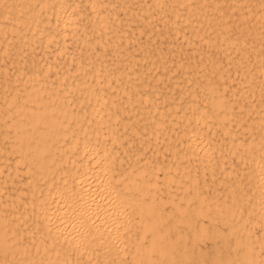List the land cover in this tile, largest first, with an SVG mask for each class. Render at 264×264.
<instances>
[{
  "label": "rangeland",
  "instance_id": "rangeland-1",
  "mask_svg": "<svg viewBox=\"0 0 264 264\" xmlns=\"http://www.w3.org/2000/svg\"><path fill=\"white\" fill-rule=\"evenodd\" d=\"M67 2H70L71 0H66ZM78 1H80V2H78ZM84 1L86 2V3H84ZM88 1V2H87ZM83 0V1H81V0H74V2L76 3V6L78 7L77 9L78 10H80V11H78V10H76V8H75V11L78 13V12H81L82 11V14L84 13V15H82V14H80V13H78L77 14V16H75V21L78 23V25H79V28H78V26H76V28L77 29H79V30H77L76 28V32L75 31H73L74 32V35H72L73 34V32L72 33H69L68 35H65V37H64V39H65V41H64V43H63V49L61 48L60 50L61 51H58V52H53L52 50L54 49V46L56 45V46H58V42H55V44H54V41H51L50 43L48 42L47 43V45H45V46H47V47H49V48H46L44 45H38L37 43H32V44H30L29 46H31V47H29L28 45H22L21 44V47L19 48V44H20V42L19 41H17L16 39H14V38H12V39H10L7 43H5L4 45H6V50L4 49V50H2V52H1V54H0V56H1V60H0V123H2L3 122V120L6 118V108H7V110H9L8 108L9 107H11V105H10V103H7V99H8V95L10 94V92H12V91H15V87H16V89L17 88H19L20 86H21V83L23 82V80H24V78L26 77V76H28L29 74H32L33 72L35 73L36 72V74H38L39 76L40 75H42L43 77H46L45 79H46V81L47 82H49V80H50V82H52V83H54L56 80H57V78L56 77H54L56 74H60L62 71H63V73H66V74H64V75H67V76H65L64 77V79L65 80H73V79H75V78H77V76L78 75H80V76H83L84 78H85V76H86V81L89 79V82H90V87L91 88H93L94 89V96L93 97H88V98H86V97H84V98H82V100H83V102L81 103V101H80V103H78V101L81 99V97H78L77 96V93H76V91L75 92H73L74 90H72V89H70V90H72V91H70L69 90V92H68V89L66 90L67 92H68V94L69 95H67L66 93L67 92H65V94H66V96H65V99L67 98V97H69V98H71V99H69V98H67V100L68 101H70V102H68L67 104H69L70 103V105H67V107L68 108H71V112L74 114V115H76V116H78V119H80L79 121H81V125H80V127L82 128V129H85V130H81V128H78L77 130H81L80 131V133H79V131H77V133H76V131L72 134V139H73V141L75 142V144L78 146L79 144H81L82 142L84 143V141L85 140H87V141H90V142H94L95 141V143H96V145H97V147L99 146V148H102V146L105 148V150H106V153L108 154V156H109V158H110V155L112 156V158H110V159H112L111 160V162L109 161V164L111 165H109V169H110V174H111V176H113V177H115L114 179H113V181H114V183H116V184H120L121 183V181H120V179H122V181H123V176H126L127 174H132L133 173V175L135 174V173H137V172H135V171H137L138 169H139V171H138V173L140 174H138V175H136L135 177V180H136V182H138L139 180H140V177H143V179H146V178H152L153 180H154V178H155V180L157 181V183H155V185L156 184H158V185H154V187H151V188H149V194L147 193V194H145L144 195V198H145V200H147V201H149L150 199L149 198H152V197H154L153 199H151V203H152V206H153V208H154V210H158L159 209V207H160V210H158L159 211V213H160V219H159V222H158V224H157V229L158 230H160L162 233H164L163 234V236H164V238H168L171 242H172V244H171V250H170V257L172 258V263L173 264H203V262H204V264H227V262H230V263H232V264H237L238 262V264H240L242 261L240 260V258H239V254H240V251L242 250V245L241 244H239V243H237V238H247V243L248 244H251V248H252V253L254 254V251H256L255 253L257 254V255H259L258 257H259V259H258V262H260V263H263L264 264V223H262L261 221H260V218L257 216H254V214H256L257 215V212H256V210H258L257 208H255L254 206H252L251 207V200H253V192H256L255 190H254V187H253V185H254V176H255V169L256 168H259V166L258 167H256L255 168V163L253 164V162H254V159H256V156L254 157V155H250L249 154V156H247L248 155V153H253V151H255L254 149H256V147L259 145V146H264V137L262 138V140L258 143H253V142H251V143H249V147H247L248 146V141H249V138L251 137L250 136V134L251 133H253V131L255 130V132H260L261 131V133L263 132V135H264V90L262 91V89L264 88V76L262 77L261 75H264V73H261L260 71H258L257 70V65H258V63L257 62H255L256 60V58L252 55V51L250 50V46L248 45V43H247V40H248V38H250L249 36H248V33H258V34H261L262 33V28L264 27V8H263V6H264V2H263V0L261 1V0H246V2L244 3L243 2V0H233V1H235L236 2V4H237V6H238V2H240L239 3V6H238V9H239V12L241 11V9H242V11L240 12V14H241V16H242V20H240V21H238V23H237V21H234V22H232V21H229V20H225V19H218L217 18V16L215 15V14H217L218 12H217V10H214L213 9V7H211L212 6V4L211 3H209L210 1L209 0H204V1H206V2H204L203 0H189V1H192L191 3L188 1V0H186L185 2L188 4V6H189V8H187L188 6H187V4L185 3L184 4V2H182L183 3V5H180L181 4V2H179L178 0H165L166 1V3H165V1H163L164 2V6H165V8L163 7V5H159V6H157L160 2H161V0H157V2L155 3V0H143V4H142V1L141 0H137V1H135V0H131V1H133V2H129L130 0H122V2H121V0H103V1H105L106 3H107V5H106V3L104 2V4H102V7L101 8H99L100 7V5H101V2H103V1H97L96 2V0L95 1H93V0ZM90 1H93V4H90L91 2ZM117 1V2H116ZM135 1V2H134ZM141 1V2H140ZM151 1V2H150ZM153 1V2H152ZM158 1H159V3H158ZM168 1H169V3H168ZM241 1L243 2L242 4H241ZM250 1V2H249ZM256 1H258L259 3L261 2V4H258ZM90 2V3H89ZM94 2L96 3L95 5H96V7L98 6V4L97 3H100V5L97 7V10H100L99 12H97V10H96V8H94ZM137 2H139L138 4H137ZM150 2V3H149ZM162 2V3H163ZM170 2H172L173 4H171ZM204 2V3H203ZM80 3V4H79ZM82 3L84 4V6L85 5H88L87 6V8L86 7H84V6H81L82 5ZM113 5H111V4ZM116 3V4H115ZM120 3H125V5L124 4H121L123 7V9L121 8V5H120ZM167 3H168V5H167ZM200 3V5H198ZM209 3V4H208ZM262 3H263V5H262ZM79 6H78V5ZM89 4H90V6H89ZM111 6H110V5ZM126 4H128V5H126ZM133 4V5H132ZM136 4V5H135ZM141 5V7H142V9H141V7H140V5ZM153 4V5H152ZM154 4H157V5H154ZM161 4V3H160ZM191 5V7H190V5ZM194 4V5H193ZM196 4V5H195ZM205 4V5H204ZM206 4L208 5V6H206ZM241 4V5H240ZM244 4V5H243ZM246 4H248V5H246ZM93 5V6H92ZM104 5V6H103ZM120 5V6H119ZM132 5V6H131ZM139 5V6H138ZM145 5H146V7H148V8H146L145 9ZM166 5H167V10H165L166 9ZM202 5H204V6H202ZM243 5V6H242ZM246 5V6H245ZM75 6V7H76ZM118 8H117V7ZM131 6V7H130ZM151 6L153 7V8H151ZM179 6V7H178ZM182 6V7H181ZM206 6V7H205ZM209 6L211 7V8H209ZM257 6V7H256ZM86 8V9H84V8ZM89 7V8H88ZM90 7H92V8H90ZM107 7V8H106ZM110 7H112V8H110ZM116 7V8H115ZM126 7H128V8H126ZM137 7H138V10H137ZM157 9H156V8ZM172 7V8H171ZM175 7V8H174ZM181 7V8H180ZM200 7V11L198 10V8ZM203 7V8H202ZM245 7V8H244ZM248 7V9H246ZM253 7V8H252ZM80 8V9H79ZM82 8V9H81ZM94 8V9H93ZM115 8V9H114ZM125 8V9H124ZM133 8V9H132ZM158 8H161V10L159 9L158 10ZM162 8H164V9H162ZM191 8H195V9H191ZM255 8V10H253ZM117 9H118V11H117ZM130 9H132V10H130ZM174 9V10H173ZM206 10V12H202V10ZM207 9H208V11H207ZM210 9H211V11H210ZM244 9H246V10H248V11H243ZM260 9V10H259ZM65 10V9H64ZM93 10V11H92ZM96 10V11H95ZM102 10H104V11H102ZM112 10V11H111ZM122 10H123V12L124 13H122ZM127 10V11H126ZM134 10H136V11H134ZM141 10V11H140ZM142 10L145 12V14H143L142 13ZM151 10H152V13L150 14V12H151ZM155 10V11H154ZM158 10V11H157ZM170 10V12H168ZM188 10V11H187ZM192 10V11H191ZM89 13H88V12ZM120 11V12H119ZM147 11V12H146ZM148 11H150L149 13H148ZM160 11H161V13H160ZM164 11V12H163ZM166 11H167V13H166ZM178 12V13H176V12ZM185 11H186V13H185ZM196 12L197 14H194L193 12ZM219 11V10H218ZM92 12V13H91ZM95 12V13H94ZM103 12H104V14H103ZM109 12V14L107 15V13ZM117 13V15H116V13ZM129 12V13H128ZM136 12V13H135ZM182 12H184L183 14H182ZM191 12V13H190ZM202 12V13H201ZM248 12H249V17L246 15V17L244 16L245 14H248ZM251 12V13H250ZM88 13V14H87ZM94 13V14H93ZM98 13H102V15H100V14H97ZM110 13H111V15H110ZM127 13V14H126ZM140 13H142V14H140ZM147 13V14H146ZM154 13V14H153ZM158 13V15H156V14ZM175 14L176 15V18H177V15H178V17L180 18V21H179V18L178 19H176L175 17H173V15L172 14ZM188 13V15H186ZM203 13H204V15H206L205 17H204V15H203ZM207 13V14H206ZM209 13V14H208ZM211 13H214L213 15L211 14ZM255 13H259L258 15H256ZM98 16V18H100V19H98L97 18V16ZM105 14L109 17V19H111V20H108V18H106V17H104L105 16ZM119 14V15H118ZM129 14V15H128ZM160 14V15H159ZM162 14V15H161ZM199 14V15H198ZM255 14V15H254ZM261 14V16L259 17V15ZM79 15V16H78ZM90 15V16H89ZM92 15H94V16H92ZM99 15H100V17H99ZM112 15H113V19H112ZM127 15V16H126ZM141 17H143V18H141ZM145 15V16H144ZM152 15V16H151ZM170 15V16H169ZM207 15H210L209 17H207ZM83 16V17H82ZM84 16H85V19H84ZM88 16V17H87ZM118 16V17H117ZM139 16V17H138ZM162 16L165 18H163L162 20H161V18H162ZM200 16V17H199ZM202 16V17H201ZM78 17V18H77ZM93 17V18H92ZM95 17V18H94ZM133 17V18H132ZM153 17V18H152ZM158 17V18H157ZM250 17H251V19H250ZM258 19H256V18ZM261 17H262V20H261ZM51 18H53V15L51 16ZM79 18H80V20H79ZM83 18V19H82ZM87 18V19H86ZM90 18V19H89ZM92 18V19H91ZM105 18L107 21H106V23H105V21L104 22H102L103 23V25H102V23H101V21H103V19ZM118 18H121V19H118ZM124 18H127V19H124ZM131 20H130V19ZM139 18L141 19V20H139ZM149 18H152V19H149ZM168 18V19H167ZM169 18H171V19H169ZM172 18H174V19H172ZM210 18V19H209ZM214 18V19H213ZM245 18H247V19H245ZM256 20H255V19ZM77 19H78V21H77ZM94 19V21H95V19H96V22L97 23H95L94 21V23L95 24H93V22H91L92 20ZM104 19V20H105ZM118 19V23H116L117 20ZM149 19V20H148ZM153 19H155L154 21H153ZM167 19V20H166ZM213 19V20H212ZM243 19H245V20H243ZM87 22H86V21ZM123 20V21H122ZM127 20H129V21H127ZM134 22H133V21ZM170 22H169V21ZM186 20V21H185ZM208 20V21H207ZM211 20H212V22H211ZM223 20V21H222ZM252 20H254V22L252 21ZM261 20V21H260ZM108 21H109V23H108ZM114 21H115V23H114ZM127 22V23H125V22ZM137 21V22H136ZM147 21V22H146ZM152 21V22H151ZM161 21V22H160ZM165 21V23H166V25L163 23ZM167 21V22H166ZM173 21V22H172ZM181 21H182V23H181ZM202 21H204V23L202 22ZM221 21V23H217V22H220ZM224 21H226V22H224ZM227 21H229V22H227ZM252 21V22H251ZM81 22V23H80ZM83 22V23H82ZM85 22V23H84ZM88 22H89V24H88ZM180 22V23H179ZM183 22H185V24L183 23ZM192 24H191V23ZM208 22V23H207ZM210 22H211V24H210ZM246 24H245V23ZM256 22V23H255ZM263 22V23H262ZM77 23H76V25H77ZM99 23H101L100 25H99ZM127 24L126 26L125 25H123V24ZM139 23V24H138ZM142 23H143V25H144V28H143V25H142ZM148 23H150V24H148ZM152 23V24H151ZM170 23H171V25H170ZM186 23H189V24H186ZM193 23H195V25L193 24ZM199 23V24H198ZM236 23V24H235ZM242 23V24H241ZM244 23V24H243ZM258 23V24H257ZM84 24V26H86L85 27V29H84V26L82 27V26H80V25H83ZM93 24L94 26H96V27H94L93 25L91 26V25ZM98 24V25H97ZM104 24H111V26L112 27H110L111 28V30H110V28H109V26H105ZM120 24L122 25V26H120ZM148 24V25H147ZM153 24H155V25H153ZM174 24V25H173ZM178 24H179V26H178ZM180 24L182 25V24H184V25H182L183 26V28L184 29H182V26H180ZM200 24H202V26H203V28H206L207 27V25H208V28H206L205 30L204 29H201L202 28V26H200ZM211 26H210V25ZM217 24V26H218V28H216L215 27V25ZM231 26H230V25ZM253 25V27H252V25ZM88 25V26H87ZM114 25H119V26H116V32H115V26ZM131 27H130V26ZM136 25V26H135ZM141 25H142V27H141ZM159 25V26H158ZM163 25V27H161ZM176 25H177V27H176ZM188 27H187V26ZM199 26V28H198V26ZM206 25V26H205ZM227 25H228V27L229 28H227ZM237 25V26H236ZM239 25H240V28H242V29H245V30H247L246 31V34L244 35L243 34V37H245V38H243L242 40H244V41H246V42H244L243 44L241 43V45H238V44H235V45H232V46H229V48H224V47H222V46H218V42H217V40H219V38L217 37V38H214L215 36H217L216 34H218V32H217V30H219L220 32L221 31H225V29L227 28V32L228 33H230V34H232V35H236L237 34V29L239 28ZM261 25V26H260ZM263 25V26H262ZM113 26H114V28H113ZM129 26V27H128ZM153 26V27H152ZM156 26H157V28L158 29H156ZM169 26H170V29H169ZM214 26V27H213ZM88 27V28H87ZM94 27V28H93ZM98 27V28H97ZM100 27H104L103 29L102 28H100ZM140 27V28H139ZM149 27H151V28H149ZM167 27V28H166ZM173 27V28H172ZM187 27V28H186ZM192 27V28H191ZM213 27V28H212ZM225 27V28H224ZM231 27H233V28H231ZM237 27V28H236ZM247 29H246V28ZM248 27H250V30H249V28ZM255 27V28H254ZM262 27V28H261ZM82 28L85 30V31H83L82 30ZM90 28V29H89ZM93 28V30H91ZM105 28H106V32H107V35L109 34L110 35V37L111 38H109V35L108 36H104V34L105 33H103L104 32V30H105ZM109 28V29H108ZM113 28V29H112ZM120 28H122V29H120ZM137 28H139V30L137 31ZM146 28V29H145ZM180 28V29H179ZM209 28H210V30L212 29V31H210L209 30ZM214 28H215V30H214ZM260 28V31L259 30H256V29H259ZM89 29V30H88ZM98 30V32H97V30ZM119 29H120V31H119ZM126 31H125V30ZM133 29H134V31H133ZM150 29H151V31H150ZM172 29L174 30V31H172ZM178 29V31H176ZM186 29V30H185ZM197 29L198 31H199V29H200V32H198V31H196L197 32V35H196V33H195V30ZM230 29V30H229ZM256 31H255V30ZM81 30H82V35H81ZM133 32H132V31ZM147 30V31H146ZM189 30V32H187ZM229 30V31H228ZM88 31H89V33H88ZM95 33V31H96V34H94L93 32ZM119 31V32H118ZM157 31V32H156ZM181 31V32H180ZM250 31V32H249ZM253 31V32H252ZM77 32H79L78 33V35H77ZM92 32V33H91ZM112 33L113 32V34H110V33ZM121 32V33H120ZM122 32H124L123 34H122ZM137 32V33H136ZM147 32H150V33H147ZM166 32H168L167 34H164V33H166ZM174 32H178V34L177 33H174ZM186 32V34H184ZM207 32H209V33H207ZM211 32V33H210ZM261 32V33H260ZM100 33V34H99ZM115 33V34H114ZM144 33L146 34L145 36H143L144 35ZM174 33V34H173ZM189 33V34H188ZM205 33V34H204ZM75 34L77 35L76 36V38H75ZM87 34H88V36H87ZM89 34H90V36H89ZM92 34H93V36H92ZM100 36H99V35ZM116 34H118V35H116ZM137 34V35H136ZM187 34H188V36H190L191 38H187ZM200 34V35H199ZM211 34V35H210ZM214 34V35H213ZM251 34H249V35H251ZM81 36V38L80 37H78V36ZM95 35V36H94ZM106 35V34H105ZM123 35V36H122ZM124 35H125V37H124ZM135 35V36H134ZM153 35V36H152ZM161 35V36H160ZM175 35V36H174ZM196 35V36H195ZM203 35V36H202ZM208 35V36H207ZM211 36V39L209 40V38H210V36ZM71 36V37H70ZM84 37V39H86V42L88 43L89 42V44H87V43H85V40L83 39V37ZM97 36V37H96ZM99 36V37H98ZM103 36H104V40H103ZM114 38H113V37ZM116 36V37H115ZM117 36H119V38L117 37ZM126 36H127V38H126ZM129 36H131V37H129ZM140 36H142V37H140ZM177 36H179V37H177ZM184 38H183V37ZM199 36V37H198ZM214 36V37H213ZM248 38H247V37ZM67 37H69L68 39H67ZM133 37V38H132ZM134 37H138V38H134ZM150 37V38H149ZM197 37V38H196ZM201 37H203L202 39H201ZM204 37H206V39H207V37H208V40H205L204 39ZM80 38V39H79ZM94 38H98V40L99 41H97V39H94ZM101 38V39H100ZM107 38V39H106ZM118 38V39H117ZM122 38V39H121ZM153 38V39H152ZM155 38V39H154ZM178 40H177V39ZM109 39V40H108ZM120 39V40H119ZM131 39H133V41L131 40ZM137 39V40H136ZM148 39V40H147ZM160 39V40H159ZM180 39V40H179ZM187 39L188 40H191L190 42L189 41H187ZM195 39V40H194ZM213 39L215 40V39H217V40H215V41H213ZM12 40H13V42H12ZM16 40V41H15ZM71 40V42L69 43V41ZM79 42H78V41ZM88 40V41H87ZM92 40V41H91ZM106 40H108V42H109V44H108V42L106 41ZM112 40H114L115 41V43H114V41H112ZM128 40V41H127ZM140 40V41H139ZM144 40H145V42H144ZM173 40V41H172ZM194 40V41H193ZM202 40V41H201ZM205 40V41H204ZM14 41H15V44H14ZM76 41L78 42L77 44H75L76 43ZM91 41V42H90ZM101 41V42H100ZM138 41V42H137ZM149 41V42H148ZM156 41V42H155ZM159 41H162V42H159ZM185 41L187 42L186 44H185ZM2 42V43H1ZM0 42V47H2L3 46V43H4V41L2 40ZM9 42H12V43H10V45H8L9 44ZM75 42V43H74ZM95 42V43H94ZM117 42V43H116ZM126 42H127V44H128V46H127V44H126ZM173 42H175L174 44H173ZM189 42V43H188ZM193 42H194V44L196 45H193ZM197 44H196V43ZM208 42V43H207ZM54 45H53V44ZM72 43V45H74L77 49H74L73 47L74 46H71V45H69V44H71ZM74 43V44H73ZM85 45V47H84V45ZM104 43H105V45H104ZM107 43V44H106ZM111 43V44H110ZM148 43H150V44H148ZM160 43V44H159ZM162 43H164V44H162ZM168 43V44H167ZM170 43H171V45H170ZM181 43V44H180ZM199 43V44H198ZM14 44V45H13ZM91 44H93V45H91ZM96 44V45H95ZM102 44L105 46V48L103 49V46H102ZM113 44V45H112ZM119 46V48L116 46ZM150 45V46H148V45ZM153 44V45H152ZM154 44H155V46H154ZM188 44H190V45H188ZM209 44L211 45L212 44V46L210 47L209 46ZM215 44V45H214ZM245 44H247V46L245 45ZM7 45H8V47H7ZM34 45V46H33ZM36 45V46H35ZM53 45V46H52ZM110 45V46H109ZM125 45V46H124ZM132 45V46H131ZM138 45H140V46H138ZM142 45V46H141ZM143 45H144V47H143ZM176 47H175V46ZM178 45H180V46H178ZM187 45V46H186ZM201 45H203V46H201ZM207 45V46H206ZM214 45V46H213ZM217 45V46H216ZM238 45V47H236ZM15 46L17 47L18 46V48H15ZM28 46V47H27ZM39 46V47H38ZM45 47V49H44V47ZM55 46V47H56ZM66 46H68V50H66ZM93 46V47H92ZM94 46H96V47H94ZM122 46V47H121ZM131 46V47H130ZM154 46V47H153ZM199 46V47H198ZM246 46V47H245ZM14 47V49L12 50V48ZM37 48L36 50L35 49H33V48ZM43 47V48H42ZM101 49H103V51L102 50H100V48ZM111 47V48H110ZM114 47V48H113ZM124 47V48H123ZM126 47V48H125ZM129 47V48H128ZM137 47V48H136ZM180 47V48H179ZM205 47V48H204ZM222 47V48H221ZM230 47H231V50H230ZM236 47V49H234ZM240 47V48H239ZM247 47H249L248 49H246ZM24 48V49H23ZM39 48V49H38ZM52 48V49H51ZM72 48V49H71ZM78 48L80 49V50H78ZM93 48H96V50H94ZM117 48V49H116ZM142 48H143V51H141L142 50ZM144 48H145V51H144ZM154 48H158L157 50L155 49V52H153L154 51ZM171 50H170V49ZM181 48H182V50L183 49H185V50H181ZM213 48H216V50L215 49H213ZM245 48V49H244ZM17 49H21L20 51H18ZM64 49H65V51H64ZM71 49V50H70ZM87 51H86V50ZM109 49H110V51H109ZM134 49H138L137 51L136 50H134ZM146 49H147V51L149 52V54H148V52H146ZM172 49H173V51H172ZM221 49V50H220ZM226 49V50H225ZM240 49V50H239ZM244 49V50H243ZM11 50V51H10ZM16 50V51H15ZM28 50H29V52H28ZM48 50H50V51H52V54H54L53 56L51 55V52L50 51H48ZM74 50H76V51H74ZM90 50H92V51H90ZM100 50V51H99ZM108 50V51H107ZM112 50V51H111ZM118 50H119V52H118ZM124 50H128V52L127 51H124ZM135 52H134V51ZM140 50V51H139ZM165 50V51H164ZM190 50V51H189ZM210 50V51H209ZM221 52V53H223L224 51V55H225V57H224V55L223 54H221L219 51ZM233 50V51H232ZM247 52H246V51ZM248 50H250V51H248ZM7 51V52H6ZM31 51H33L32 53H30ZM45 51L47 52V53H45ZM67 51H68V54H67ZM71 51H72V53H71ZM79 51V52H78ZM97 52V54H96V52ZM116 53H115V52ZM120 51H121V53H120ZM187 51V52H186ZM239 51H240V53H239ZM26 52V53H25ZM29 54H28V53ZM73 52H74V54H73ZM83 52V53H82ZM87 52V53H86ZM104 54H103V53ZM132 52V54H134V55H132V54H130V53ZM142 52L144 53V54H142ZM146 52V53H145ZM170 52H172V53H170ZM206 52V53H205ZM226 52H228V53H226ZM251 52V53H250ZM6 53H7V55H6ZM16 54V53H20L19 54V56H18V54H16V55H14V54ZM21 53H23L22 55H21ZM45 53V54H44ZM48 53H50V54H48ZM79 53V54H78ZM94 53H95V56H94ZM99 53V54H98ZM101 53V54H100ZM108 53V54H107ZM140 53V54H139ZM151 53H152V55H151ZM156 53H160V54H156ZM162 53V54H161ZM164 53H165V55L167 54V56H165L164 55ZM173 53H174V55H173ZM176 53H178V54H176ZM198 53H200V54H198ZM243 53H244V55H243ZM4 54H5V56H4ZM10 54H11V56H10ZM25 54V55H24ZM42 54H44V56L42 55ZM46 54H47V56H46ZM57 54V55H56ZM60 54V55H59ZM69 54H73V55H71V56H69ZM75 54H77L76 56H75ZM83 54H85V55H83ZM88 54L90 55V56H88ZM148 54V55H147ZM182 54V55H181ZM194 54V55H193ZM215 54V55H214ZM219 54V55H218ZM221 54V55H220ZM21 55V56H20ZM30 55H32L34 58H36V59H34L32 56H30ZM39 55H41V56H39ZM50 57H49V56ZM56 55V56H55ZM78 55H80V59L78 58L79 56ZM109 55V56H108ZM121 55V56H120ZM131 55V56H130ZM162 57H161V56ZM179 55H181L180 57H179ZM217 55V56H216ZM232 56V57H230V56ZM234 55V56H233ZM252 55V56H251ZM13 56V57H12ZM15 56H16V61L15 60H13V59H15ZM26 56H27V58H26ZM30 56V57H29ZM54 56H55V59H54ZM62 56V57H61ZM97 56H100V57H97ZM107 56V57H106ZM110 56H111V58H110ZM139 56V57H138ZM156 56H158V57H156ZM165 56V57H164ZM185 56V57H184ZM198 58H197V57ZM223 58H222V57ZM228 56L230 57V58H228ZM243 56V57H242ZM246 56L248 57V58H246ZM29 57V58H28ZM32 57V58H31ZM37 57H38V59H37ZM47 57V58H46ZM66 57V58H65ZM68 57V58H67ZM69 57H72L73 59H70ZM83 57H85V59L83 58ZM89 57V58H88ZM104 57V59H102ZM116 57V58H115ZM118 57V58H117ZM131 57V58H130ZM142 57H143V59H144V61L143 60H141L142 59ZM150 57V58H149ZM171 57V58H170ZM175 57V58H174ZM221 57V58H220ZM234 57V58H233ZM235 57H238V58H240L239 60H236L237 58H235ZM244 57H245V59H244ZM21 58H23L22 60H20ZM26 58V59H25ZM44 58V59H43ZM57 58V59H56ZM92 58V59H91ZM95 58V59H94ZM106 58H110L111 60H106ZM127 58H128V60H127ZM132 58H134V60L132 61ZM148 58H149V60H148ZM154 58V60H152ZM165 58V59H164ZM180 58V59H179ZM182 58V59H181ZM184 58V59H183ZM194 58V59H193ZM206 58H207V60H206ZM28 59H29V61H28ZM42 59V60H41ZM64 61H63V60ZM80 60V61H78V60ZM122 59H123V61H122ZM139 59V60H138ZM177 59V60H176ZM179 59V60H178ZM186 59V60H185ZM218 59H220V60H218ZM242 59V60H241ZM251 59V60H250ZM9 60V61H8ZM19 62H18V61ZM31 60V61H30ZM37 60V61H36ZM44 60H46V61H44ZM59 60H61V61H59ZM72 60V61H71ZM87 60V61H86ZM88 60H90V61H88ZM92 60V61H91ZM100 62H99V61ZM106 60V61H105ZM113 60H115V61H113ZM120 60V61H119ZM128 61V63H127V61ZM138 62H137V61ZM148 60V61H147ZM164 60V61H163ZM193 60V61H192ZM216 60V61H215ZM218 60V61H217ZM250 60V61H249ZM255 60V61H254ZM13 61H15V62H13ZM27 63H29V64H27ZM39 61V62H38ZM56 61V62H55ZM71 61V62H70ZM102 61H104V62H102ZM121 61H122V63H121ZM133 63H132V62ZM153 61V62H152ZM175 61H176V63H175ZM182 61V62H181ZM204 61V62H203ZM210 61V62H209ZM221 61V62H220ZM223 61V62H222ZM247 61H248V63H247ZM7 62H9V63H7ZM13 62V63H12ZM16 62H18V63H16ZM21 62V63H20ZM32 62V63H31ZM36 62V65L37 66H35V65H33V63H35ZM37 62H38V64H37ZM45 62V63H44ZM54 64V66H55V68L53 67V64ZM67 62V63H66ZM82 62V63H81ZM91 62V63H90ZM97 62V63H96ZM100 63V65H99V63ZM105 62H106V64H105ZM114 62V63H113ZM116 62V63H115ZM119 62V63H118ZM142 62V63H141ZM146 62V63H145ZM159 62H161L162 64H163V66L165 65V67L166 68H164V70L166 69V73L165 74H161V73H159V72H157V73H155V71H159L160 70V68L158 67V66H155L157 63H159ZM181 62V63H180ZM186 62V63H185ZM196 62V63H195ZM198 62V63H197ZM213 62V63H212ZM253 62V63H252ZM7 63V64H6ZM20 63V64H19ZM43 64V67L45 66L46 67V69H44V73H43V67L41 66L42 64ZM48 65H47V64ZM60 63V64H59ZM63 63L65 64L64 66H63ZM84 63V65H82ZM96 65H95V64ZM121 63V64H120ZM125 63V64H124ZM167 63H169V64H167ZM179 63V64H178ZM191 63H193V64H191ZM200 63V65H198ZM202 63V64H201ZM215 63H217V65L215 64ZM224 63V64H223ZM226 63H227V65H226ZM232 63V64H231ZM234 63V64H233ZM254 63H255V65H254ZM16 64V65H15ZM19 64V65H18ZM32 64V66L31 67H33V69L30 67V65ZM40 64V65H39ZM60 65V68H59V66L58 65ZM73 64V65H72ZM86 64H89L88 66H86ZM91 64V65H90ZM104 64V65H103ZM110 64V65H109ZM129 64V65H128ZM181 64V65H180ZM197 64V65H196ZM204 64V65H203ZM236 64V65H235ZM6 66V68H4V66ZM28 65V66H27ZM50 65H52V66H50ZM71 65V66H70ZM74 65H76V67L74 66ZM94 67H98V68H94ZM98 65V66H97ZM109 65V66H108ZM121 65V66H120ZM122 65L125 67H122ZM128 65V66H127ZM151 65V66H150ZM172 65V66H171ZM189 65V66H188ZM193 65V66H192ZM196 65V66H195ZM203 67H202V66ZM207 65V66H206ZM222 65V66H221ZM2 66H3V69H1L2 68ZM14 66H17L16 68H14ZM65 66H67L68 68L66 69V67ZM78 66V67H77ZM105 66V67H104ZM142 66V67H141ZM182 66V67H181ZM191 66V67H190ZM200 66H201V68H200ZM209 66H210V68L211 69H213L214 68V70H217L219 73L221 72V74H220V78H221V80H220V78H219V80H218V84L216 85L217 87H218V90H219V92H221V94L224 96V99L225 100H228V103H229V105L231 106V116H235V117H237V114H239V116H240V124L238 123H235L236 121H234V117H231L230 116V118H229V121H231V120H233V121H231V122H227V120H225V121H223L221 124H220V122H219V120L217 119V118H215V117H211L210 119H207V122H204V121H201L200 119H198V121H195V122H197V123H193L192 124V122H194V120H197L196 119V116L198 115L196 112H198L200 109H199V107L200 108H203V109H201L203 112H208V103H207V101H205V99H204V92H203V81L205 80V79H203V78H206L207 80H209V76H210V68H209ZM226 66V67H225ZM12 69H11V68ZM18 67H19V69H20V67L22 68V70H19L18 69ZM34 67H35V69H34ZM39 67V68H38ZM44 67V68H45ZM61 67H64L63 68V70H62V68ZM71 67V68H70ZM73 67V68H72ZM85 67V69H88L89 71H87V70H85V72H83V68ZM92 67L95 69V70H93L92 69ZM102 68V70H101V68ZM107 67V68H106ZM112 67V69H110ZM119 67V68H118ZM126 67H128V68H126ZM152 67V68H151ZM181 67V68H180ZM186 67H188V68H186ZM199 67V68H198ZM205 67V68H204ZM223 67H225V68H223ZM244 69H243V68ZM253 67H256V68H253ZM11 70H10V69ZM40 68H41V70H40ZM70 68V69H69ZM76 69V68H79L78 70H73V69ZM106 68V69H105ZM116 68H117V70H116ZM149 68V69H148ZM155 68H158L159 70H156ZM176 68V69H175ZM186 68V69H185ZM191 68V69H190ZM193 68V69H192ZM197 68H198V70H197ZM216 68V69H215ZM223 68V69H222ZM240 68H242L241 70H240ZM247 69V71H246V69ZM8 69V70H7ZM14 69V70H13ZM30 69H31V71H32V73L30 72ZM59 69V70H58ZM97 69H99L98 70V73H97ZM111 71H110V70ZM118 69H120V71L118 70ZM126 69H127V71H126ZM132 69V70H131ZM173 69H175L174 71H175V73H174V71H173ZM181 69V70H180ZM189 69V70H188ZM227 69H228V71H227ZM27 70H28V73L26 74V72H27ZM39 72H38V71ZM47 70V71H46ZM49 70V71H48ZM55 70V71H54ZM58 70V71H57ZM71 72H73V73H71ZM81 72H80V71ZM95 71V73L93 72V71ZM104 70V71H103ZM163 70V69H162ZM163 70V71H164ZM188 70V71H187ZM191 70V71H190ZM205 70V71H204ZM9 71H10V73H9ZM14 71V72H13ZM18 71H19V73H18ZM51 71L53 72L52 74H51ZM68 71V72H67ZM77 71V72H76ZM92 71V72H91ZM99 71H102V73L101 74H99ZM118 71V72H117ZM123 71H126V74H125V72H123ZM177 71V72H176ZM205 73H204V72ZM234 71V72H233ZM251 72V74H249L250 72ZM13 72V73H12ZM25 72V73H24ZM71 74H73V75H71ZM90 72L92 73V75L90 74ZM106 72H109L108 74L106 73ZM111 72V73H110ZM117 72V73H116ZM130 72V73H129ZM154 72V73H153ZM192 72H193V75H192ZM197 72V73H196ZM237 72V73H236ZM244 73V75H243V73ZM257 72H259V73H257ZM18 73V74H17ZM76 73H78V74H76ZM85 73V74H84ZM86 73H88L89 75H88V77H91V78H88L87 77V75H86ZM98 74L99 75V77L100 78H102V76H103V78H104V80H103V78L102 79H100L99 77H98V79L97 80H99L98 81V83H99V86H98V83H97V81H95V79H94V74ZM104 73H106V74H104ZM114 73V74H113ZM116 73V74H115ZM121 73V76H122V73H123V76H125V75H129L130 77H128V80H127V77L125 76V77H121L119 74ZM171 73V74H170ZM173 73V74H172ZM229 73V74H228ZM253 73V74H252ZM14 74V75H13ZM21 74V75H20ZM48 74H49V76H48ZM51 74V75H50ZM75 74V75H74ZM103 74V75H102ZM133 74H136V75H133ZM143 74V75H142ZM157 74H158V77H157ZM173 75V76H170V75ZM180 74V75H179ZM201 74V76H202V74H203V76L201 77V76H199ZM204 74H207V75H204ZM100 75H102V76H100ZM104 75H106V77L109 79H106V77L104 76ZM115 76V78H114V76ZM132 75V76H131ZM195 75V76H194ZM198 75V76H197ZM222 75H225V76H222ZM227 75H228V77H227ZM250 75H251V77H250ZM257 75V76H256ZM11 76H12V78H11ZM19 76H20V78H19ZM93 76V77H92ZM192 76V77H191ZM232 76V77H231ZM159 78V79H157V78ZM191 77V78H190ZM224 77V78H223ZM229 77H230V79H229ZM234 77H238L239 78V80L238 79H236V78H234ZM247 77V78H246ZM1 78H3V81H1L2 79ZM8 78V79H7ZM12 80H11V79ZM14 78V79H13ZM19 79V80H16V79ZM50 78V79H49ZM53 78H55L54 80H53ZM67 78V79H66ZM72 78V79H71ZM116 78H117V80L119 81H117L116 80ZM119 78H121V79H119ZM151 78V79H150ZM200 78V79H199ZM224 80H223V79ZM231 78H233L232 79V81H231ZM251 78V79H250ZM254 78V79H253ZM256 78V79H255ZM5 79H6V81H5ZM48 79V80H47ZM91 79V80H90ZM106 79V80H105ZM125 79V80H124ZM139 79V80H138ZM166 79H167V81H166ZM174 79V80H173ZM176 79V80H175ZM179 79V81H177ZM203 79V80H202ZM228 79V80H227ZM250 81H249V80ZM8 80H10L9 82H8ZM15 80H16V82H15ZM94 82H93V81ZM104 81V83H105V85H103L104 83H103V81ZM110 80H111V82H110ZM116 80V81H115ZM121 80H123V81H121ZM139 82H138V81ZM172 80V81H171ZM236 80H237V84H236ZM257 80V81H256ZM263 80V81H262ZM107 83H106V82ZM134 81V82H133ZM137 81V83H135ZM185 81L188 83V81H189V83L187 84V83H185ZM200 81V82H199ZM231 81V82H230ZM249 81V82H248ZM252 81V82H251ZM262 81V82H261ZM13 82V83H12ZM18 82H19V84H18ZM21 82V83H20ZM95 83L94 85H93V83ZM126 82V83H125ZM161 82H162V84H161ZM169 82V83H168ZM221 82V83H220ZM224 82H227V83H224ZM257 82V83H256ZM1 83H2V85H1ZM8 83L9 84H12V85H8ZM128 83H129V85H128ZM182 83H183V85H182ZM250 83H251V85H250ZM108 84V85H107ZM118 85V87L117 86H115V85ZM177 84V85H176ZM194 84V85H193ZM196 84V85H195ZM224 84V85H223ZM227 84V85H226ZM233 84V85H232ZM243 84V85H242ZM255 84L258 86L259 84H260V86L262 87V88H259V87H257V86H255ZM9 87V90H8V87ZM102 85V86H101ZM109 85H110V87H109ZM125 85V86H124ZM132 85H134V87L132 86ZM166 85V86H165ZM170 85V86H169ZM175 85V86H174ZM219 85V86H218ZM250 85V86H249ZM2 86V87H1ZM120 86V87H119ZM122 86V87H121ZM180 86V87H179ZM197 86V87H196ZM221 86V87H220ZM223 86V87H222ZM231 86H233V87H231ZM235 86H236V88H238V89H236L235 88ZM241 86V87H240ZM244 86H246V87H244ZM5 87V88H4ZM59 87V86H58ZM102 87V88H101ZM109 87V89H107ZM113 87V88H112ZM125 87V89H123ZM137 87H139V88H137ZM148 87V88H147ZM177 87V88H176ZM243 87V88H242ZM249 87H251V88H249ZM257 87V88H256ZM60 88V87H59ZM103 88L104 89H106V90H103ZM120 88H121V90H120ZM132 88V89H131ZM133 88H134V90H136V91H134L133 90ZM147 88V89H146ZM167 88H168V90H167ZM223 88V89H222ZM235 88V89H234ZM241 88V89H240ZM245 88V89H244ZM259 88V90H257ZM7 91H6V90ZM11 89V90H10ZM98 91H97V90ZM100 89L101 90H103V92H102V94H103V98H102V94H101V92H100ZM122 89H123V91L127 94V95H129V97H127L126 96V94L122 91ZM129 91H128V90ZM190 89V90H189ZM230 89H233V92H232V90H230ZM115 90H116V92H115ZM117 90H118V92H117ZM167 90V91H166ZM172 90H173V92H172ZM196 90H198V91H196ZM202 90V91H201ZM221 90V91H220ZM238 90H239V94H237L238 93ZM242 90H244V91H248V93H247V95H246V92H243ZM250 90H252V92L250 91ZM261 90V91H260ZM5 91V92H4ZM10 91V92H9ZM139 91V92H138ZM229 91H230V95H229ZM240 91H241V94H240ZM258 91V92H257ZM2 92H3V94H2ZM7 92V93H6ZM18 92H20V90L18 91ZM73 92V93H72ZM109 92V94H107ZM115 92V93H114ZM133 92V93H132ZM137 92V93H136ZM142 92H144V93H142ZM188 92V93H187ZM197 92V93H196ZM259 92H260V94H259ZM263 92V93H262ZM75 93V94H74ZM96 93H97V95H96ZM115 95H114V94ZM129 93V94H128ZM135 93V94H134ZM139 93V94H138ZM180 93V94H179ZM185 93V94H184ZM200 93H201V95H200ZM233 93H236V94H233ZM245 94V95H243V94ZM254 93H256L255 95L256 96H253L252 94H254ZM2 94V95H1ZM6 94H8V95H6ZM74 94V95H73ZM98 94L100 95V97L101 98H99V96H98ZM118 94V95H117ZM121 94V95H120ZM155 94H157L158 96H155ZM187 94V95H186ZM191 94H193L192 96H191ZM198 94V95H197ZM259 94V95H258ZM5 95V96H4ZM71 95H73V96H71ZM76 95V96H75ZM113 95V96H112ZM120 95V96H119ZM143 98L144 96L150 101V103H149V101L146 99V103L142 100V98L140 97V96ZM181 95V96H180ZM195 95H197L196 97H193V96H195ZM200 95V96H199ZM230 97H229V96ZM238 95V96H237ZM241 95V96H240ZM75 96V97H74ZM121 96H123V97H121ZM184 96V97H183ZM190 96L192 97V98H190ZM203 98H202V97ZM235 96V97H234ZM244 96V97H243ZM251 96H253V98H251ZM259 96V97H258ZM98 99H97V98ZM104 97H105V99H106V97H107V99H108V101H106L105 100V104H103L104 103ZM110 97H111V99H110ZM114 97V98H113ZM144 97V98H145ZM234 97V98H233ZM240 97H243V98H240ZM255 97V98H254ZM260 97H261V99H260ZM116 98V99H115ZM121 98H122V100H121ZM126 98V99H125ZM128 98V99H127ZM135 98H136V100H135ZM143 98V99H144ZM167 98V100H165ZM197 98H200V100L199 99H197ZM228 98V99H227ZM235 98H237V99H235ZM247 98H249L250 100H248L247 101ZM5 99V100H4ZM14 99L15 100H17L18 99V97H14ZM63 100V102L64 101H66V100ZM93 99H95L94 101H96V103H94L95 104V106L93 107V103L91 102V101H93ZM100 99V100H99ZM102 99H103V101H102ZM110 99V100H109ZM131 99V100H130ZM132 99H133V101L135 100V103H133V101H132ZM139 99H141L140 101H138ZM168 99H170L171 101H169ZM202 99V100H201ZM235 99V101H232V100H234ZM241 99V100H240ZM243 99V100H242ZM251 99H253V100H251ZM258 99V100H260V101H258L257 100V102H259L260 104H261V107L262 108H259V106H260V104L258 103L257 104V102H255L256 100ZM4 100V102H5V104H3L4 102H2ZM113 100V101H112ZM117 100V101H116ZM125 100H126V102H125ZM127 100H128V102H127ZM145 100V99H144ZM196 100H197V102H196ZM231 100V102H229ZM72 101V102H71ZM75 101H76V103H75ZM86 101L88 102L87 104H86ZM101 101V102H100ZM110 101V102H109ZM113 103H112V102ZM130 101V102H129ZM148 101V102H147ZM159 101V102H158ZM199 101V102H198ZM262 101V102H261ZM107 102V103H106ZM120 102H122V103H120ZM136 102H140V104L142 103L144 106H141L140 104V106H139V109H138V107L137 106H135V105H138V103H136ZM171 102V103H170ZM247 102H248V104H247ZM251 102V103H250ZM74 105H73V104ZM80 104V106L78 105V104ZM92 103V104H91ZM98 103V104H97ZM99 103H100V105H99ZM101 103L103 104V105H105V107L107 108V110L105 109V107L103 108V107H101ZM115 103V104H114ZM118 103V104H117ZM131 103V104H130ZM152 103V104H151ZM188 103H189V105H190V107L188 106ZM193 103V104H192ZM242 103V104H241ZM252 103H253V105H252ZM64 104H66L65 102H64ZM72 104V105H71ZM77 104V105H76ZM83 104V105H82ZM84 104H86L88 107H86V105H84ZM97 104V105H96ZM107 104H108V107H110V109L107 107ZM110 104V105H109ZM112 104V105H111ZM119 104H121L120 105V107H121V110H119L120 109V107H118L119 106ZM124 104V105H123ZM130 104V105H129ZM133 104V105H132ZM158 104V105H157ZM163 104V105H162ZM192 104V105H191ZM196 104H197V106H196ZM200 106H199V105ZM204 104V105H203ZM237 104H239V106L237 105ZM247 104V105H246ZM259 105V106H257V105ZM2 105V106H1ZM82 105V106H81ZM118 105V106H117ZM130 106V108L128 107V106ZM146 105V106H145ZM150 105H151V107H150ZM161 105V106H160ZM175 105H177L176 107H178L177 108V110H176V107H175ZM187 105V106H186ZM243 105V106H242ZM263 105V106H262ZM4 106V107H3ZM77 106H78V108H77ZM85 106V107H84ZM90 106H92V108L90 107ZM97 106V107H96ZM112 106H113V109H112ZM127 106V107H126ZM153 106H154V108H153ZM157 106V107H156ZM240 107V108H238V107ZM254 106H255V108H254ZM73 107H75V108H73ZM80 107V108H79ZM118 107V108H117ZM150 107V108H149ZM166 107L168 108V110L169 109H171V111L170 112H167L168 110H166ZM185 107V108H184ZM192 107V108H191ZM194 107V108H193ZM89 108H91V110L89 109ZM96 108V109H95ZM115 108V109H114ZM125 108V109H124ZM128 108L130 109V110H128ZM136 110H135V109ZM147 108V109H146ZM156 108H158L159 110H161L160 112H161V114H159L160 112L158 111V110H156ZM194 109V110H192L191 111V109ZM237 108V109H236ZM243 108H244V111L245 112H243ZM258 108L260 109V110H258ZM77 109V110H76ZM85 109V110H84ZM88 109V110H87ZM93 109V110H92ZM95 109V110H94ZM99 109V110H98ZM103 109V110H102ZM104 109H105V111H106V113L110 110L111 112H108L107 114L105 113V111H104ZM141 109V110H140ZM142 109H144V110H142ZM151 109H154L153 110V112H152V110ZM187 109V110H186ZM206 111H205V110ZM234 109H236V110H234ZM253 109V110H252ZM263 109V110H262ZM76 110V111H75ZM83 110V111H82ZM95 111V115H97V116H95L92 112V114L90 113V111ZM102 111V112H104L105 113V115H107V117L102 113L100 116L96 113V111L97 112H99V111ZM123 110H124V112H123ZM125 110L126 111H128L127 113H125ZM133 110V111H132ZM162 110H163V112H162ZM178 110H182V112H180V113H177V112H179ZM184 110V111H183ZM196 110H198V111H196ZM248 110H249V112H248ZM252 112H251V111ZM89 111V112H88ZM100 111V112H101ZM112 111H114V112H112ZM138 111V112H137ZM140 111V112H139ZM147 113H149V114H147ZM190 111V112H189ZM195 111V112H194ZM234 111V112H233ZM239 111H241V112H239ZM257 111H259V113L257 112ZM74 112H76V113H74ZM86 112V113H85ZM115 112H116V114H115ZM142 112V113H141ZM143 112H145L146 113V115H144L143 114ZM193 112V113H192ZM255 112V113H254ZM83 113V114H82ZM88 113H90V116L88 117ZM119 113H120V115H119ZM139 113L141 114V115H139ZM151 113V114H150ZM156 113H158L157 115H156ZM175 113V116L174 115H171V114H174ZM179 114V116L177 115V114ZM183 113V114H182ZM186 113H187V115H186ZM190 115H189V114ZM233 113V114H232ZM248 115H246V114ZM252 113V114H251ZM255 115H254V114ZM260 113H263V114H260ZM3 114H4V116H3ZM81 114V115H80ZM85 114V115H84ZM109 114V115H108ZM113 114V115H112ZM115 114V115H114ZM134 114H136V115H134ZM185 114V115H184ZM93 115L97 118V120L95 119V117L93 118ZM103 115V116H102ZM112 115V116H111ZM133 115L137 118V120H135L134 118H133ZM151 115V116H150ZM154 115V116H153ZM159 115H160V118H159ZM165 117H163V116ZM244 115H246L245 117H244ZM101 116H102V118H101ZM116 116H117V118H116ZM122 118H121V117ZM142 116V117H141ZM178 116V117H177ZM186 117V118H184V117ZM195 116V117H194ZM242 116V117H241ZM261 116V117H260ZM82 117V118H81ZM92 119H91V118ZM110 117V118H109ZM114 117V119H111V118H113ZM118 117H119V119H118ZM146 117V121H145V118ZM149 117V121H148V118ZM151 117V118H150ZM176 118V120H177V122H175V118ZM183 119H182V118ZM191 117H193V119H191ZM90 118V120H88ZM105 118H107L106 120H105ZM124 118H127L126 119V121H125V119ZM132 118V119H131ZM140 118V119H139ZM157 118H159V119H157ZM170 120L169 122H168V120ZM171 118V119H170ZM214 118V119H213ZM249 118H251L250 119V121H249ZM257 118V119H256ZM94 119V120H93ZM115 119H117L119 122L120 121H122V122H120V123H118L117 122V120H115ZM130 119V120H129ZM152 119V120H151ZM163 121H162V120ZM185 119V120H184ZM245 119V120H244ZM255 119H256V121H255ZM261 120V121H259V120ZM2 120V121H1ZM102 120H103V122H102ZM113 120H115V121H113ZM133 120V121H132ZM188 120H189V122H188ZM216 120V121H215ZM235 120H236V118H235ZM243 120V121H242ZM252 120V121H251ZM258 120V121H257ZM85 123H91V124H89L90 125V127H89V125L88 124H86V126H85V128H83L84 127V122ZM109 123H108V122ZM110 121L113 123V122H115V124L113 123V124H111L110 123ZM135 121H136V124H135ZM141 121V122H140ZM144 121V122H143ZM154 121V122H153ZM200 121V122H199ZM208 121H210V122H208ZM97 122V124L95 125L94 123H96ZM101 122V124H99ZM107 122V123H106ZM139 124H138V123ZM147 122V123H146ZM151 122H153V123H151ZM157 122L159 123H161L162 125H161V127H163V129L159 126V124H158V126H159V128H161V129H159L158 128V126H156V124H157ZM167 122V123H166ZM171 122V123H170ZM174 124H173V123ZM250 122V124L248 125L247 123H249ZM255 122V123H254ZM82 123H83V125H82ZM125 124V125H122V124ZM127 123V124H126ZM129 123L131 124V126L129 127ZM144 123V124H143ZM151 123V124H150ZM163 123H164V125H163ZM175 123H178V124H176L175 125ZM182 123V124H181ZM202 125H201V124ZM203 123H204V125H203ZM214 123V124H213ZM226 123V124H225ZM235 123V124H234ZM257 123V125H255ZM260 123V124H259ZM94 124V125H93ZM103 124H104V126H103ZM105 124H108V127L106 128V130L104 129L107 125H105ZM118 124H120V126L118 125ZM150 125L149 127L147 126V125ZM152 124H153V126H152ZM154 124H155V127H157L156 129L154 128ZM168 124V125H167ZM195 126L194 127V130L192 129L191 130V134L190 133H187L185 130H186V128H188L187 127V125L188 126ZM211 124H212V126H213V128L211 129ZM217 124H218V126H217ZM232 124V125H231ZM245 124H247V125H245ZM263 124V125H262ZM1 125V128L2 129H0V142H1V144H0V150H1V148L2 149H5V150H1V152H0V168L2 169H0V172H1V174H0V187H2V188H0V201L2 202H0L1 203V205H0V208H1V211H0V215L2 216V218L4 217L5 219L4 220H6L5 221V223H7V225H9L10 227L12 226L13 227V230H14V228H16L17 230L19 229V230H21L22 232H20L19 230L16 232V230H15V232L16 233H18V234H16V238H15V242L18 244V245H20L21 247H23L25 250H32V248H33V246H34V243H33V241H34V239L37 237V239L41 242V243H44V246H45V248H52V245H53V247L54 248H56V250H59L58 252L59 253H61L62 255L67 251V255H69V262H70V264H87L88 262H90V263H88V264H93V262H94V258H96L95 259V261L96 262H94V264H107V262L108 263H111V264H118L117 262H115V260H113L114 258L117 260V259H120V256L122 255V259H120V261H121V263L123 264H129V262H130V264H135L137 261H136V259L133 261V263H132V260H131V258L130 257H128V256H130L129 254H131V252L130 253H126V250L127 249H124V248H128V251L127 252H129V251H131L130 250V246L132 247V242H133V239L132 238H130V237H134L135 238V240H134V242L135 243H139V242H141V241H143V242H145L148 238H149V236H150V231H147V230H142L141 229V224L140 223H138L139 222V218H137V216H138V213H136L137 211H135L134 212V208H133V206L131 205V202L130 203H128V202H126V201H124V202H126L127 204L125 205V204H123V202H122V204H123V206H121V209H122V214H121V212H117V216H118V218H120V220H118V222L119 223H117L116 225L119 227H117V233L119 232V229L121 230L118 234H117V238H119V237H121V239H122V241H119V242H122L121 244L123 245L124 243H126V247H123L120 243H118V242H114L115 244H114V246H113V249H114V251L116 250V257H115V252H114V256L112 255V254H108L107 256L105 255V252H103L102 254H104V255H102L101 254V256H100V253H101V250H100V248H97L98 246H97V243H93V242H91V243H89V244H91L90 246H89V244L87 243L86 245L84 244L85 243V241H84V237L87 235V233H88V231L86 230V228H84L83 229V225L81 226V224H79V225H75V224H71V220L72 219H70V223L68 224V227H67V225L66 226H64V228H66V229H64V230H66L65 231V234L67 233V234H69L68 232H70L71 231V233H70V240H69V242L70 243H68V242H66L65 240L62 242V243H56V242H48L47 241V237L45 236V233L43 232V227H42V224L40 223V219H39V217H37V210H36V208H35V200H37V197H40L41 198V196H39L40 195V193H41V190H39V189H41L40 187H42V191H43V187L45 186V184H44V182L43 181H41V179H36V178H28L29 177V175H30V173H29V171H26V170H24L25 169V166H26V161H22V163H21V161L20 160H17L16 158H15V156H16V152L13 150V149H11V147H10V141H11V129L8 127V126H6V127H4L5 125H3V124H0ZM2 125H3V127H2ZM96 126V127H93V126ZM113 125H116V126H113ZM121 125L122 126H124V127H121ZM138 125V126H137ZM140 125V126H139ZM144 125H146V126H144ZM166 125V126H165ZM184 125V126H183ZM198 125H200L199 127H198ZM221 125H222V127H221ZM230 127H229V126ZM254 125V126H253ZM262 125V126H261ZM110 126H112L111 128H109ZM185 126H186V128H185ZM203 126V127H202ZM225 126V128H226V130H227V126H228V132H230V133H228V132H223L224 131V127ZM235 126H238V129H237V127L236 128H234ZM256 126V127H255ZM99 127V128H98ZM117 127H118V129H117ZM125 127H127V129L128 130H126V128ZM136 129H135V128ZM141 127V128H140ZM167 127L168 128H170V130L169 129H167ZM210 129H209V128ZM220 127H221V129H220ZM232 127V128H231ZM242 129H241V128ZM243 127H245V128H243ZM248 127V128H247ZM258 127V128H257ZM4 128V129H3ZM7 128V129H6ZM99 130H98V129ZM101 128V129H100ZM114 128H115V130H114ZM129 128H130V130L132 131H130L129 130ZM134 128V129H133ZM143 128H146L145 130L143 129ZM147 128H150V129H147ZM198 128H202L201 130H200V132H199V130H198ZM204 128V129H203ZM208 128V129H207ZM222 128H223V131H222ZM253 130H252V129ZM92 129H95V130H93L92 131ZM97 129V130H96ZM102 129H104V130H102ZM125 131H124V130ZM139 129V130H138ZM159 131H158V130ZM172 129H173V131H172ZM176 129V130H175ZM184 131H183V130ZM6 130H9V131H6ZM92 132H91V131ZM107 130H108V132H107ZM123 130V131H122ZM136 130V132H134ZM158 131V132H160L159 134L160 135H162L163 134V132H164V137H163V135L162 136H157L158 135V133L157 134H155L154 132L155 131ZM166 130H169V132L167 131V133H169V134H167L165 131ZM175 130V131H174ZM182 130V131H181ZM202 130H205L206 131V133H205V135H204V132H203V134H202ZM212 132H211V131ZM230 130V131H229ZM234 130V131H233ZM248 130V131H247ZM251 132H250V131ZM260 130V131H259ZM95 131V132H94ZM98 131V132H97ZM103 133H102V132ZM105 131H106V133H105ZM115 131H116V133L118 132V131H120V132H118L119 133V135H118V137H117V135H116V133H115ZM152 131H154L153 133H152ZM209 131H210V133H209ZM233 131V132H232ZM240 131V132H239ZM87 132H90V133H87ZM94 132V133H93ZM124 134H123V133ZM126 132H129V133H126ZM131 132V133H130ZM133 132H134V134H133ZM146 132V133H145ZM148 132V133H147ZM179 132H182L184 135H182V133H179ZM185 132V133H184ZM197 133V135L196 134H194V133ZM236 132H239V134L238 133H236ZM244 132V133H243ZM248 132H250V133H248ZM9 135H8V134ZM84 133V134H83ZM95 133H97V135H95ZM149 137V135H150V142H149V139H148V137L146 138L145 136V134ZM150 133V134H149ZM165 133H166V137H165ZM176 133L180 136H178V135H176ZM213 133H215V134H213ZM219 133V134H218ZM224 133H225V135H224ZM233 133V134H232ZM241 133H243V134H241ZM247 135H246V134ZM3 134H5L4 136H3ZM74 134H75V136L77 135V134H80V136H74ZM87 134H90V135H87ZM113 134V135H112ZM121 134H123V135H121ZM126 134V135H125ZM132 134V135H131ZM139 134H141V135H139ZM143 134H144V136H143ZM155 134V136L157 137V139H158V137H159V141L158 140H155V136H152V135H154ZM173 134H175L176 136H177V138H176V136L175 135H173ZM181 134V135H180ZM188 136H187V135ZM192 134H193V136H192ZM207 134V135H206ZM214 136H213V135ZM232 134V135H231ZM100 135H101V139H100ZM111 135V136H110ZM128 135V136H127ZM130 135V136H129ZM191 135V136H190ZM194 135H196V136H194ZM204 135V136H203ZM2 136H3V138L4 137H7L9 140H6L7 138H4L3 140H2ZM88 136V137H87ZM93 136V137H92ZM103 136H105V137H103ZM107 136V137H106ZM113 139V137H114V139L113 140H111L110 139V137ZM120 136V137H119ZM123 136L124 137H126L127 136V140H125L124 138H123ZM201 138H200V137ZM236 136V137H235ZM244 136V137H243ZM80 137V138H79ZM117 137V138H116ZM129 137V138H128ZM139 139H138V138ZM170 137V138H169ZM174 137V138H173ZM196 138L197 139V141H198V139H199V141H198V144H197V146L196 145H194V144H192V142H191V139L192 138ZM199 137V138H198ZM202 137H204V139L202 138ZM205 137H210L211 139H212V142H211V139L209 140L208 139V142L205 140ZM229 137V138H228ZM74 138H75V140H74ZM76 138L78 139V140H76ZM81 138H83V139H81ZM87 138V139H86ZM92 138H93V140H92ZM103 138V139H102ZM106 138H108V139H106ZM122 138V139H121ZM133 138H135V139H133ZM151 138H153V139H151ZM162 138V139H161ZM180 138V139H179ZM186 138H187V140H190V141H187L186 140ZM189 138V139H188ZM243 138V140L242 141H240V142H242V147H241V144H240V142H239V140L240 139H242ZM81 139V140H80ZM95 139V140H94ZM112 141H110V140ZM132 139H133V142H131L132 141ZM138 139V140H137ZM141 139H143L144 141V143L148 140V143H145V144H143V142H142V140ZM228 139H230V141L232 142V143H234V144H232V146L231 147H229L231 144H230V142L228 141ZM246 139V140H245ZM81 142H80V141ZM98 140V141H97ZM115 140L119 143L118 145H116V142H115ZM120 140H122L121 142V144H120ZM141 140V141H140ZM163 140V141H162ZM168 140H170V141H167ZM186 142H185V141ZM217 140V141H216ZM221 140V141H220ZM226 140V141H225ZM236 140H238V142H239V144L237 145V142H236ZM76 141H79V142H76ZM106 141V142H105ZM129 141L131 142L130 143V145L129 144H127V142L129 143ZM153 141H154V143L156 144V142L155 141H157V144L155 145L154 143H153ZM162 141V142H161ZM175 141H176V145H177V148H176V145H173V143H175ZM180 141H182V142H180ZM184 141V142H183ZM202 141H203V143H202ZM102 142H103V144H102ZM105 142V143H104ZM107 142H109V143H107ZM113 142H114V144H113ZM125 142H126V144H125ZM164 142H166L167 144L168 143H170L171 145H173L172 147H171V145L170 144H168L167 146L165 145L166 143H164ZM188 142H189V144H188ZM191 142V143H190ZM200 142H201V144H200ZM218 142V143H217ZM245 142V143H244ZM99 143H101V144H99ZM110 143L111 144H113V145H110ZM135 143V144H134ZM160 143V145L158 146V144ZM186 143V144H185ZM209 143L211 144L210 145V147H208L209 146ZM229 143V144H228ZM122 144H123V146H127V149H126V147H121L122 146ZM125 144V145H124ZM142 144L145 146L146 144H147V146H148V148H147V146H145V147H143L142 146ZM151 144V145H150ZM163 144V145H162ZM180 144V145H179ZM203 144L205 145V146H203ZM229 146H228V145ZM236 144V146H234ZM245 144H247V145H245ZM263 144V145H262ZM76 145H74V144H70V145H67V147H65V150H63L64 148H62L61 150L64 152H62V154L63 155H60L61 154V151H59L58 150V152L56 151V153L58 154L57 155V158H59V159H57V162H59L60 161V166L61 167H65L66 166V164H68V162H69V158L72 156L73 157V155H77L79 158L81 157V155L79 154V153H75L74 154V152H76L75 151V149H77V146ZM105 145H107V146H113V147H111L112 148V150H111V148L110 149H106V148H109V147H105ZM154 145H155V147H154ZM164 145H165V147H164ZM190 145V147H188ZM191 145H194L193 147H195L194 149H193V152L191 151L192 149H190V148H192V146ZM207 145V146H206ZM244 145V146H243ZM257 145V146H256ZM6 148H5V147ZM68 146H70V147H72V148H70V152L68 151L69 149V147ZM120 146V147H119ZM141 146V147H140ZM158 146V147H157ZM179 146H181V147H179ZM186 146V147H185ZM205 147L203 150H204V152H203V150H202V147ZM211 146H213V147H211ZM225 146V147H224ZM227 146V147H226ZM74 147H75V149H74ZM119 147V150H117V148ZM133 147V148H132ZM134 147L136 148V150L134 149ZM143 147V148H142ZM158 148L159 150L160 149H162V153H161V151H159L158 149H155V148ZM163 147H164V149H163ZM183 147V148H182ZM185 147V148H184ZM197 147V148H196ZM224 147V148H223ZM229 147V148H228ZM244 147V148H243ZM247 147V148H246ZM255 147V148H254ZM126 149L125 150V153H123L122 154V149ZM150 148V149H149ZM151 148H152V152H151ZM166 148H168V149H170V150H168V149H166ZM174 148H176V149H174ZM181 148V149H180ZM187 148V149H186ZM198 148H199V151H198ZM208 148V149H207ZM211 148H213V151L211 150ZM231 148H234V150L233 151H231L230 149ZM249 148V149H248ZM250 148H251V150H250ZM11 149V151H9ZM135 152V154L137 155L138 154V157L140 156V159L134 154V156H136V157H134V159H133V151ZM142 149H145V150H142ZM174 149V152L172 151ZM186 149V150H185ZM219 149V150H218ZM228 150V151H226V150ZM236 149V150H235ZM68 151V154H67V151ZM74 151L73 153H72V151ZM78 150V149H77ZM108 150H110V151H108ZM124 150H123V152H124ZM128 150L131 152L132 151V153L130 154L129 152H128ZM138 150V151H137ZM141 150L144 152V153H142L141 152ZM159 151V155H158V153H155V152H158ZM168 150V151H167ZM183 150H184V152H183ZM189 150V151H188ZM200 153H198L197 151ZM205 150H210L209 152L208 151H205ZM219 151L218 153H219V155H217V151ZM237 150H239V151H237ZM7 151L9 152L8 154H6L7 153ZM112 151L114 152V153H112ZM116 151V152H115ZM140 151V152H139ZM148 151H149V153H148ZM169 151L171 152V155H170V153H169ZM177 151V152H176ZM185 151L188 153V155H187V153H186V155H185ZM194 151H196L197 153L194 155L193 153H194ZM222 151H223V153H222ZM241 151L243 152H245V153H241ZM249 151V152H248ZM128 152V153H127ZM172 152H173V154H172ZM206 152H207V154H206ZM214 152V153H213ZM221 152V153H220ZM231 152H233V153H231ZM236 152V153H235ZM248 152V153H247ZM148 153V154H147ZM205 154V158H203L202 156H204V154ZM211 154L212 155V153H213V158L214 159H212V156H210L209 154ZM239 153H240V156H239ZM5 154L8 156H5ZM10 154H12V156L10 155ZM15 154V155H14ZM120 156H119V155ZM123 156H122V155ZM129 154V155H128ZM147 154V155H146ZM154 154H156V156H154ZM179 154H182L181 155V157L183 158H179L180 156H179ZM189 154H192L193 156H195V157H193L192 155H189ZM202 154V155H201ZM228 154V155H227ZM235 154H236V157H237V155H238V157L239 158H237V159H235L236 157H235ZM10 155V156H9ZM80 155V156H79ZM118 155V157L116 158V156ZM144 155V156H143ZM176 157L175 159H174V156ZM177 155V156H176ZM201 156V157H199V159H197L198 157H196V156ZM209 155V156H208ZM216 155H217V157H216ZM222 155H224V157L222 156ZM63 156H64V158L66 157V159H67V157L69 156V160H67V163L65 164V162H63L64 160H66V159H64L63 160ZM74 156V157H75ZM76 156V157H77ZM143 156V157H142ZM166 156H168V157H166ZM171 156V157H170ZM187 156V157H186ZM189 156V157H188ZM192 156V157H191ZM208 156V157H207ZM221 156V157H220ZM242 156H245L244 158H246V159H249L250 161L252 160L253 162H250V163H248L249 162V160H244V159H241L242 158ZM250 156H252V159H250L251 157ZM260 156V155H259ZM125 158V160H127V162H129V163H127L125 160H123L122 159V162H121V160H119V158ZM127 157L129 158V157H131V159L129 160V159H127ZM146 157V158H145ZM147 157H148V159H149V161L147 160ZM150 157V158H149ZM154 157V158H153ZM157 157V158H156ZM159 157V158H158ZM185 157V158H184ZM208 159H207V158ZM219 157V158H218ZM223 157V158H222ZM233 158V159H230V161H229V158ZM2 158H3V160L5 161L4 162V164H3V160H2ZM113 158H115V160L116 159H118V160H116V162L114 161V159ZM194 158H195V161H199V162H195L194 161ZM201 158V159H200ZM226 158V159H225ZM227 158H228V160H227ZM254 158V159H253ZM13 159H14V162H13ZM133 159V160H132ZM136 159V160H135ZM137 159H138V161H137ZM142 159V160H141ZM146 159V160H145ZM153 159V160H152ZM157 161H156V160ZM172 159V160H171ZM180 159V160H179ZM205 159V160H204ZM210 159H212V160H210ZM218 159H219V161H221L222 163H223V166L222 165H220V164H222V163H220L219 161H218ZM240 159V160H239ZM16 160L18 161V162H16ZM63 160V161H62ZM129 160V161H128ZM132 160V161H131ZM176 160H177V162H176ZM181 161V162H179V161ZM184 160H188V161H184ZM203 160L204 161H207L206 163L205 162H203ZM215 160V161H214ZM244 160V164H242V161ZM8 161H10V162H8ZM114 163H116V164H113V162ZM135 162V164H134V162ZM141 162V163H139V164H137L138 162ZM151 161V162H150ZM160 161H161V163H160ZM211 161H213V162H211ZM231 161H233V162H231ZM7 162V163H6ZM25 164H24V163ZM119 163V165H117L118 163ZM125 162L127 163V164H125ZM132 162V163H131ZM146 164H144V163ZM152 162H155V163H152ZM157 162H159V164H161V165H158L157 166ZM174 162V163H173ZM180 163V164H176V163ZM193 162H195V163H193ZM210 162V163H209ZM122 163V164H121ZM131 163V164H130ZM143 163V164H142ZM169 163V164H168ZM202 163H203V165H202ZM213 163H216V165L214 166V165H211V164H213ZM225 163V164H224ZM226 163H229V165L228 164H226ZM231 163V164H230ZM240 163V164H239ZM10 164V165H9ZM13 164H14V166H13ZM142 164V165H141ZM156 164V165H155ZM183 164V165H182ZM189 164V165H188ZM198 164H201L202 166H203V168H204V171L201 169L202 167H201V165L199 166ZM208 164V165H207ZM213 167V168H209V172L207 171L208 169H206V168H208V167H211L210 165ZM247 164V165H246ZM250 164V165H249ZM252 164H253V166H252ZM2 165V166H1ZM8 167H11V168H6V166ZM16 165H18V166H16ZM22 165V166H21ZM112 165H114V166H112ZM117 165V166H116ZM122 165V166H121ZM123 165H124V167H125V169H124V167H123ZM143 165H144V167H143ZM165 165H169V167H171V165H172V167H171V169L168 167V169H167V166H165ZM178 167L179 165V167L178 168H176V166ZM184 165H187V166H184ZM206 165H207V167H206ZM236 165V166H235ZM242 165V166H241ZM128 166V168L131 170H129L128 168H126ZM131 166V167H130ZM140 166V167H139ZM145 166H146V168H145ZM153 166V167H152ZM157 168V169H155V167ZM175 166V168H173ZM197 166V167H196ZM232 166V167H231ZM20 167H23L22 169L20 168ZM112 167H114V169L112 168ZM124 169H122V168ZM141 167H143V172H142V168ZM166 167V168H165ZM200 167V168H199ZM226 167V168H225ZM231 167V168H230ZM248 167H249V169H248ZM5 168V169H4ZM14 168H15V170H14ZM18 168V169H17ZM135 168V169H134ZM137 168V169H136ZM140 168H141V170H140ZM148 168V169H147ZM149 168H150V171H148L149 170ZM153 168V169H152ZM164 170V168H165V170L164 171H162V169ZM175 170H177V171H174L173 169ZM182 168H184V169H182ZM189 168V169H188ZM216 170H215V169ZM223 168V171L221 170ZM229 168V169H228ZM23 170V171H20V170ZM112 169H113V171H112ZM159 169H160V171H159ZM167 169V170H166ZM193 169H195L196 171H197V173H196V171L194 172V171H192ZM199 169H201L200 171H203V172H200L199 171ZM232 169V170H231ZM251 169V170H250ZM13 170H14V172H13ZM134 172H133V171ZM145 170H146V172H145ZM153 170H155V171H153ZM156 170L158 171L157 173H156ZM179 170H180V172H179ZM184 170V171H183ZM188 170V171H187ZM241 170H242V172H241ZM245 170V171H244ZM18 171V172H17ZM116 171V172H115ZM123 171V172H122ZM127 171V172H126ZM172 172V173H170V172ZM182 171H183V173H182ZM190 171V172H189ZM216 173H215V172ZM230 172L229 174H228V172ZM236 172V174H234L235 172ZM7 174V176L5 175V173ZM12 172H13V174L14 175H12ZM16 172V173H15ZM120 174H119V173ZM122 172V173H121ZM126 174H125V173ZM145 172V173H144ZM153 172H154V174H153ZM163 172V174H161ZM176 172V173H175ZM185 172H187V174L185 173ZM215 173L216 174V177H215V175L213 174V173ZM222 172V173H221ZM28 173V174H27ZM143 173H144V175H143ZM149 173H150V176H149ZM168 173V174H167ZM179 173H181V174H179ZM190 173V174H189ZM200 173H202L201 175H200ZM206 173V174H205ZM210 173L212 174V175H210ZM217 173H219V174H217ZM249 173H251V174H249ZM253 173V174H252ZM5 175V176H2V175ZM15 174H17V175H15ZM21 176H20V175ZM117 174L119 175V176H117ZM129 175V176H133V175ZM148 174V175H147ZM157 174H158V176L159 177H156L157 176ZM171 174H173V179H172V176H171ZM183 174H185V175H183ZM189 174V175H188ZM193 174V175H192ZM221 174H223V175H221ZM11 175V176H10ZM143 175V176H142ZM162 175H166V176H163L164 178H165V180L166 181H168L169 183L167 184V182L165 181V180H162V179H164V178H161L160 176H162ZM176 175L178 176V177H176ZM205 175V176H204ZM214 175V176H213ZM251 175H252V177H251ZM27 176V177H26ZM120 176H122L121 178H120ZM170 176V178H169V180H167L168 179V177ZM211 176H212V178H211ZM225 176V177H224ZM234 176H235V178H234ZM7 177V178H6ZM10 177H11V179H10ZM26 177V178H25ZM145 177V178H144ZM182 177H184L185 179H183ZM201 177H202V179H201ZM220 177H221V179H220ZM228 179H227V178ZM233 177V178H232ZM2 178H4V179H2ZM9 178V179H8ZM24 178V179H23ZM120 178V179H119ZM175 178H176V180H175ZM182 178V180H180ZM195 178H197V179H195ZM203 178H205L204 179V183L205 184H203ZM218 178V179H217ZM232 178V180H229V179H231ZM8 179V180H7ZM23 179V180H22ZM27 179V180H26ZM32 179H34V180H36L35 182L32 180ZM161 179V180H160ZM223 179V180H222ZM226 179V180H225ZM3 180H5V181H3ZM7 180V181H6ZM14 180V181H13ZM20 180H22V181H20ZM138 180V181H137ZM186 180V181H185ZM206 180V181H205ZM208 180H210V181H208ZM228 180V181H227ZM8 181H10V182H8ZM41 181V182H40ZM161 181V182H160ZM181 181V182H180ZM207 181L209 182L208 184H206L207 183ZM219 181V182H218ZM221 181V182H220ZM236 183H235V182ZM14 182H16V183H14ZM17 182H19V183H17ZM22 182V183H21ZM31 182V183H30ZM43 182V183H42ZM172 182V183H171ZM185 183V185L183 184V183ZM187 182V183H186ZM211 182V183H210ZM218 182V183H217ZM230 182H231V185L233 186V188L231 189V187L232 186H230V185H228V184H230ZM1 183H3V184H1ZM39 183H41V184H39ZM161 183L163 184V185H161ZM190 183H191V185H190ZM197 183V184H196ZM213 183V184H212ZM224 183V184H223ZM227 183V184H226ZM237 183H239V184H241V185H239V184H237ZM248 183V184H247ZM23 184V185H22ZM27 184H29V185H27ZM34 185V186H32V187H38V188H33L34 189V191H32L33 189L32 188H30L31 187V185ZM130 184V183H129ZM166 184V186H164ZM200 184V185H199ZM19 185H21V186H19ZM171 185H173V186H171ZM177 185V186H176ZM178 185H180V186H178ZM188 185V186H187ZM194 185V186H193ZM210 187H209V186ZM228 185V186H227ZM239 185V186H238ZM246 185V186H245ZM9 186V187H8ZM28 186V187H27ZM161 187V189L163 190H161L160 189V187ZM170 186H171V189H170ZM175 186L178 188V187H180L179 188V191H178V189L177 188H175ZM183 186V187H182ZM189 186H190V189H189ZM227 186V187H226ZM241 186V187H240ZM6 187V188H5ZM18 187V188H17ZM26 187V188H25ZM186 187V188H185ZM208 187V188H207ZM17 188V189H16ZM21 188V189H20ZM25 188V189H24ZM29 188V189H28ZM131 188V187H130ZM129 187H128V189H129V191L126 189V196L128 197V198H132V197H135V192H134V189H130ZM158 188V189H157ZM175 188V189H174ZM183 188V189H182ZM185 188V189H184ZM194 188H197V189H194ZM198 188H200V189H198ZM212 188V191L210 190ZM240 188V189H239ZM241 188H242V192H241ZM5 189V190H4ZM9 189V190H8ZM19 189L21 190V191H19ZM26 189H28V190H26ZM151 189H152V191H151ZM160 189V190H159ZM192 189H193V191H192ZM218 189L220 190L219 192H218ZM231 189V190H230ZM6 190H7V192H6ZM23 190V191H22ZM153 190H155L154 192H153ZM169 190V191H168ZM196 190H198V192L196 191ZM227 190V191H226ZM234 190H236V191H233ZM244 190V191H243ZM251 190V191H250ZM3 193H2V192ZM17 191V192H16ZM24 191H27V192H24ZM38 191H40V192H38ZM157 191V192H156ZM184 191V192H183ZM229 191V192H228ZM29 192V194H28V196H27V193ZM130 194H129V193ZM153 192V193H152ZM163 192H164V194H163ZM183 192V193H182ZM189 192V193H188ZM191 192H193V193H191ZM200 192V193H199ZM224 192H225V194H224ZM238 192V193H237ZM241 192V193H240ZM248 192V193H247ZM15 193H17L18 195H16ZM35 193V194H34ZM36 193H37V196H36ZM156 193H158V194H156ZM166 193V194H165ZM168 193L170 194V196L168 195ZM197 193V194H196ZM201 193H203V194H201ZM150 194L152 195V196H150ZM160 194H161V196L163 197L162 199L163 200H165V202L163 201V200H161V196H160ZM173 194H174V196H173ZM177 194V195H176ZM182 194H184V196L182 195ZM187 194V195H186ZM193 194V195H192ZM238 194V195H237ZM256 194V193H255ZM8 195H9V197H8ZM149 195V196H148ZM165 197H164V196ZM198 195V196H197ZM204 195V196H203ZM224 195H226V197L224 196ZM244 195H246L245 197H244ZM13 196V197H12ZM17 197L16 199H15V197ZM18 196H20L19 198H18ZM32 196H34V197H32ZM131 196V197H130ZM160 198H159V197ZM168 197V199H166L167 197ZM186 196H188V197H186ZM189 196H190V198H191V200H190V198H189ZM195 197V199H194V197ZM200 196H201V199H200ZM230 196L232 197V199H235V200H233L232 201V199L230 198ZM236 196V197H235ZM237 196H239V197H237ZM243 196V197H242ZM29 197V198H28ZM147 197H149V198H147ZM180 199V201H179V199ZM186 197V198H185ZM224 197V198H223ZM240 197H242V198H240ZM4 198V199H3ZM20 198H21V201L22 202H19L18 200H20ZM24 198V199H23ZM33 198H34V202L32 201L33 200ZM159 198V199H158ZM174 200H173V199ZM187 200V198L189 199L187 202L185 201V199ZM194 200H193V199ZM219 198V199H218ZM223 198V199H222ZM230 198V199H229ZM238 200H237V199ZM6 199H7V201H6ZM8 199H10V200H8ZM170 199V200H169ZM172 199V200H171ZM196 199H197V201H198V199H199V202H200V204H199V202H197L196 201ZM204 199V200H203ZM208 199V200H207ZM244 199V200H243ZM12 200H13V202L14 203H16V204H14L13 202H12ZM28 200V201H27ZM31 200V201H30ZM155 200V201H154ZM157 200L160 202H157ZM202 200V201H201ZM228 200H230V201H228ZM243 200V201H242ZM245 200H247V201H245ZM23 201H25V205L23 206L22 204H24V202ZM162 201H163V203H162ZM174 201V202H173ZM204 201H205V203H204ZM209 201V202H208ZM224 201H226V202H224ZM232 201V202H231ZM240 201H241V204H240ZM10 202L12 203V206L11 207H9L11 204H10ZM20 204H19V203ZM28 202H30L31 203V205L30 204H28ZM194 202V203H193ZM215 202V203H214ZM231 202V203H230ZM239 202V203H238ZM243 202V203H242ZM248 202V203H247ZM3 203H4V205H3ZM33 203V204H32ZM165 203H167V204H165ZM175 204V205H177L176 207L175 206H173V204ZM183 203H185V204H183ZM196 203H198V205L196 204ZM207 203V204H206ZM236 203H238V204H236ZM119 204H121V203H119ZM205 204L207 205L206 206V208H204V206H205ZM218 204V205H217ZM221 204V206H220V208H219V205ZM231 206H230V205ZM17 205V206H16ZM19 205V206H18ZM30 206V209H32V211H33V213H31L30 212V210H29V206ZM125 205V206H124ZM169 205V206H168ZM178 205H181L182 206V208H181V206H178ZM186 206V208H185V206ZM245 205V206H244ZM9 208H8V207ZM15 206V207H14ZM21 206H22V208H21ZM26 206H28V207H26ZM34 206V207H33ZM130 206H132V207H130ZM157 206V207H156ZM191 206V207H190ZM193 206H194V208H193ZM223 206V207H222ZM241 206H242V209L240 210V209H238V208H241ZM14 207V208H13ZM25 207V208H24ZM127 209H126V208ZM130 207V208H129ZM171 207V208H170ZM188 207V208H187ZM197 207H201V209H202V212L201 213H198L195 209L197 208ZM232 207H234V208H232ZM6 208V209H5ZM129 208V209H128ZM163 208V209H162ZM169 208V209H168ZM179 208V209H178ZM2 209H4V210H2ZM9 209V210H8ZM11 209V210H10ZM21 209H22V211H21ZM25 209H26V211H28V212H26L25 211ZM35 209V210H34ZM124 209H126V211L124 210ZM132 209V210H131ZM168 209V210H167ZM180 209H183V210H180ZM185 209V210H184ZM205 209H207L206 211H205ZM221 209V210H220ZM229 209H232V210H234L233 212H232V210L230 211V213H228L229 212ZM256 209V210H255ZM6 210V211H5ZM13 210H15V213L16 214H18V215H15L14 214V212H12V215H9V214H11V211H13ZM17 210V211H16ZM131 210V211H130ZM156 210V211H157ZM163 210H165L166 212H164ZM173 210H175V211H173ZM179 210V211H178ZM195 210V211H194ZM235 210H237V212L235 211ZM250 211V212H247V211ZM253 210H255V211H253ZM5 213H4V212ZM20 211V212H19ZM130 211V212H129ZM196 213H194V212ZM224 211H226V212H224ZM246 211V212H245ZM36 212V213H35ZM168 212V213H167ZM170 212V213H169ZM172 212V213H171ZM205 213V215H204V213ZM213 212V213H212ZM9 213V214H8ZM120 213V214H119ZM128 213H129V216H128ZM131 213H133V215L131 214ZM190 213V214H189ZM220 213H222V214H220ZM226 213V214H225ZM228 213V214H227ZM244 213H245V216H244ZM253 213V214H252ZM3 214H7V215H3ZM23 214H25V215H23ZM175 214H177L176 216H175ZM189 216H188V215ZM213 214V215H212ZM218 214V215H217ZM235 214V215H234ZM21 215L24 217H21ZM34 215H35V218H34ZM120 215V216H119ZM171 215V216H170ZM172 215L174 216V217H172ZM187 217H185V216ZM226 215V216H225ZM244 216V217H241V219H240V216ZM13 216H15V219L13 218ZM20 216V217H19ZM124 216V217H123ZM129 218H131L130 216H132L133 218L132 219H129ZM180 216V217H179ZM190 216H192V218L190 217ZM209 217V218H206V217ZM29 217V218H28ZM135 217V218H134ZM181 217H182V219L185 221L184 223H183V220L181 219ZM211 217V218H210ZM218 217V218H217ZM235 217H236V219H235ZM246 217V218H245ZM7 218H8V220H7ZM18 220H21L22 221V219H24V222L22 221V223H23V225H22V223H21V221H18ZM21 218V219H20ZM28 218V219H27ZM33 218V219H32ZM109 218V219H108ZM107 218V220L108 221H110V220H112L113 221V216L110 218V217H108ZM126 218V219H125ZM128 218V219H127ZM186 218V219H185ZM189 218H191L190 220H188ZM213 218V219H212ZM228 218V219H227ZM244 220H243V219ZM259 218V219H258ZM29 219H31V220H29ZM124 219V220H123ZM134 219V220H133ZM162 219V220H161ZM165 219H167V220H165ZM176 219V220H175ZM195 219V220H194ZM202 219V220H201ZM220 219H222L221 221H222V223H221V221H220ZM224 219H226V220H224ZM234 221H233V220ZM249 220V222H248V220ZM255 219L257 220V222L255 221ZM10 220V221H9ZM12 220V221H11ZM14 220H16V221H14ZM25 220H27V221H25ZM127 220H128V224H127ZM130 220H132V221H130ZM137 220V221H136ZM165 220V221H164ZM172 220H173V223H171L172 222ZM188 220V221H187ZM198 220V221H197ZM210 220V221H209ZM218 221V223H217V221ZM242 220V222H240ZM250 220H253L254 222H252V221H250ZM259 220V221H258ZM28 221H30V222H28ZM38 221V222H37ZM105 222L104 223V227H109L110 225H112L113 224V222L112 221H110V222ZM176 221V222H175ZM200 221H202V222H200ZM228 221V222H227ZM230 221V222H229ZM238 221V222H237ZM11 222V223H10ZM13 222H15V223H13ZM35 222V223H34ZM130 222V223H129ZM132 222H134L133 223V225H134V227H132L133 225H132ZM161 222H163V223H161ZM198 222V223H197ZM202 224V225H199L200 226V228H198V224H200V223ZM204 222V223H203ZM237 222V223H236ZM240 222V223H239ZM255 222H256V224H255ZM259 222H260V224H259ZM12 223H13V225H12ZM19 223V224H18ZM32 223V224H31ZM39 223H40V225H39ZM121 223H122V225L124 226V225H126V226H124L125 228H123L122 227V225H121ZM126 223V224H125ZM196 223V224H195ZM208 223V224H207ZM215 223L217 224V225H215ZM245 224V226H244V224ZM249 223H251V224H249ZM17 224V225H16ZM31 224V225H30ZM33 224H35V225H33ZM71 224V225H70ZM105 224H106V226H105ZM169 224V225H168ZM175 225L176 227L174 228L173 227V225ZM186 224V225H185ZM192 224V225H191ZM232 224H236L235 225V227H234V225L232 226ZM238 224V225H237ZM249 224V225H248ZM258 224V227L256 226ZM263 224V225H262ZM25 225H26V227H25ZM130 225H131V228H130ZM161 225V226H160ZM194 225H195V227H194ZM204 225V226H203ZM210 225V226H209ZM226 227H225V226ZM17 226V227H16ZM20 226V227H19ZM33 226V227H32ZM72 226L75 228H72ZM79 226V227H78ZM113 226H114V224H113ZM129 226V227H128ZM137 228H136V227ZM164 226H166V227H164ZM189 226V227H188ZM191 226V227H190ZM203 226V227H202ZM250 226V227H249ZM11 227V228H12ZM36 229H39V230H41V232L39 231V230H36L35 231V228ZM80 227H81V229H80ZM168 227H169V229H168ZM178 227L180 228V229H178ZM184 227V228H183ZM218 227V228H217ZM222 229H221V228ZM228 227V228H227ZM230 227V228H229ZM233 227V228H232ZM238 227H245V228H243L244 230L243 231H240L239 229H238ZM250 229L251 227H253V228H251V230L249 231V230H247L248 228ZM262 227H263V229H262ZM28 228V229H27ZM33 229V230H31V229ZM77 228H78V230H77ZM194 228L195 230H192V229ZM209 228L211 229V230H209ZM219 228H220V230H219ZM30 229V230H29ZM80 229V230H79ZM122 229H123V234H122ZM132 229H133V231H132ZM165 229V230H164ZM167 229H168V231H167ZM204 229H206L205 231H204ZM226 229H228V230H226ZM231 229V230H230ZM25 230V231H24ZM26 230H28L31 234H30V236H29V232H26ZM77 230V231H76ZM82 230H85V231H83V233H86V234H83L81 231ZM126 230H128V231H126ZM191 230H192V233H191ZM200 230V231H199ZM213 230V231H212ZM222 230V231H221ZM224 230V231H223ZM246 230L248 231V232H246ZM260 230V231H259ZM33 231H34V233H33ZM38 231V232H37ZM74 231H76V232H74ZM125 231V232H124ZM130 231H131V234L132 233H134V234H129V239H128V237H127V241H126V236H125V234L127 235V232L128 233H130ZM185 231V232H184ZM227 231V232H226ZM259 231V232H258ZM26 232V234H24ZM37 232V235L35 234ZM74 232V233H73ZM144 232V233H143ZM148 232V233H147ZM197 232V233H196ZM200 232V233H199ZM220 232V233H219ZM236 234H235V233ZM253 232H255V233H253ZM21 233V234H20ZM41 235H40V234ZM44 234V236H43V234ZM79 233H81V235H79V238H78V234ZM182 233H185L186 235H184V234H182ZM199 233V234H198ZM212 233V234H211ZM219 233V234H218ZM229 233H231V234H229ZM244 233V234H243ZM34 234V235H33ZM74 234H75V236H74ZM77 234V235H76ZM137 234L139 235V236H137ZM143 234V235H142ZM182 234V235H181ZM195 234H196V236H195ZM221 234V235H220ZM25 235V236H24ZM41 237H40V236ZM122 235V236H121ZM169 235V236H168ZM176 235H177V237H176ZM193 235V236H192ZM198 235H200V236H198ZM209 235V236H208ZM224 235V236H223ZM235 235V236H234ZM237 235H238V237H237ZM244 235V236H243ZM19 236V237H18ZM68 238H69V235H66ZM81 236H84V237H82L81 238ZM125 238H124V237ZM185 236H187V238L185 237ZM226 236V237H225ZM253 236V237H252ZM17 237L19 238V239H17ZM25 237H27V238H25ZM30 237V238H29ZM73 237H75V238H73ZM123 237V238H122ZM184 237V238H183ZM194 237V238H193ZM213 237V238H212ZM224 237H225V239H224ZM231 237V238H230ZM236 237V238H235ZM255 237V238H254ZM40 238V239H39ZM138 238V239H137ZM143 238V239H142ZM145 238H147V239H145ZM259 238H261V239H259ZM23 239V240H22ZM30 239H32V240H30ZM37 239H35V241H37ZM82 239V240H81ZM173 239H175V240H173ZM191 239V240H190ZM211 239V240H210ZM233 239V240H232ZM235 239V240H234ZM76 241L77 242V240H79L78 242H79V244L80 245H85V247L86 246H88V249H89V251H90V254H88V255H86L85 256V252L87 251V250H85L84 248H82L83 250H78V252H77V250H73V249H69L68 250V247H70V244H73L72 242L73 241ZM115 240V239H114ZM126 242H125V241ZM128 240H130V243H128L129 241ZM138 240V241H137ZM185 240V241H184ZM216 240V243H214V241ZM254 240H255V242H254ZM257 240V241H256ZM19 241H21V242H19ZM27 241H29L30 242V244H29V242H27ZM44 241V242H43ZM178 241V242H177ZM193 241V242H192ZM194 241H197V242H194ZM205 241V242H204ZM224 241H225V243H224ZM234 241H235V243H234ZM251 241V242H250ZM260 241V243H257V242H259ZM263 241V242H262ZM26 242V243H25ZM46 242V243H45ZM76 242H74L75 243V245H76ZM78 242H77V244H78ZM184 242H185V244H184ZM188 242V243H187ZM226 242H228V243H226ZM25 243V244H24ZM33 243V244H32ZM48 243H50L51 245H49ZM64 243V244H63ZM92 243H93V245H92ZM195 243V244H194ZM229 243H231V244H229ZM238 245H237V244ZM27 244L29 245V246H27ZM45 244H47V245H45ZM58 244V245H57ZM65 244H67V245H65ZM119 244V245H118ZM129 244H131V245H129ZM188 244V245H187ZM221 244V245H220ZM229 244V245H228ZM32 245V246H31ZM74 245V244H73ZM116 245H118L119 247H121V248H123L122 249V251L124 250V254L122 253V251H121V249L120 248H118V246H117V249H116ZM129 245V246H128ZM198 245V246H197ZM211 245H214V247L212 246L211 247ZM225 245V246H224ZM232 245V246H231ZM259 245V246H258ZM57 246V247H56ZM63 247V250H62V247ZM68 246V247H67ZM72 246V245H71ZM193 246V247H192ZM220 246V247H219ZM223 246H224V248H223ZM253 246V247H252ZM257 246H258V248H257ZM25 247H27V248H25ZM64 247H67V248H64ZM94 247V249H95V251L97 250V251H100V253L98 252L97 253V251L95 252L94 251V249H92V248ZM231 247V248H230ZM199 248V249H198ZM228 248V249H227ZM254 248V249H253ZM262 248V249H261ZM65 249H67V250H65ZM91 249V250H90ZM132 249V248H131ZM211 249V250H210ZM215 249V250H214ZM230 249V250H229ZM256 249V250H255ZM260 249V250H259ZM121 252H120V251ZM199 250V251H198ZM237 250H239V251H237ZM258 250V251H257ZM71 251L73 252V251H75V253H71ZM117 251H119L120 252V256L118 255L119 254V252H117ZM225 251V252H224ZM32 252H33V250H32ZM82 252V253H81ZM93 252V253H92ZM212 252V253H211ZM94 253H95V256L96 255H98V256H93L94 255ZM112 253H113V251H112ZM84 254V255H83ZM127 254V255H126ZM214 254V255H213ZM65 255V254H64ZM66 255V256H67ZM75 255L76 256V258H75V256L73 257V256ZM125 255V257H123ZM205 255V256H204ZM72 256V257H71ZM88 256H90V257H88ZM94 257V258H92V257ZM108 256H110V257H108ZM68 257V256H67ZM71 257V258H70ZM78 257H80L81 259H79ZM83 257H84V259H83ZM103 257H104V259H103ZM107 257H108V259H107ZM261 257V258H260ZM91 258V259H90ZM102 258V259H101ZM111 260H110V259ZM128 258V259H127ZM214 258V259H213ZM225 258V259H224ZM226 258H227V260L229 259V261H226ZM77 259V260H76ZM87 259H88V262H87ZM123 259H126L127 260V263H125V261L123 260ZM175 259V260H174ZM101 260H103V261H101ZM211 262H210V261ZM230 260H232V261H230ZM237 260H238V262H237ZM79 261V262H78ZM83 261V262H82ZM86 261V262H85ZM93 261V262H92ZM99 261V262H98ZM136 261V262H135ZM223 263H222V262ZM162 262H164V259H162ZM207 262V263H206ZM241 264H244V263H241Z\"/></svg>",
  "mask_w": 264,
  "mask_h": 264
},
{
  "label": "bare ground",
  "instance_id": "bare-ground-1",
  "mask_svg": "<svg viewBox=\"0 0 264 264\" xmlns=\"http://www.w3.org/2000/svg\"><path fill=\"white\" fill-rule=\"evenodd\" d=\"M81 1H83V0H81ZM87 1V0H86ZM93 1H95V0H93ZM93 1H90L89 3L90 4H93ZM98 0H96V2H97ZM100 1V0H99ZM101 1H103V0H101ZM108 1V0H107ZM115 1V0H114ZM125 1V0H124ZM127 1V0H126ZM135 1H137V0H135ZM134 1V2H135ZM142 1V4H143V0H141ZM140 1V2H141ZM145 1V0H144ZM163 1H165V0H163ZM162 0H161V4L159 3V1H158V5L157 4H154V5H157V6H161V5H163L164 4V2H163ZM179 2H181V4L180 5H183V3L182 2H184V4L186 3L185 1L186 0H178ZM189 1V0H188ZM193 1V0H192ZM192 1H189L190 3L192 2ZM199 1V0H198ZM204 1V0H203ZM210 2L209 3H211L212 4V6L211 7H213V9L214 10H217V14H215L216 16H217V18L220 20V19H225V20H229V21H232V22H234V21H237V23H238V21H240V20H242V16H241V14H240V12L242 11V9H241V11L239 12V9H238V6H239V3L240 2H238V6H237V4H236V2L235 1H233V0H209ZM251 1V0H250ZM249 1V2H250ZM255 1V0H254ZM262 1V0H261ZM78 2H80V1H78ZM88 2V1H87ZM104 2L105 1H103V2H101V5H100V3H97L98 4V6L100 5V7L99 8H101L102 7V4H104ZM117 2V1H116ZM121 2H122V0H121ZM129 2H133V1H129ZM151 2V1H150ZM149 2V3H150ZM153 2V1H152ZM157 2V0H155V3ZM163 2V3H162ZM200 2V1H199ZM204 2H206V1H204ZM203 2V3H204ZM243 2L245 3L246 2V0H243ZM242 1H241V4L243 3ZM252 2V1H251ZM258 4H261V2L259 3L258 1H256ZM263 2H264V0H263ZM77 3V2H76ZM76 3L74 2V0H71L70 2H67L66 0H0V42L3 40L4 41V43H3V46L2 47H0V54H1V52H2V50H6V45H4L5 43H7L10 39H12V38H14V39H16L17 41H19L20 42V44H19V48L21 47V44L22 45H30V44H32V43H37L38 45L40 44V45H47V43L49 42H51V41H54V44H55V42H58V46H54V49L52 50L53 52H58V51H61L60 49L62 48H64L63 47V43H64V41H65V39H64V37H65V35H68L69 33H72L73 31H75L76 32V26H78V28H79V25H78V23L75 21V16H77V14L78 13H80V14H82V11L81 12H76L75 11V8H76V10H78L77 8V6H76ZM84 3H86L85 1H84ZM106 3V2H105ZM139 2H137V4H138ZM165 3H166V1H165ZM168 3H169V1H168ZM168 3H167V5H168ZM171 4H173L172 2H170ZM201 3V2H200ZM200 3L198 4V5H200ZM208 3V4H209ZM253 3V2H252ZM80 4V3H79ZM90 4H89V6H90ZM96 3L94 2V8H96V10H97V7H96V5H95ZM111 4V3H110ZM109 4V5H110ZM116 4V3H115ZM121 4H124L125 5V3H120V5ZM187 4V3H186ZM240 4V5H241ZM78 5V4H77ZM106 5H107V3H106ZM112 5V4H111ZM110 5V6H111ZM119 5V6H120ZM126 5H128V4H126ZM133 5V4H132ZM131 5V6H132ZM136 5V4H135ZM140 5V4H139ZM138 5V6H139ZM153 5V4H152ZM167 5H166V9L165 10H167ZM190 5V4H189ZM194 5V4H193ZM196 5V4H195ZM205 5V4H204ZM204 5H202V6H204ZM244 5V4H243ZM242 5V6H243ZM246 5H248V4H246ZM245 5V6H246ZM262 5H263V3H262ZM76 6V7H75ZM79 6V5H78ZM81 6H84V4L82 3V5ZM87 6L88 5H85L84 7H86L87 8ZM93 6V5H92ZM104 6V5H103ZM108 6V5H107ZM113 6V5H112ZM130 6V7H131ZM159 6V7H160ZM187 6H188V4H187ZM206 6H208L207 4H206ZM205 6V7H206ZM83 7V8H84ZM117 7V6H116ZM115 7V8H116ZM123 6L121 5V8H122ZM140 7H141V5H140ZM163 7L165 8V6L163 5ZM179 7V6H178ZM182 7V6H181ZM180 7V8H181ZM190 7H191V5H190ZM210 6H209V8H211ZM257 7V6H256ZM86 8H84V9H86ZM89 8V7H88ZM90 8H92V7H90ZM93 8V9H94ZM107 8V7H106ZM110 8H112V7H110ZM114 8V9H115ZM118 8V7H117ZM126 8H128V7H126ZM146 8H148V7H146V5H145V9ZM151 8H153L152 6H151ZM156 8V7H155ZM164 8H162V9H164ZM172 8V7H171ZM175 8V7H174ZM187 8H189V6L187 7ZM203 8V7H202ZM245 8V7H244ZM253 8V7H252ZM263 8H264V6H263ZM65 9V10H64ZM80 9V8H79ZM82 9V8H81ZM113 9V8H112ZM123 9V8H122ZM125 9V8H124ZM129 9V8H128ZM133 9V8H132ZM132 9H130V10H132ZM141 9H142V7H141ZM157 9V8H156ZM161 10V8H158V10ZM191 9H195V8H191ZM246 9H248V7L246 8ZM246 9H244L243 11H248V10H246ZM95 10V11H96ZM137 10H138V7H137ZM157 10V11H158ZM174 10V9H173ZM198 10L200 11V7L198 8ZM202 10V9H201ZM219 10V11H218ZM253 10H255V8L253 9ZM260 10V9H259ZM78 11H80V10H78ZM93 11V10H92ZM100 10H97V12H99ZM102 11H104V10H102ZM112 11V10H111ZM117 11H118V9H117ZM127 11V10H126ZM134 11H136V10H134ZM141 11V10H140ZM155 11V10H154ZM188 11V10H187ZM192 11V10H191ZM204 10H202V12H203ZM207 11H208V9H207ZM210 11H211V9H210ZM264 11V10H263ZM88 12V11H87ZM120 12V11H119ZM147 12V11H146ZM150 11H148V13H149ZM164 12V11H163ZM168 12H170V10L168 11ZM176 12V11H175ZM201 12V13H202ZM204 12H206V10L204 11ZM89 13V12H88ZM87 13V14H88ZM92 13V12H91ZM95 13V12H94ZM93 13V14H94ZM107 13V12H106ZM116 13V12H115ZM122 13H124L123 12V10H122ZM129 13V12H128ZM136 13V12H135ZM142 13L143 14H145V12L142 10ZM142 13H140V14H142ZM152 13V10H151V12H150V14ZM160 13H161V11H160ZM166 13H167V11H166ZM176 13H178V12H176ZM175 13V14H176ZM184 12H182V14H183ZM185 13H186V11H185ZM191 13V12H190ZM194 14H197L195 11L193 12ZM251 13V12H250ZM97 14V13H96ZM95 14V15H96ZM98 14H100V15H102V13H98ZM97 14V15H98ZM103 14H104V12H103ZM109 14V12L107 13V15ZM127 14V13H126ZM147 14V13H146ZM154 14V13H153ZM156 14V13H155ZM174 13L172 14L173 15V17H175L176 18V15H175ZM207 14V13H206ZM209 14V13H208ZM212 15L214 14V13H211ZM256 15H258L257 13H255ZM254 14V15H255ZM53 15V18H51V16ZM82 15H84V13L82 14ZM96 15V16H97ZM100 15H99V17H100ZM106 14H105V16L104 17H106L107 16ZM110 15H111V13H110ZM116 15H117V13H116ZM119 15V14H118ZM129 15V14H128ZM156 15H158V13L156 14ZM160 15V14H159ZM162 15V14H161ZM186 15H188V13L186 14ZM199 15V14H198ZM203 15H204V13H203ZM246 15L249 17V12H248V14H245L244 16L246 17ZM264 15V14H263ZM79 16V15H78ZM90 16V15H89ZM92 16H94V15H92ZM127 16V15H126ZM140 16V15H139ZM138 16V17H139ZM145 16V15H144ZM152 16V15H151ZM170 16V15H169ZM206 15H204V17H205ZM210 15H207V17H209ZM261 16V14L259 15V17ZM83 17V16H82ZM88 17V16H87ZM118 17V16H117ZM141 17V16H140ZM200 17V16H199ZM202 17V16H201ZM264 17V16H263ZM78 18V17H77ZM93 18V17H92ZM91 18V19H92ZM95 18V17H94ZM97 18H98V16H97ZM106 18H108V20H111V19H109V17L107 16ZM133 18V17H132ZM141 18H143V17H141ZM153 18V17H152ZM152 18H149V19H152ZM158 18V17H157ZM164 17L162 16V18H161V20L163 19ZM179 17H178V15H177V18L176 19H178ZM206 18V17H205ZM256 18V17H255ZM254 18V19H255ZM83 19V18H82ZM84 19H85V16H84ZM87 19V18H86ZM90 19V18H89ZM98 19H100V18H98ZM103 19V18H102ZM105 19V18H104ZM103 19V21H101V23L102 22H104L105 21V23H106V19L104 20ZM112 19H113V15H112ZM118 19H121V18H118ZM118 19L116 20L117 22L116 23H118ZM124 19H127V18H124ZM130 19V18H129ZM148 19V20H149ZM165 19V18H164ZM168 19V18H167ZM166 19V20H167ZM169 19H171V18H169ZM172 19H174V18H172ZM210 19V18H209ZM214 19V18H213ZM212 19V20H213ZM245 19H247V18H245ZM245 19H243V20H245ZM250 19H251V17H250ZM257 19V18H256ZM255 19V20H256ZM79 20H80V18H79ZM131 20V19H130ZM139 20H141L140 18H139ZM155 19H153V21H154ZM212 20H211V22H212ZM258 20V19H257ZM261 20H262V17H261ZM260 20V21H261ZM77 21H78V19H77ZM86 21V20H85ZM88 21V20H87ZM86 21V22H87ZM94 21V19L91 21V22H93ZM99 21V20H98ZM97 21V22H98ZM123 21V20H122ZM127 21H129V20H127ZM133 21V20H132ZM169 21V20H168ZM179 21H180V18H179ZM186 21V20H185ZM208 21V20H207ZM223 21V20H222ZM229 21H227V22H229ZM253 22H254V20H252ZM251 21V22H252ZM95 23H97L96 22V19H95V21H94ZM93 22V24H95ZM100 22V21H99ZM125 22V21H124ZM134 22V21H133ZM137 22V21H136ZM147 22V21H146ZM152 22V21H151ZM161 22V21H160ZM167 22V21H166ZM170 22V21H169ZM173 22V21H172ZM203 23H204V21H202ZM211 22H210V24H211ZM224 22H226V21H224ZM241 22V21H240ZM76 23H77V25H76ZM81 23V22H80ZM83 23V22H82ZM85 23V22H84ZM101 23H99V25L101 24ZM108 23H109V21H108ZM114 23H115V21H114ZM125 23H127V22H125ZM123 24V25H127V24ZM165 25H166V23H165V21L163 22ZM180 23V22H179ZM181 23H182V21H181ZM184 24H185V22H183ZM191 23V22H190ZM208 23V22H207ZM213 23V22H212ZM217 23H221V21L220 22H217ZM245 23V22H244ZM243 23V24H244ZM256 23V22H255ZM263 23V22H262ZM88 24H89V22H88ZM92 24V25H93ZM139 24V23H138ZM148 24H150V23H148ZM147 24V25H148ZM152 24V23H151ZM184 24H182V25H184ZM186 24H189V23H186ZM192 24V23H191ZM194 25H195V23H193ZM199 24V23H198ZM209 24V25H210ZM236 24V23H235ZM242 24V23H241ZM246 24V23H245ZM258 24V23H257ZM264 24V23H263ZM91 25V24H90ZM91 25V26H92ZM98 25V24H97ZM102 25H103V23H102ZM105 26H109V28L110 27H112L111 26V24L109 25H107V24H104ZM142 25H143V23H142ZM142 25H141V27H142ZM153 25H155V24H153ZM170 25H171V23H170ZM174 25V24H173ZM181 24H180V26H182ZM190 25V24H189ZM212 25V24H211ZM210 25V26H211ZM230 25V24H229ZM252 25V24H251ZM80 26H84V24L83 25H80ZM88 26V25H87ZM94 26V25H93ZM115 26V32L117 31L116 30V26H119V25H114ZM114 26H113V28H114ZM120 26H122L121 24H120ZM119 26V27H120ZM130 26V25H129ZM128 26V27H129ZM136 26V25H135ZM159 26V25H158ZM178 26H179V24H178ZM185 26V25H184ZM187 26V25H186ZM191 26V25H190ZM198 26V25H197ZM200 26H202V24H200ZM206 26V25H205ZM231 26V25H230ZM237 26V25H236ZM261 26V25H260ZM263 26V25H262ZM85 27L86 26H84V29H85ZM94 27H96V26H94ZM93 27V28H94ZM131 27V26H130ZM153 27V26H152ZM161 27H163V25L161 26ZM176 27H177V25H176ZM188 27V26H187ZM186 27V28H187ZM214 27V26H213ZM212 27V28H213ZM215 27L216 28H218V26H217V24L215 25ZM252 27H253V25H252ZM76 28V29H75ZM88 28V27H87ZM93 28L91 29V30H93ZM98 28V27H97ZM100 28H102V27H100ZM104 28V27H103ZM102 28V29H103ZM108 28V29H109ZM112 28V29H113ZM140 28V27H139ZM139 28H137V31L139 30ZM143 28H144V25H143ZM149 28H151V27H149ZM159 28V27H158ZM157 28V26H156V29H158ZM167 28V27H166ZM173 28V27H172ZM192 28V27H191ZM198 28H199V26H198ZM206 28H208V25H207V27ZM206 28H203V26H202V28L201 29H206ZM225 28V27H224ZM227 28H229L228 27V25H227ZM227 28L225 29V31H219V30H217V32H218V34H216L217 36H213L214 38H219V40H217V39H215V40H217V42H218V46H222V47H224V48H229V46H232V45H235V44H238V45H241V43L243 44L244 42H246V41H244V40H242L243 38H245V37H243V34L245 35L246 34V31L247 30H245V29H242V28H240V25H239V28L237 29V34L235 35H232V34H230V33H228L226 30H227ZM231 28H233V27H231ZM237 28V27H236ZM246 28V27H245ZM249 28V30H250V27H248ZM255 28V27H254ZM262 28V27H261ZM83 28H82V30L83 31H85ZM90 29V28H89ZM88 29V30H89ZM120 29H122V28H120ZM120 29H119V31H120ZM146 29V28H145ZM169 29H170V26H169ZM180 29V28H179ZM182 29H184L183 28V26H182ZM247 29V28H246ZM77 30H79V29H77ZM82 30H81V35H82ZM97 30V29H96ZM110 30H111V28H110ZM125 30V29H124ZM186 30V29H185ZM195 30V29H194ZM209 30H210V28H209ZM214 30H215V28H214ZM230 30V29H229ZM228 30V31H229ZM255 30V29H254ZM256 30H259L260 31V28L259 29H256ZM255 30V31H256ZM109 31V30H108ZM107 31V32H108ZM118 31V32H119ZM126 31V30H125ZM132 31V30H131ZM133 31H134V29H133ZM132 31V32H133ZM147 31V30H146ZM150 31H151V29H150ZM172 31H174L173 29H172ZM176 31H178V29L176 30ZM196 31H198L197 29L195 30V33H196V35H197V32ZM206 31V30H205ZM210 31H212V29L210 30ZM251 31V30H250ZM249 31V32H250ZM93 32V31H92ZM91 32V33H92ZM97 32H98V30H97ZM107 32H106V28H105V30H104V32L103 33H105L104 34V36L106 37V36H108L107 35ZM157 32V31H156ZM181 32V31H180ZM187 32H189V30L187 31ZM198 32H200V29H199V31ZM253 32V31H252ZM78 33L79 32H77V35H78ZM88 33H89V31H88ZM94 33V32H93ZM110 33V32H109ZM121 33V32H120ZM124 32H122V34H123ZM137 33V32H136ZM147 33H150V32H147ZM168 32H166V33H164V34H167ZM174 33H177L178 34V32H174ZM173 33V34H174ZM207 33H209V32H207ZM211 33V32H210ZM261 33V32H260ZM94 34H96V31H95V33ZM100 34V33H99ZM98 34V35H99ZM110 34H113V32L112 33H110ZM115 34V33H114ZM125 34V33H124ZM169 34V33H168ZM184 34H186V32L184 33ZM189 34V33H188ZM188 34H187V38L189 37V38H191L190 36H188ZM205 34V33H204ZM249 34H251V33H248V36L250 37V38H248L247 36V38H248V40H247V43H248V45L250 46V50L252 51V55L256 58L254 61L255 62H257L258 63V65H257V70L258 71H260L261 73H264V27L262 28V33L261 34H258V33H252L251 35H249ZM72 35H74V32H73V34ZM76 34H75V38H76V36H77ZM116 35H118V34H116ZM137 35V34H136ZM146 34L144 33V35L143 36H145ZM195 35V36H196ZM200 35V34H199ZM211 35V34H210ZM209 35V36H210ZM214 35V34H213ZM87 36H88V34H87ZM89 36H90V34H89ZM92 36H93V34H92ZM95 36V35H94ZM100 36V35H99ZM98 36V37H99ZM104 36H103V40H104ZM123 36V35H122ZM135 36V35H134ZM153 36V35H152ZM161 36V35H160ZM175 36V35H174ZM203 36V35H202ZM208 36V35H207ZM71 37V36H70ZM78 37H80L81 38V36L79 35ZM83 37V36H82ZM97 37V36H96ZM113 37V36H112ZM116 37V36H115ZM118 38H119V36H117ZM124 37H125V35H124ZM129 37H131V36H129ZM140 37H142V36H140ZM177 37H179V36H177ZM183 37V36H182ZM185 37V36H184ZM183 37V38H184ZM199 37V36H198ZM69 37H67V39H68ZM79 38V39H80ZM109 38H111L110 37V35H109ZM114 38V37H113ZM117 38V39H118ZM126 38H127V36H126ZM133 38V37H132ZM134 38H138V37H134ZM150 38V37H149ZM188 38V39H189ZM197 38V37H196ZM203 37H201V39H202ZM70 39V38H69ZM68 39V40H69ZM83 39H84V37H83ZM94 39H97V41H99L98 40V38H94ZM101 39V38H100ZM107 39V38H106ZM122 39V38H121ZM139 39V38H138ZM153 39V38H152ZM155 39V38H154ZM177 39V38H176ZM187 39V41H191V40H188ZM204 39L205 40H208V37H207V39H206V37H204ZM211 39V36H210V38H209V40ZM15 40V41H16ZM85 40V43H87L86 42V39H84ZM109 40V39H108ZM108 40H106L107 42H108ZM120 40V39H119ZM132 41H133V39H131ZM137 40V39H136ZM148 40V39H147ZM160 40V39H159ZM178 40V39H177ZM180 40V39H179ZM195 40V39H194ZM193 40V41H194ZM204 40V41H205ZM214 39H213V41H215ZM15 41H14V44H15ZM78 41V40H77ZM76 41V43L75 44H77L78 42ZM88 41V40H87ZM92 41V40H91ZM90 41V42H91ZM112 41H114V40H112ZM128 41V40H127ZM140 41V40H139ZM173 41V40H172ZM202 41V40H201ZM12 42H13V40H12ZM12 42H9V44L8 45H10V43H12ZM71 42V40L69 41V43ZM101 42V41H100ZM138 42V41H137ZM144 42H145V40H144ZM149 42V41H148ZM156 42V41H155ZM159 42H162V41H159ZM188 42V43H189ZM2 43V42H1ZM73 43V44H74ZM95 43V42H94ZM114 43H115V41H114ZM117 43V42H116ZM146 43V42H145ZM175 42H173V44H174ZM187 42L185 41V44H186ZM191 43V42H190ZM196 43V42H195ZM208 43V42H207ZM13 44V45H14ZM53 44V43H52ZM53 44V45H54ZM83 44V43H82ZM87 44H89V42L87 43ZM107 44V43H106ZM108 44H109V42H108ZM111 44V43H110ZM126 44H127V42H126ZM148 44H150V43H148ZM147 44V45H148ZM160 44V43H159ZM162 44H164V43H162ZM168 44V43H167ZM181 44V43H180ZM197 44V43H196ZM199 44V43H198ZM8 45H7V47H8ZM52 45V46H53ZM69 45H71V46H74V45H72V43L71 44H69ZM84 45V44H83ZM90 45V44H89ZM91 45H93V44H91ZM96 45V44H95ZM104 45H105V43H104ZM103 44H102V46H103V49L105 48V46H104ZM113 45V44H112ZM116 45V44H115ZM153 45V44H152ZM170 45H171V43H170ZM188 45H190V44H188ZM193 45H195L194 44V42H193ZM215 45V44H214ZM213 45V46H214ZM238 45L236 46V47H238ZM246 46H247V44H245ZM27 46V47H28ZM34 46V45H33ZM36 46V45H35ZM43 46V47H44ZM110 46V45H109ZM117 46V45H116ZM125 46V45H124ZM127 46H128V44H127ZM132 46V45H131ZM130 46V47H131ZM138 46H140V45H138ZM142 46V45H141ZM148 46H150V45H148ZM154 46H155V44H154ZM153 46V47H154ZM175 46V45H174ZM178 46H180V45H178ZM187 46V45H186ZM196 46V45H195ZM201 46H203V45H201ZM207 46V45H206ZM209 46L211 47L212 46V44L210 45L209 44ZM217 46V45H216ZM245 46V47H246ZM29 47H31V46H29ZM39 47V46H38ZM42 47V48H43ZM46 48H49V47H47V46H45ZM45 47H44V49H45ZM67 48H66V50H68L69 48H68V46H66ZM84 47H85V45H84ZM93 47V46H92ZM94 47H96V46H94ZM118 48H119V46H117ZM122 47V46H121ZM143 47H144V45H143ZM151 47V46H150ZM176 47V46H175ZM199 47V46H198ZM221 47V48H222ZM236 47L234 48V49H236ZM15 48H18V46L16 47L15 46ZM22 48V47H21ZM32 48V47H31ZM74 49H77L75 46L73 47ZM100 48V47H99ZM111 48V47H110ZM114 48V47H113ZM124 48V47H123ZM126 48V47H125ZM129 48V47H128ZM137 48V47H136ZM180 48V47H179ZM205 48V47H204ZM240 48V47H239ZM249 47H247L246 49H248ZM14 49V47L12 48V50ZM24 49V48H23ZM33 49H37V48H33ZM39 49V48H38ZM52 49V48H51ZM72 49V48H71ZM70 49V50H71ZM81 49V48H80ZM79 48H78V50H80ZM94 50H96V48H93ZM103 49H101L100 48V50H102L103 51ZM117 49V48H116ZM155 49L156 48H154V51L153 52H155ZM158 49V48H157ZM156 49V50H157ZM170 49V48H169ZM213 49H215L216 50V48H213ZM245 49V48H244ZM243 49V50H244ZM18 51H20L21 49H17ZM46 50V49H45ZM86 50V49H85ZM99 50V51H100ZM134 50H138V49H134ZM133 50V51H134ZM171 50V49H170ZM181 50H182V48H181ZM183 50H185V49H183ZM182 50V51H183ZM221 50V49H220ZM226 50V49H225ZM230 50H231V47H230ZM240 50V49H239ZM250 50H248V51H250ZM11 51V50H10ZM16 51V50H15ZM48 51H50V50H48ZM52 51H50L51 52V55L53 56L54 54H52ZM64 51H65V49H64ZM74 51H76V50H74ZM87 51V50H86ZM90 51H92V50H90ZM97 51V50H96ZM95 51V52H96ZM108 51V50H107ZM109 51H110V49H109ZM112 51V50H111ZM124 51H127L128 52V50H124ZM140 51V50H139ZM141 51H143V48H142V50ZM144 51H145V48H144ZM158 51V50H157ZM165 51V50H164ZM172 51H173V49H172ZM190 51V50H189ZM210 51V50H209ZM219 51V50H218ZM233 51V50H232ZM246 51V50H245ZM7 52V51H6ZM28 52H29V50H28ZM27 52V53H28ZM33 51H31L30 53H32ZM66 52V51H65ZM79 52V51H78ZM93 52V51H92ZM115 52V51H114ZM118 52H119V50H118ZM135 52V51H134ZM146 52H148L147 51V49H146ZM145 52V53H146ZM187 52V51H186ZM220 52V51H219ZM225 52V51H224ZM223 52V53H224ZM247 52V51H246ZM26 53V52H25ZM45 53H47L46 51H45ZM44 53V54H45ZM71 53H72V51H71ZM83 53V52H82ZM87 53V52H86ZM103 53V52H102ZM116 53V52H115ZM120 53H121V51H120ZM130 53V52H129ZM170 53H172V52H170ZM206 53V52H205ZM221 53V52H220ZM223 53H221V54H223ZM226 53H228V52H226ZM239 53H240V51H239ZM251 53V52H250ZM14 54V53H13ZM16 54H18V53H16ZM16 54H14V55H16ZM20 54V53H19ZM19 54H18V56H19ZM23 53H21V55H22ZM29 54V53H28ZM44 54H42L43 56H44ZM48 54H50V53H48ZM67 54H68V51H67ZM73 54H74V52H73ZM73 54H69V56H71V55H73ZM79 54V53H78ZM96 54H97V52H96ZM99 54V53H98ZM101 54V53H100ZM104 54V53H103ZM108 54V53H107ZM130 54H132V52L130 53ZM140 54V53H139ZM142 54H144L143 52H142ZM148 54H149V52H148ZM147 54V55H148ZM156 54H160V53H156ZM162 54V53H161ZM176 54H178V53H176ZM198 54H200V53H198ZM220 54V55H221ZM241 54V53H240ZM6 55H7V53H6ZM20 55V56H21ZM25 55V54H24ZM57 55V54H56ZM55 55V56H56ZM60 55V54H59ZM77 54H75V56H76ZM83 55H85V54H83ZM132 55H134V54H132ZM151 55H152V53H151ZM164 55H165V53H164ZM173 55H174V53H173ZM182 55V54H181ZM181 55H179V57L181 56ZM194 55V54H193ZM215 55V54H214ZM219 55V54H218ZM224 55V54H223ZM243 55H244V53H243ZM251 55V56H252ZM4 56H5V54H4ZM10 56H11V54H10ZM17 56V55H16ZM16 56H15V59H13V60H15L16 61ZM30 56H32V55H30ZM29 56V57H30ZM39 56H41V55H39ZM46 56H47V54H46ZM49 56V55H48ZM55 56H54V59H55ZM79 57V59H80V55H78ZM88 56H90L89 54H88ZM94 56H95V53H94ZM109 56V55H108ZM121 56V55H120ZM131 56V55H130ZM161 56V55H160ZM165 56H167V54L165 55ZM164 56V57H165ZM175 56V55H174ZM217 56V55H216ZM230 56V55H229ZM228 56V58H230V57H232V56H230L229 57ZM234 56V55H233ZM6 57V56H5ZM13 57V56H12ZM28 57V58H29ZM33 57V56H32ZM31 57V58H32ZM35 57V56H34ZM33 57V58H34ZM50 57V56H49ZM62 57V56H61ZM77 57V56H76ZM97 57H100V56H97ZM107 57V56H106ZM139 57V56H138ZM156 57H158V56H156ZM162 57V56H161ZM185 57V56H184ZM197 57V56H196ZM222 57V56H221ZM220 57V58H221ZM224 57H225V55H224ZM243 57V56H242ZM0 58H1V56H0ZM26 58H27V56H26ZM25 58V59H26ZM47 58V57H46ZM66 58V57H65ZM68 58V57H67ZM70 59H73L72 57H69ZM84 59H85V57H83ZM89 58V57H88ZM110 58H111V56H110ZM108 59V58H106V60L108 59V60H111V59ZM116 58V57H115ZM118 58V57H117ZM131 58V57H130ZM150 58V57H149ZM149 58H148V60H149ZM171 58V57H170ZM175 58V57H174ZM198 58V57H197ZM223 58V57H222ZM234 58V57H233ZM235 58H237L236 60H239L240 58H238V57H235ZM246 58H248L247 56H246ZM23 58H21L20 60H22ZM34 59H36V58H34ZM37 59H38V57H37ZM44 59V58H43ZM57 59V58H56ZM92 59V58H91ZM95 59V58H94ZM102 59H104V57L102 58ZM165 59V58H164ZM180 59V58H179ZM178 59V60H179ZM182 59V58H181ZM184 59V58H183ZM194 59V58H193ZM244 59H245V57H244ZM1 60V59H0ZM42 60V59H41ZM63 60V59H62ZM74 60V59H73ZM78 60V59H77ZM105 60V61H106ZM107 60V61H108ZM127 60H128V58H127ZM126 60V61H127ZM134 60V58H132V61ZM139 60V59H138ZM141 60H143L144 61V59H143V57H142V59ZM147 60V61H148ZM152 60H154V58L152 59ZM177 60V59H176ZM186 60V59H185ZM206 60H207V58H206ZM218 60H220V59H218ZM217 60V61H218ZM242 60V59H241ZM251 60V59H250ZM249 60V61H250ZM9 61V60H8ZM15 61H13V62H15ZM18 61V60H17ZM28 61H29V59H28ZM31 61V60H30ZM37 61V60H36ZM44 61H46V60H44ZM59 61H61V60H59ZM64 61V60H63ZM72 61V60H71ZM70 61V62H71ZM78 61H80V60H78ZM87 61V60H86ZM88 61H90V60H88ZM92 61V60H91ZM99 61V60H98ZM101 61V60H100ZM99 61V62H100ZM113 61H115V60H113ZM120 61V60H119ZM122 61H123V59H122ZM122 61H121V63H122ZM125 61V60H124ZM123 61V62H124ZM131 61V62H132ZM135 61V60H134ZM137 61V60H136ZM164 61V60H163ZM193 61V60H192ZM216 61V60H215ZM240 61V60H239ZM12 62V63H13ZM19 62V61H18ZM18 62H16V63H18ZM26 62V61H25ZM39 62V61H38ZM38 62H37V64H38ZM56 62V61H55ZM98 62V63H99ZM102 62H104V61H102ZM138 62V61H137ZM153 62V61H152ZM182 62V61H181ZM180 62V63H181ZM204 62V61H203ZM210 62V61H209ZM221 62V61H220ZM223 62V61H222ZM7 63H9V62H7ZM6 63V64H7ZM21 63V62H20ZM19 63V64H20ZM27 63V62H26ZM32 63V62H31ZM45 63V62H44ZM52 63V62H51ZM67 63V62H66ZM65 63V64H66ZM82 63V62H81ZM91 63V62H90ZM97 63V62H96ZM114 63V62H113ZM116 63V62H115ZM119 63V62H118ZM120 63V64H121ZM127 63H128V61H127ZM133 63V62H132ZM142 63V62H141ZM146 63V62H145ZM175 63H176V61H175ZM186 63V62H185ZM196 63V62H195ZM198 63V62H197ZM213 63V62H212ZM247 63H248V61H247ZM253 63V62H252ZM18 64V65H19ZM27 64H29V63H27ZM42 64V63H41ZM47 64V63H46ZM49 64V63H48ZM47 64V65H48ZM53 64V63H52ZM60 64V63H59ZM64 63H63V66L65 65ZM95 64V63H94ZM105 64H106V62H105ZM108 64V63H107ZM106 64V65H107ZM125 64V63H124ZM167 64H169V63H167ZM179 64V63H178ZM191 64H193V63H191ZM202 64V63H201ZM216 65H217V63H215ZM224 64V63H223ZM232 64V63H231ZM234 64V63H233ZM16 65V64H15ZM33 65H35V66H37L36 65V62L35 63H33ZM40 65V64H39ZM58 65V64H57ZM67 65V64H66ZM73 65V64H72ZM82 65H84V63L82 64ZM89 64H86V66H88ZM91 65V64H90ZM96 65V64H95ZM99 65H100V63H99ZM104 65V64H103ZM110 65V64H109ZM108 65V66H109ZM129 65V64H128ZM127 65V66H128ZM181 65V64H180ZM197 65V64H196ZM195 65V66H196ZM198 65H200V63L198 64ZM204 65V64H203ZM226 65H227V63H226ZM229 65V64H228ZM227 65V66H228ZM236 65V64H235ZM254 65H255V63H254ZM4 66V65H3ZM3 66H2V68L1 69H3ZM28 66V65H27ZM32 66V64L30 65V67ZM42 67H43V64L41 65ZM46 66V65H45ZM44 66V67H45ZM50 66H52V65H50ZM59 66V68H60V65H58ZM71 66V65H70ZM75 67H76V65H74ZM93 66V65H92ZM98 66V65H97ZM101 66V65H100ZM121 66V65H120ZM125 66V65H124ZM123 65H122V67H124ZM151 66V65H150ZM155 66H158L159 68H160V70L158 69V68H155L156 70H159V71H155V73H157V72H159V73H161V74H165L166 73V69L164 70V68H166L165 67V65L163 66V64L161 63V62H159V63H157ZM172 66V65H171ZM189 66V65H188ZM193 66V65H192ZM202 66V65H201ZM201 66H200V68H201ZM207 66V65H206ZM222 66V65H221ZM17 66H14V68H16ZM43 67V73H44V69H46V67L44 68ZM53 67L55 68V66H54V64H53ZM66 67V69L68 68L67 66H65ZM78 67V66H77ZM94 67V66H93ZM92 67V69L93 70H95L96 68H98V67H94L93 68ZM105 67V66H104ZM142 67V66H141ZM182 67V66H181ZM180 67V68H181ZM191 67V66H190ZM203 67V66H202ZM226 67V66H225ZM225 67H223V68H225ZM4 68H6V66H4ZM11 68V67H10ZM9 68V69H10ZM32 69H33V67H31ZM39 68V67H38ZM62 68V70H63V68L64 67H61ZM71 68V67H70ZM69 68V69H70ZM73 68V67H72ZM101 68V67H100ZM107 68V67H106ZM105 68V69H106ZM119 68V67H118ZM125 68V67H124ZM126 68H128V67H126ZM152 68V67H151ZM186 68H188V67H186ZM185 68V69H186ZM199 68V67H198ZM198 68H197V70H198ZM205 68V67H204ZM209 68H210V66H209ZM222 68V69H223ZM243 68V67H242ZM242 68H240V70L242 69ZM253 68H256V67H253ZM12 69V68H11ZM10 69V70H11ZM17 69V68H16ZM18 69H19V67H18ZM34 69H35V67H34ZM65 69V68H64ZM79 68H74L73 70H78ZM110 69H112V67L110 68ZM109 69V70H110ZM149 69V68H148ZM164 71H163V70ZM176 69V68H175ZM175 69H173V71L175 70ZM191 69V68H190ZM193 69V68H192ZM211 69V68H210ZM216 69V68H215ZM244 69V68H243ZM246 69V68H245ZM8 70V69H7ZM14 70V69H13ZM19 70H22V68L20 67V69ZM40 70H41V68H40ZM59 70V69H58ZM57 70V71H58ZM85 70H87V71H89L88 69H85V67L83 68V72H85ZM92 70V71H93ZM98 70L99 69H97V73H98ZM101 70H102V68H101ZM116 70H117V68H116ZM119 71H120V69H118ZM132 70V69H131ZM181 70V69H180ZM189 70V69H188ZM187 70V71H188ZM33 71V70H32ZM32 71H31V69H30V72L32 73ZM38 71V70H37ZM47 71V70H46ZM49 71V70H48ZM55 71V70H54ZM70 71V70H69ZM80 71V70H79ZM91 71V72H92ZM104 71V70H103ZM111 71V70H110ZM126 71H127V69H126ZM126 71H123V72H125V74H126ZM191 71V70H190ZM205 71V70H204ZM203 71V72H204ZM211 72L209 73L210 74V76H209V80H207L206 78H203V79H205L204 81H203V92H204V99H205V101H207V103H208V112H203L201 109H203V108H200L199 107V111L198 110H196V111H198V112H196L198 115L196 116V119L197 120H194L193 119V117H191V119H193L194 120V122H192V124L193 123H197V122H195V121H198V119H200L201 121H204V122H207V119H210L211 117H215V118H217L218 120H219V122H220V124L223 122V121H225V120H227V122L229 121V118H230V116H231V106L229 105V103H228V100H225L224 99V94L222 95L221 94V92H219V90H218V87L216 86L217 84H218V80H219V78L221 77L220 76V74H221V72L219 73L217 70H214V68L213 69H211L210 70ZM227 71H228V69H227ZM246 71H247V69H246ZM14 72V71H13ZM12 72V73H13ZM39 72V71H38ZM68 72V71H67ZM71 72V71H70ZM69 72V73H70ZM77 72V71H76ZM81 72V71H80ZM90 72V74L92 75V73ZM94 73H95V71H93ZM102 73V71H99V74H101ZM118 72V71H117ZM116 72V73H117ZM177 72V71H176ZM234 72V71H233ZM250 72V71H249ZM9 73H10V71H9ZM18 73H19V71H18ZM17 73V74H18ZM25 73V72H24ZM28 73V70H27V72H26V74ZM53 72L51 71V74H52ZM71 73H73V72H71ZM70 73V74H71ZM94 74V79H95V81H97V83H98V81L99 80H97L98 79V77H99V75L98 74ZM107 74L109 73V72H106ZM106 73H104V74H106ZM111 73V72H110ZM115 73V74H116ZM130 73V72H129ZM154 73V72H153ZM174 73H175V71H174ZM197 73V72H196ZM205 73V72H204ZM237 73V72H236ZM243 73V72H242ZM245 73V72H244ZM244 73H243V75H244ZM257 73H259V72H257ZM50 74V75H51ZM64 74H66V73H63V71L58 75V74H56L54 77H56L57 78V80L54 82V83H52V82H50V80H49V82H47L46 81V77H43L42 75H38V74H36V72L34 73H32V74H29L28 76H26L25 78H24V80H23V82L21 83V86L19 87V88H17L16 89V87H15V91H12V92H10V94L8 95V94H6V95H8V99H7V103H10V105H11V107H9L8 109L9 110H7V108L5 109L6 110V118L3 120V122L2 123H0V124H3V125H5L4 127H6V126H8L10 129H11V141L7 138V137H4V138H7L6 140H9L11 143H10V147H11V149H13L15 152H16V156H15V158L17 159V160H20L21 161V163H22V161H26V166H25V169L24 170H26V171H29V173H30V175H29V177L28 178H36V179H41V181H43L44 182V184H45V186L43 187L44 189H43V191H42V187H40L41 189H39L37 186L36 187H32V186H34L33 184L31 185V187L30 188H38L39 190H41V193H40V195L39 196H41V198L40 197H37V200H35L36 202H35V208H36V210H37V217H39V219H40V223L42 224V229H43V232L45 233V236L47 237V241L48 242H56V243H62L64 240L66 241V242H68V243H70L69 242V240H70V233H71V231L70 232H68L69 234H65V231L66 230H64V229H66V228H64V226H66L67 225V227H68V224L70 223L69 221H70V219H72L71 220V224L73 223V224H75V225H79V224H81V226L83 225V229L84 228H86V230L88 231V233H87V235L84 237V236H81V238L82 237H84V241H85V245L88 243H91V242H93L94 244L95 243H97V248H100V250H101V253H100V251H97V253L99 252L100 253V256H101V254L103 253V252H105V255L107 256L108 254L110 255V254H114V252H115V257L117 256L116 254V250L114 251V249H113V246H114V242H118V243H122V242H119V241H122V239H121V237H119V238H117L118 236H117V234L121 231L120 229H119V232L117 233V223H119L118 222V220H120V218H118V216H117V212H121V214L123 213L122 212V209H121V206H123V204H127L126 202H128V203H130L131 202V205L133 206V208H134V212L135 211H137L136 213H138V216H137V218H139V222L138 223H140L141 224V229L142 230H147V231H150L151 233H150V236H149V238L147 239V238H145V239H147L145 242H143V241H141V242H139V243H135L134 242V240H135V236L134 237H130L132 234H134V233H132L131 234V231H130V233H128L127 232V235L125 234V236H126V241H127V237H128V239H129V237L130 238H132L133 239V244H132V247L130 246V250L131 251H129V252H127L128 251V248H124V249H127L126 250V253H130L131 252V254H129L130 256H128V257H130L131 258V260H132V263H133V261L136 259V263L135 264H173L172 263V258L170 257V248L173 246H171V244H172V242L168 239V238H164V236H163V234L164 233H162L160 230H158L156 227H157V224H158V222H159V219H160V213H159V211L158 210H160V207H159V209L156 211V210H154V208H153V206H152V203H151V199H153L154 197H152V198H149V197H147V198H149L150 200L149 201H147V200H145V198H144V195L145 194H147L149 191V188H151V187H154V185H155V183H157V181L155 180V178H154V180L151 178H146V179H143V177H140V180L138 181V182H136V180H135V176L136 175H138L139 173H138V171H139V169L137 170V171H135V172H137V173H135L134 175H133V173L131 174V175H133V176H129L130 174H127L126 176H123V181H122V179H120L122 176H120V181H121V183L120 184H116V183H114V181H113V179L115 178V177H113V176H111V174H110V169H109V165L111 164H109V161L111 162V160L112 159H110V158H112V156L110 155V158H109V156H108V154L106 153V150H105V148L102 146V148H99V146L97 147V145H96V143H95V141L93 142H90V141H87V140H85L84 141V143L82 142L81 144H79L78 146L75 144V142L73 141V139H72V134L78 129V128H81L80 127V125H81V121H79L80 119H78V116H76V115H74L72 112H71V108H68L67 107V105H70V103L69 104H67L68 102H70V101H68L67 100V98H69V97H67L66 99H65V96H66V94L67 95H69L68 94V92H69V90L70 89H72V90H74L73 92H75L76 91V93H77V96L78 97H81V99L78 101V103H80V101L82 100V98H84V97H86V98H88V97H93L94 96V89L93 88H91L90 87V82H89V79L86 81V76H85V78L83 77V76H80V75H78L77 76V78H75V79H73V80H65L64 79V77L65 76H67V75H64ZM76 74H78V73H76ZM85 74V73H84ZM106 74V75H107ZM114 74V73H113ZM119 74V73H118ZM171 74V73H170ZM169 74V75H170ZM173 74V73H172ZM229 74V73H228ZM249 74H251V72L249 73ZM253 74V73H252ZM14 75V74H13ZM21 75V74H20ZM71 75H73V74H71ZM75 75V74H74ZM86 75H87V77H88V73H86ZM103 75V74H102ZM102 75H100V76H102ZM106 75H104L105 77H106ZM120 76H121V73L119 74ZM133 75H136V74H133ZM143 75V74H142ZM180 75V74H179ZM192 75H193V72H192ZM204 75H207V74H204ZM48 76H49V74H48ZM114 76V75H113ZM126 77H127V80H128V77H130L129 75H125ZM125 76H123V73H122V76L121 77H125ZM132 76V75H131ZM170 76H173V75H170ZM195 76V75H194ZM198 76V75H197ZM199 76H201V74L199 75ZM202 76H203V74H202ZM201 76V77H202ZM222 76H225V75H222ZM257 76V75H256ZM262 77L264 76V75H261ZM93 77V76H92ZM157 77H158V74H157ZM156 77V78H157ZM192 77V76H191ZM190 77V78H191ZM227 77H228V75H227ZM232 77V76H231ZM250 77H251V75H250ZM11 78H12V76H11ZM10 78V79H11ZM19 78H20V76H19ZM48 78V77H47ZM88 78H91V77H88ZM100 78V77H99ZM102 78H103V76H102ZM102 78H100V79H102ZM114 78H115V76H114ZM224 78V77H223ZM222 78V79H223ZM234 78H236V77H234ZM247 78V77H246ZM2 80L1 81H3V78H1ZM8 79V78H7ZM14 79V78H13ZM50 79V78H49ZM55 78H53V80H54ZM67 79V78H66ZM72 79V78H71ZM106 79H108L107 77H106ZM105 79V80H106ZM119 79H121V78H119ZM151 79V78H150ZM157 79H159V78H157ZM200 79V78H199ZM202 79V80H203ZM229 79H230V77H229ZM232 79L233 78H231V81H232ZM236 79H238L239 80V78L237 77ZM251 79V78H250ZM254 79V78H253ZM256 79V78H255ZM12 80V79H11ZM16 80H19L18 78L16 79ZM16 80H15V82H16ZM48 80V79H47ZM91 80V79H90ZM103 80H104V78H103ZM102 80V81H103ZM109 80V79H108ZM116 80H117V78H116ZM115 80V81H116ZM125 80V79H124ZM139 80V79H138ZM137 80V81H138ZM174 80V79H173ZM176 80V79H175ZM220 80H221V78H220ZM224 80V79H223ZM228 80V79H227ZM249 80V79H248ZM5 81H6V79H5ZM10 80H8V82H9ZM93 81V80H92ZM118 81V80H117ZM120 81V80H119ZM118 81V82H119ZM121 81H123V80H121ZM137 81L135 82V83H137ZM166 81H167V79H166ZM172 81V80H171ZM177 81H179V79L177 80ZM230 81V82H231ZM250 81V80H249ZM248 81V82H249ZM257 81V80H256ZM263 81V80H262ZM261 81V82H262ZM4 82V81H3ZM11 82V81H10ZM94 82V81H93ZM92 82V83H93ZM106 82V81H105ZM110 82H111V80H110ZM134 82V81H133ZM139 82V81H138ZM200 82V81H199ZM252 82V81H251ZM13 83V82H12ZM100 83V82H99ZM99 83H98V86H99ZM103 83H104V81H103ZM107 83V82H106ZM126 83V82H125ZM169 83V82H168ZM185 83H187L186 81H185ZM188 83H189V81H188ZM187 83V84H188ZM221 83V82H220ZM224 83H227V82H224ZM257 83V82H256ZM18 84H19V82H18ZM95 83H93V85H94ZM161 84H162V82H161ZM190 84V83H189ZM228 84V83H227ZM226 84V85H227ZM236 84H237V80H236ZM1 85H2V83H1ZM8 85H12V84H9L8 83ZM103 85H105V83L103 84ZM108 85V84H107ZM115 85V84H114ZM128 85H129V83H128ZM177 85V84H176ZM182 85H183V83H182ZM194 85V84H193ZM196 85V84H195ZM224 85V84H223ZM233 85V84H232ZM238 85V84H237ZM243 85V84H242ZM250 85H251V83H250ZM249 85V86H250ZM7 86V85H6ZM60 88H59V87ZM102 86V85H101ZM115 86H117L118 87V85H115ZM125 86V85H124ZM133 87H134V85H132ZM166 86V85H165ZM170 86V85H169ZM175 86V85H174ZM219 86V85H218ZM252 86V85H251ZM255 86H257L256 84H255ZM2 87V86H1ZM8 87V86H7ZM109 87H110V85H109ZM109 87L107 88V89H109ZM120 87V86H119ZM122 87V86H121ZM180 87V86H179ZM197 87V86H196ZM221 87V86H220ZM223 87V86H222ZM231 87H233V86H231ZM241 87V86H240ZM244 87H246V86H244ZM257 87H259V88H262L261 86H260V84L257 86ZM256 87V88H257ZM5 88V87H4ZM102 88V87H101ZM113 88V87H112ZM137 88H139V87H137ZM148 88V87H147ZM146 88V89H147ZM177 88V87H176ZM235 88H236V86H235ZM234 88V89H235ZM243 88V87H242ZM249 88H251V87H249ZM259 88L257 89V90H259ZM68 89V92L66 91ZM123 89H125V87L123 88ZM123 89H122V91H123ZM132 89V88H131ZM223 89V88H222ZM236 89H238V88H236ZM241 89V88H240ZM245 89V88H244ZM6 90V89H5ZM8 90H9V87H8ZM11 90V89H10ZM20 90V92H18ZM72 90H70V91H72ZM97 90V89H96ZM103 90H106V89H104L103 88ZM103 90H101L100 89V92H101V94H102V92H103ZM120 90H121V88H120ZM128 90V89H127ZM133 90H134V88H133ZM167 90H168V88H167ZM166 90V91H167ZM190 90V89H189ZM230 90H232V92H233V89H230ZM264 90V88L262 89V91ZM7 91V90H6ZM98 91V90H97ZM107 91V90H106ZM129 91V90H128ZM134 91H136V90H134ZM169 91V90H168ZM196 91H198V90H196ZM202 91V90H201ZM221 91V90H220ZM243 92H246V91H244V90H242ZM251 92H252V90H250ZM261 91V90H260ZM5 92V91H4ZM65 92H67L66 94H65ZM72 92V93H73ZM115 92H116V90H115ZM114 92V93H115ZM117 92H118V90H117ZM124 92V91H123ZM139 92V91H138ZM172 92H173V90H172ZM258 92V91H257ZM7 93V92H6ZM113 93V94H114ZM125 93V92H124ZM133 93V92H132ZM137 93V92H136ZM142 93H144V92H142ZM188 93V92H187ZM197 93V92H196ZM247 93H248V91L246 92V95H247ZM253 93V92H252ZM263 93V92H262ZM2 94H3V92H2ZM1 94V95H2ZM75 94V93H74ZM73 94V95H74ZM107 94H109V92L107 93ZM126 94V93H125ZM129 94V93H128ZM135 94V93H134ZM139 94V93H138ZM180 94V93H179ZM185 94V93H184ZM233 94H236V93H233ZM237 94H239V90H238V93ZM240 94H241V91H240ZM243 94V93H242ZM256 93H254V94H252L253 96H256L255 95ZM259 94H260V92H259ZM258 94V95H259ZM264 94V93H263ZM73 95H71V96H73ZM96 95H97V93H96ZM115 95V94H114ZM118 95V94H117ZM121 95V94H120ZM119 95V96H120ZM187 95V94H186ZM193 94H191V96H192ZM198 95V94H197ZM197 95H195V96H193V97H196ZM200 95H201V93H200ZM199 95V96H200ZM229 95H230V91H229ZM228 95V96H229ZM243 95H245V94H243ZM5 96V95H4ZM76 96V95H75ZM74 96V97H75ZM98 96H99V98H101L100 97V95L98 94ZM113 96V95H112ZM126 96L127 97H129V95H127L126 94ZM140 96V95H139ZM155 96H158L157 94H155ZM181 96V95H180ZM190 96V98H192ZM238 96V95H237ZM241 96V95H240ZM248 96V95H247ZM253 96H251V98H253ZM14 97H18V99L17 100H15L14 99ZM121 97H123V96H121ZM141 97V96H140ZM145 97V96H144ZM143 97V98H144ZM147 97V96H146ZM142 98V100L145 102L146 101V99L148 98ZM184 97V96H183ZM202 97V96H201ZM230 97V96H229ZM235 97V96H234ZM233 97V98H234ZM244 97V96H243ZM243 97H240V98H243ZM259 97V96H258ZM97 98V97H96ZM102 98H103V94H102ZM114 98V97H113ZM130 98V97H129ZM203 98V97H202ZM255 98V97H254ZM1 99V98H0ZM66 100V101H64L66 104H64V102H63V100ZM69 99H71V98H69ZM98 99V98H97ZM110 99H111V97H110ZM109 99V100H110ZM116 99V98H115ZM126 99V98H125ZM128 99V98H127ZM197 99H199L200 100V98H197ZM235 99H237V98H235ZM235 99L234 100H232V101H235ZM260 99H261V97H260ZM5 100V99H4ZM4 100L2 101V102H4ZM95 99H93V101H91L93 104L94 103H96V101H94ZM100 100V99H99ZM105 100L106 101H108V99H107V97H106V99H105V97H104V103L103 104H105ZM121 100H122V98H121ZM131 100V99H130ZM135 100H136V98H135ZM135 100L133 101V99H132V101H133V103H135ZM141 99H139L138 101H140ZM148 100V99H147ZM165 100H167V98L165 99ZM169 101H171L170 99H168ZM202 100V99H201ZM241 100V99H240ZM243 100V99H242ZM248 100H250L249 98H247V101ZM251 100H253V99H251ZM256 100V99H255ZM258 100V99H257ZM257 100L255 101V102H257ZM68 101V102H67ZM102 101H103V99H102ZM113 101V100H112ZM111 101V102H112ZM117 101V100H116ZM149 101V100H148ZM147 101V102H148ZM258 101H260V100H258ZM72 102V101H71ZM83 102V100L81 101V103ZM89 102V101H88ZM87 101H86V104L88 103ZM101 102V101H100ZM110 102V101H109ZM125 102H126V100H125ZM127 102H128V100H127ZM130 102V101H129ZM159 102V101H158ZM196 102H197V100H196ZM199 102V101H198ZM229 102H231V100L229 101ZM249 102V101H248ZM248 102H247V104H248ZM262 102V101H261ZM75 103H76V101H75ZM74 103V104H75ZM77 103V104H78ZM91 103V104H92ZM107 103V102H106ZM113 103V102H112ZM120 103H122V102H120ZM136 103H138V102H136ZM146 103V102H145ZM149 103H150V101H149ZM171 103V102H170ZM251 103V102H250ZM259 102H257V104H258ZM3 104H5V102L3 103ZM73 104V103H72ZM71 104V105H72ZM73 104V105H74ZM76 104V105H77ZM86 104H84V105H86ZM98 104V103H97ZM96 104V105H97ZM102 103H101V107H105V105H103ZM115 104V103H114ZM118 104V103H117ZM131 104V103H130ZM129 104V105H130ZM140 102L138 103V105H135V106H137L138 107V109H139V106L141 105V106H144L142 103L140 104ZM152 104V103H151ZM193 104V103H192ZM191 104V105H192ZM242 104V103H241ZM246 104V105H247ZM256 104V105H257ZM260 104V103H259ZM79 106H80V104H78ZM83 105V104H82ZM81 105V106H82ZM88 105V104H87ZM86 105V107H88ZM99 105H100V103H99ZM110 105V104H109ZM112 105V104H111ZM120 105L121 104H119V106L118 107H120ZM124 105V104H123ZM133 105V104H132ZM158 105V104H157ZM163 105V104H162ZM199 105V104H198ZM204 105V104H203ZM238 106H239V104H237ZM252 105H253V103H252ZM2 106V105H1ZM95 106V104L93 105V107ZM128 106V105H127ZM126 106V107H127ZM140 106V107H141ZM146 106V105H145ZM161 106V105H160ZM177 105H175V107H176ZM187 106V105H186ZM188 106L190 107V105H189V103H188ZM196 106H197V104H196ZM200 106V105H199ZM237 106V107H238ZM243 106V105H242ZM257 106H259V105H257ZM263 106V105H262ZM4 107V106H3ZM85 107V106H84ZM91 108H92V106H90ZM97 107V106H96ZM107 107H108V104H107ZM117 107V108H118ZM129 108H130V106H128ZM150 107H151V105H150ZM149 107V108H150ZM157 107V106H156ZM179 107V106H178ZM178 107H176V110H177V108ZM73 108H75V107H73ZM77 108H78V106H77ZM80 108V107H79ZM91 108H89L90 110H91ZM109 109H110V107H108ZM128 108V110H130ZM153 108H154V106H153ZM185 108V107H184ZM192 108V107H191ZM190 108V109H191ZM194 108V107H193ZM238 108H240V107H238ZM254 108H255V106H254ZM259 108H262L261 107V104H260V106H259ZM258 108V110H260ZM96 109V108H95ZM94 109V110H95ZM105 109L107 110V108L105 107ZM105 109H104V111H105ZM112 109H113V106H112ZM115 109V108H114ZM125 109V108H124ZM135 109V108H134ZM147 109V108H146ZM155 109V108H154ZM154 109H151L152 110V112H153V110ZM237 109V108H236ZM236 109H234V110H236ZM256 109V108H255ZM77 110V109H76ZM75 110V111H76ZM85 110V109H84ZM88 110V109H87ZM89 110V111H90ZM93 110V109H92ZM99 110V109H98ZM103 110V109H102ZM119 110H121V107H120V109ZM136 110V109H135ZM141 110V109H140ZM142 110H144V109H142ZM156 110H158L159 112L161 111V110H159L158 108H156ZM166 110H168V108L166 107ZM187 110V109H186ZM192 110H194V109H191V111ZM205 110V109H204ZM253 110V109H252ZM263 110V109H262ZM83 111V110H82ZM88 111V112H89ZM101 111V110H100ZM97 112L96 111V113L98 114H104L105 115V113H106V111H105V113L104 112ZM133 111V110H132ZM171 111V109H169L167 112H170ZM179 112H177V113H180V112H182V110L180 111V110H178ZM184 111V110H183ZM206 111V110H205ZM251 111V110H250ZM95 113V111H90V113ZM108 112H111L110 110L108 111ZM107 112V113H108ZM112 112H114V111H112ZM123 112H124V110H123ZM128 111H126L125 110V113H127ZM138 112V111H137ZM140 112V111H139ZM146 112V111H145ZM145 112H143V114L145 113ZM162 112H163V110H162ZM190 112V111H189ZM195 112V111H194ZM234 112V111H233ZM239 112H241V111H239ZM243 112H245L244 111V108H243ZM248 112H249V110H248ZM252 112V111H251ZM258 113H259V111H257ZM74 113H76V112H74ZM86 113V112H85ZM90 113H88L89 115H88V117L90 116ZM91 113V114H92ZM106 113V114H107ZM129 113V112H128ZM142 113V112H141ZM147 113V112H146ZM146 113L144 114V115H146ZM176 113V114H177ZM193 113V112H192ZM250 113V112H249ZM255 113V112H254ZM253 113V114H254ZM83 114V113H82ZM98 114V115H99ZM115 114H116V112H115ZM114 114V115H115ZM147 114H149V113H147ZM151 114V113H150ZM158 113H156V115H157ZM159 114H161V112L159 113ZM183 114V113H182ZM189 114V113H188ZM233 114V113H232ZM246 114V113H245ZM252 114V113H251ZM260 114H263V113H260ZM81 115V114H80ZM85 115V114H84ZM95 115V114H94ZM93 115V118L95 117V116H97V115H95L94 116ZM99 115V116H100ZM109 115V114H108ZM113 115V114H112ZM111 115V116H112ZM119 115H120V113H119ZM134 115H136V114H134ZM133 115V118L135 119V120H137V118L135 117ZM139 115H141L140 113H139ZM171 115H174L175 116V113L174 114H171ZM178 116H179V114H177ZM185 115V114H184ZM186 115H187V113H186ZM190 115V114H189ZM247 115V114H246ZM246 115H244V117L246 116ZM255 115V114H254ZM3 116H4V114H3ZM103 116V115H102ZM102 116H101V118H102ZM106 117H107V115H105ZM147 116V115H146ZM151 116V115H150ZM154 116V115H153ZM163 116V115H162ZM165 116V115H164ZM163 116V117H164ZM177 116V117H178ZM248 116V115H247ZM246 116V117H247ZM121 117V116H120ZM142 117V116H141ZM176 117V118H177ZM180 117V116H179ZM184 117V116H183ZM195 117V116H194ZM231 117H234L233 119H234V121H236L235 123H239L240 122V116H239V114H237V117H235V116H231ZM242 117V116H241ZM261 117V116H260ZM82 118V117H81ZM91 118V117H90ZM90 118L88 119V120H90ZM98 118V117H97ZM97 118L95 117V119L97 120ZM110 118V117H109ZM116 118H117V116H116ZM122 118V117H121ZM151 118V117H150ZM159 118H160V115H159ZM159 118H157V119H159ZM165 118V117H164ZM175 118V117H174ZM176 118H175V122H177V120H176ZM182 118V117H181ZM184 118H186V117H184ZM235 118H236V120H235ZM92 119V118H91ZM100 119V118H99ZM98 119V120H99ZM103 119V118H102ZM107 118H105V120H106ZM111 119H114V117L113 118H111ZM118 119H119V117H118ZM125 119V121H126V119L127 118H124ZM132 119V118H131ZM140 119V118H139ZM145 119V121H146V117L144 118ZM148 119V121H149V117L147 118ZM167 119V118H166ZM171 119V118H170ZM178 119V118H177ZM183 119V118H182ZM187 119V118H186ZM214 119V118H213ZM250 119L251 118H249V121H250ZM257 119V118H256ZM256 119H255V121H256ZM94 120V119H93ZM97 120V121H98ZM101 120V119H100ZM99 120V121H100ZM115 120H117V119H115ZM115 120H113V121H115ZM130 120V119H129ZM152 120V119H151ZM162 120V119H161ZM168 120V119H167ZM185 120V119H184ZM245 120V119H244ZM259 120V119H258ZM257 120V121H258ZM2 121V120H1ZM123 121V120H122ZM122 121H120V122H122ZM133 121V120H132ZM163 121V120H162ZM170 120H168V122H169ZM216 121V120H215ZM231 121H233V120H231ZM231 121H229V122H231ZM243 121V120H242ZM252 121V120H251ZM259 121H261V120H259ZM84 122V121H83ZM102 122H103V120H102ZM108 122V121H107ZM106 122V123H107ZM116 122V121H115ZM115 122H113L114 124H115ZM117 122L118 123H120L118 120H117ZM124 122V121H123ZM141 122V121H140ZM139 122V123H140ZM144 122V121H143ZM154 122V121H153ZM153 122H151V123H153ZM188 122H189V120H188ZM200 122V121H199ZM208 122H210V121H208ZM228 122V123H229ZM85 123V122H84ZM104 123V122H103ZM109 123V122H108ZM110 123L111 124H113L111 121H110ZM138 123V122H137ZM138 123V124H139ZM147 123V122H146ZM150 123V124H151ZM167 123V122H166ZM171 123V122H170ZM173 123V122H172ZM224 123V122H223ZM222 123V124H223ZM234 123V124H235ZM241 123V122H240ZM239 123V124H240ZM255 123V122H254ZM86 124H88V123H85L84 124V127L83 128H85V126H86ZM89 124H91V123H89ZM88 124V125H89ZM95 125L97 124V122L96 123H94ZM93 124V125H94ZM99 124H101V122L99 123ZM122 124V123H121ZM127 124V123H126ZM135 124H136V121H135ZM144 124V123H143ZM158 124H159V126L161 127V123L159 122H157V124H156V126H158ZM174 124V123H173ZM176 124H178V123H175V125ZM182 124V123H181ZM191 124V125H192ZM201 124V123H200ZM214 124V123H213ZM226 124V123H225ZM248 125L250 124V122L249 123H247ZM247 124H245V125H247ZM260 124V123H259ZM3 125H2V127H3ZM82 125H83V123H82ZM92 125V126H93ZM105 125H107L104 129L106 130V128L108 127V124H105ZM119 126H120V124H118ZM122 125H125V124H122ZM121 125V127H124V126H122ZM163 125H164V123H163ZM168 125V124H167ZM202 125V124H201ZM203 125H204V123H203ZM232 125V124H231ZM241 125V124H240ZM251 125V124H250ZM255 125H257V123L255 124ZM263 125V124H262ZM261 125V126H262ZM103 126H104V124H103ZM113 126H116V125H113ZM131 126V124L129 123V127ZM138 126V125H137ZM140 126V125H139ZM144 126H146V125H144ZM148 127L150 126L149 124L147 125ZM152 126H153V124H152ZM159 126H158V128H159ZM166 126V125H165ZM184 126V125H183ZM196 126V125H195ZM195 126H188L187 125V127L188 128H186V126H185V128H186V132L187 133H190L191 132V130L193 129L194 130V127ZM200 125H198V127H199ZM211 126H212V124H211ZM217 126H218V124H217ZM229 126V125H228ZM228 126H227V130H228ZM254 126V125H253ZM258 126V125H257ZM89 127H90V125H89ZM93 127H96V126H93ZM112 126H110L109 128H111ZM197 127V126H196ZM203 127V126H202ZM221 127H222V125H221ZM221 127H220V129H221ZM230 127V126H229ZM237 127V129H238V126H235L234 128H236ZM256 127V126H255ZM99 128V127H98ZM97 128V129H98ZM126 128V130H128L127 129V127H125ZM135 128V127H134ZM133 128V129H134ZM141 128V127H140ZM154 128L156 129L157 127H155V124H154ZM162 129H163V127H161ZM161 128H159V129H161ZM171 128V127H170ZM170 128H168L167 127V129H169L170 130ZM209 128V127H208ZM207 128V129H208ZM213 128V126L211 127V129ZM223 128H224V131H223ZM222 128V131L223 132H228L227 130H226V128H225V126ZM232 128V127H231ZM241 128V127H240ZM243 128H245V127H243ZM248 128V127H247ZM258 128V127H257ZM0 129H2L1 128V125H0ZM4 129V128H3ZM7 129V128H6ZM96 129V130H97ZM101 129V128H100ZM104 129H102V130H104ZM112 129V128H111ZM117 129H118V127H117ZM136 129V128H135ZM144 130L146 129V128H143ZM147 129H150V128H147ZM161 129V130H162ZM202 128H198V130H199V132H200V130H201ZM204 129V128H203ZM210 129V128H209ZM242 129V128H241ZM252 129V128H251ZM81 130H85V129H82L81 128ZM80 130V131H81ZM93 130H95V129H92V131ZM99 130V129H98ZM114 130H115V128H114ZM124 130V129H123ZM122 130V131H123ZM129 130H130V128H129ZM139 130V129H138ZM158 130V129H157ZM152 131V133L154 132L155 134H157L158 133V135L157 136H162L163 134H164V132H163V134L162 135H160L159 133L160 132H158V131ZM169 130H166L165 132L167 133V131L169 132ZM176 130V129H175ZM174 130V131H175ZM183 130V129H182ZM181 130V131H182ZM253 130V129H252ZM6 131H9V130H6ZM77 131H79V130H77ZM77 131H76V133H77ZM80 131H79V133H80ZM91 131V130H90ZM91 131V132H92ZM125 131V130H124ZM131 131V130H130ZM133 131V130H132ZM131 131V132H132ZM146 131V130H145ZM172 131H173V129H172ZM184 131V130H183ZM205 130H202L201 132H202V134H203V132H204ZM211 131V130H210ZM210 131H209V133H210ZM230 131V130H229ZM234 131V130H233ZM232 131V132H233ZM248 131V130H247ZM250 131V130H249ZM260 131V130H259ZM95 132V131H94ZM93 132V133H94ZM98 132V131H97ZM102 132V131H101ZM107 132H108V130H107ZM118 132H120V131H118ZM116 133V131H115V133H116V135L118 134L119 135V133ZM130 132V133H131ZM134 132H136V130L134 131ZM134 132H133V134H134ZM212 132V131H211ZM231 132V131H230ZM230 132H228V133H230ZM240 132V131H239ZM239 132H236V133H238L239 134ZM251 132V131H250ZM250 132H248V133H250ZM1 133V132H0ZM87 133H90V132H87ZM103 133V132H102ZM105 133H106V131H105ZM123 133V132H122ZM125 133V132H124ZM123 133V134H124ZM126 133H129V132H126ZM146 133V132H145ZM144 133V134H145ZM148 133V132H147ZM166 133H165V137H166ZM179 133H182V132H179ZM185 133V132H184ZM205 133H206V131L204 132V135H205ZM225 133H224V135H225ZM244 133V132H243ZM243 133H241V134H243ZM8 134V133H7ZM84 134V133H83ZM107 134V133H106ZM123 134H121V135H123ZM136 134V133H135ZM134 134V135H135ZM144 134H143V136H144ZM150 134V133H149ZM155 134L154 135H152V136H155ZM167 134H169V133H167ZM191 134V133H190ZM194 134H196L197 135V133L195 132ZM213 134H215V133H213ZM212 134V135H213ZM219 134V133H218ZM227 134V133H226ZM233 134V133H232ZM231 134V135H232ZM246 134V133H245ZM5 134H3V136H4ZM9 135V134H8ZM78 136H80V134H77ZM76 135V136H77ZM87 135H90V134H87ZM95 135H97V133H95ZM113 135V134H112ZM118 135H117V137H118ZM126 135V134H125ZM132 135V134H131ZM139 135H141V134H139ZM146 135V134H145ZM173 135H175V134H173ZM176 135H178L177 133H176ZM175 135V136H176ZM181 135V134H180ZM182 135H184L183 133H182ZM187 135V134H186ZM196 135H194V136H196ZM203 135V136H204ZM207 135V134H206ZM240 135V134H239ZM247 135V134H246ZM3 136H2V140L4 139L3 138ZM74 136H75V134H74ZM75 136V137H76ZM111 136V135H110ZM109 136V137H110ZM128 136V135H127ZM127 136L126 137H124L123 136V138L125 139V140H127L126 138H127ZM130 136V135H129ZM179 136V135H178ZM188 136V135H187ZM191 136V135H190ZM192 136H193V134H192ZM214 136V135H213ZM250 138H249V141L247 142L248 143V146L247 147H249V143H251V142H253V143H259L261 140H262V138L264 137V135H263V132L261 133V131L258 133V132H255V130L253 131V133H251L250 134ZM1 137V136H0ZM88 137V136H87ZM93 137V136H92ZM103 137H105V136H103ZM107 137V136H106ZM116 137V138H117ZM120 137V136H119ZM146 138L148 137L147 135L145 136ZM149 137H150V135H149ZM148 137V139H149V142H150V138ZM156 137V136H155ZM163 137H164V135H163ZM180 137V136H179ZM197 137V136H196ZM200 137V136H199ZM198 137V138H199ZM236 137V136H235ZM244 137V136H243ZM80 138V137H79ZM129 138V137H128ZM138 138V137H137ZM167 138V137H166ZM170 138V137H169ZM174 138V137H173ZM176 138H177V136H176ZM201 138V137H200ZM199 138V139H200ZM203 139H204V137H202ZM210 137H205V140L208 142V139H209ZM229 138V137H228ZM81 139H83V138H81ZM80 139V140H81ZM87 139V138H86ZM100 139H101V135H100ZM103 139V138H102ZM106 139H108V138H106ZM110 139L111 140H113L114 139V137H113V139L110 137ZM109 139V140H110ZM122 139V138H121ZM133 139H135V138H133ZM133 139H132V141L131 142H133ZM139 139V138H138ZM137 139V140H138ZM151 139H153V138H151ZM158 139H159V137H158ZM157 139V137L155 138V140H158ZM162 139V138H161ZM178 139V138H177ZM180 139V138H179ZM189 139V138H188ZM199 139H198V141H199ZM211 139V138H210ZM209 139V140H210ZM74 140H75V138H74ZM76 140H78L77 138H76ZM79 140V141H80ZM92 140H93V138H92ZM95 140V139H94ZM110 140V141H111ZM142 140V142L144 141L143 139H141ZM140 140V141H141ZM186 140H187V138H186ZM243 140V138L242 139H240L239 140V142L240 141H242ZM246 140V139H245ZM79 141H76V142H79ZM98 141V140H97ZM122 140H120L119 142H120V144L122 143L121 142ZM159 141V140H158ZM163 141V140H162ZM161 141V142H162ZM167 141V140H166ZM168 141H170V140H168ZM167 141V142H168ZM185 141V140H184ZM183 141V142H184ZM187 141H190V140H187ZM198 141H197V139L196 138H192L191 139V142H192V144H194V145H196L197 146V144H198ZM217 141V140H216ZM221 141V140H220ZM226 141V140H225ZM228 141L230 142V144L232 143L231 141H230V139H228ZM81 142V141H80ZM106 142V141H105ZM104 142V143H105ZM112 142V141H111ZM115 142H116V145H118L119 143L115 140ZM130 141H129V143L127 142V144H129L130 145V143H131ZM156 142V144H157V141H155ZM180 142H182V141H180ZM186 142V141H185ZM190 142V143H191ZM211 142H212V139H211ZM236 142H237V145L239 144V142H238V140H236ZM107 143H109V142H107ZM145 143H148V140L145 142ZM144 142H143V144H145ZM151 143V142H150ZM153 143H154V141H153ZM164 143H166V142H164ZM202 143H203V141H202ZM218 143V142H217ZM245 143V142H244ZM0 144H1V142H0ZM70 144H74V145H76L77 146V149H75V147H74V149H75V151L76 152H74V151H72V153L74 152V154L75 153H79L80 155H81V157L79 158L77 155V157L75 156V155H73V157L71 156L70 158H69V156L67 157V159H66V157L64 158V156H63V160L64 159H66V160H62L63 162H65V164L67 163V160H69V162H68V164H66V166L65 167H61L60 165V161L59 162H57V159H59V158H57V153H56V151L58 152V150L59 151H61V154L60 155H63L62 154V148H64L63 150H65V147H67V145H70ZM99 144H101V143H99ZM102 144H103V142H102ZM113 144H114V142H113ZM113 144H111L110 143V145H113ZM125 144H126V142H125ZM124 144V145H125ZM126 144V145H127ZM135 144V143H134ZM142 144V146L143 147H145V146H147V144L144 146ZM149 144V143H148ZM155 144V143H154ZM155 144V145H156ZM168 144H170V143H168ZM167 143L165 144L166 146L168 145ZM186 144V143H185ZM188 144H189V142H188ZM200 144H201V142H200ZM212 144V143H211ZM210 143H209V146L208 147H210V145H211ZM229 144V143H228ZM227 144V145H228ZM232 144H234V143H232ZM232 144L229 146V147H231L232 146ZM240 144H241V147H242V142H240ZM239 144V145H240ZM109 145V146H110ZM151 145V144H150ZM155 145H154V147H155ZM160 145V143L158 144V146ZM163 145V144H162ZM165 145H164V147H165ZM171 145V144H170ZM173 145H176V141H175V143H173ZM173 145H171V147L173 146ZM180 145V144H179ZM194 145H191L192 146V148H190V149H192L191 151L193 152V149L195 148V147H193ZM199 145V144H198ZM245 145H247V144H245ZM260 145V144H259ZM257 146L256 147V149H254L255 151H253V153L251 152V153H248V155L247 156H249V154L250 155H254V157L256 156V159H254V162L251 160H249V159H246V158H244L245 156H242V158L241 159H244V160H249V162L248 163H250V162H253V164L255 165V168L256 167H258L259 166V168H256L254 171L256 172L255 173V176H254V185H253V187H254V190L256 191V192H253V200H251L252 202L250 203L251 204V207L252 206H254L255 208H259L258 210H256V212H257V215L256 214H254V216H258L259 218H260V221L262 222V223H264V146ZM263 145V144H262ZM107 145H105V147H106ZM109 146H107V147H109ZM114 146V145H113ZM113 146H110L109 148H106V149H110L111 147H113ZM131 146V145H130ZM157 146V147H158ZM203 146H205L204 144H203ZM207 146V145H206ZM234 146H236V144L234 145ZM244 146V145H243ZM5 147V146H4ZM69 148V152H70V148H72V147H70V146H68ZM115 147V146H114ZM120 147V146H119ZM119 147L117 148V150H119ZM122 148L123 147H126V149H127V146H123V144H122V146H121ZM141 147V146H140ZM142 147V148H143ZM155 148V149H158V148ZM164 147H163V149H164ZM168 147V146H167ZM179 147H181V146H179ZM186 147V146H185ZM184 147V148H185ZM188 147H190V145L188 146ZM202 147V146H201ZM211 147H213V146H211ZM225 147V146H224ZM223 147V148H224ZM227 147V146H226ZM228 147V148H229ZM237 147V146H236ZM246 147V148H247ZM6 148V147H5ZM116 148V147H115ZM121 148V149H122ZM133 148V147H132ZM147 148H148V146H147ZM176 148H177V145H176ZM176 148H174V149H176ZM183 148V147H182ZM197 148V147H196ZM205 147H202V150L204 149ZM244 148V147H243ZM255 148V147H254ZM11 149L9 150V151H11ZM125 149V150H126ZM134 149L136 150V148L134 147ZM150 149V148H149ZM166 149H168V148H166ZM171 149V148H170ZM170 149H168V150H170ZM174 149L172 150L173 152H174ZM181 149V148H180ZM187 149V148H186ZM185 149V150H186ZM208 149V148H207ZM249 149V148H248ZM1 150H5V149H2L1 148ZM1 150H0V152H1ZM111 150H112V148H111ZM123 150L124 149H122V154L123 153H125V150H124V152H123ZM132 150V149H131ZM134 150V151H135ZM142 150H145V149H142ZM141 150V152L142 153H144L143 151ZM159 150V149H158ZM157 150V151H158ZM167 150V151H168ZM195 150V149H194ZM211 150L213 151V148H211ZM219 150V149H218ZM226 150V149H225ZM231 151H233L234 150V148H231L230 149ZM236 150V149H235ZM250 150H251V148H250ZM67 151V150H66ZM68 151H67V154H68ZM108 151H110V150H108ZM133 151V150H132ZM132 151L130 152L129 150H128V152L131 154L132 153ZM133 151V152H134ZM138 151V150H137ZM159 151H161V153H162V149H160ZM159 151L158 152H155V153H158V155H159ZM189 151V150H188ZM197 151V150H196ZM196 151H194V155L199 151V148H198V151L196 152ZM205 151H208V150H205ZM210 151V150H209ZM208 151V152H209ZM217 151V150H216ZM226 151H228V150H226ZM237 151H239V150H237ZM116 152V151H115ZM127 152V153H128ZM140 152V151H139ZM151 152H152V148H151ZM173 152H172V154H173ZM177 152V151H176ZM183 152H184V150H183ZM203 152H204V150H203ZM219 151H217V155H219V153H218ZM9 152L7 151V153L6 154H8ZM64 153V152H63ZM71 153V152H70ZM112 153H114L113 151H112ZM148 153H149V151H148ZM147 153V154H148ZM169 153H170V155H171V152L169 151ZM186 151H185V155H186ZM199 153V152H198ZM214 153V152H213ZM213 153H212V155L211 154H209L210 156H212V159H214L213 158ZM221 153V152H220ZM222 153H223V151H222ZM231 153H233V152H231ZM236 153V152H235ZM241 153H245L244 151L242 152L241 151ZM3 154V153H2ZM1 154V155H2ZM5 154V156H7ZM121 154V155H122ZM134 154H135V152L133 153V159H134V157H138V154L136 155V156H134ZM146 154V155H147ZM200 154V153H199ZM204 154V153H203ZM206 154H207V152H206ZM224 154V153H223ZM0 155V156H1ZM11 156H12V154H10ZM9 155V156H10ZM15 155V154H14ZM79 155V156H80ZM119 155V154H118ZM118 155L116 156V158L118 157ZM129 155V154H128ZM181 155L182 154H179V158H182L181 157ZM187 155H188V153H187ZM189 155H192V154H189ZM202 155V154H201ZM208 155V156H209ZM217 155H216V157H217ZM228 155V154H227ZM260 155V156H259ZM75 156V157H74ZM120 156V155H119ZM123 156V155H122ZM144 156V155H143ZM142 156V157H143ZM154 156H156V154H154ZM172 156V155H171ZM170 156V157H171ZM174 156V155H173ZM177 156V155H176ZM193 156V155H192ZM191 156V157H192ZM207 156V157H208ZM223 157H224V155H222ZM239 156H240V153H239ZM8 157V156H7ZM13 157V156H12ZM166 157H168V156H166ZM187 157V156H186ZM189 157V156H188ZM193 157H195V156H193ZM196 157H198L197 159H199V157H201V156H196ZM203 158H205V154H204V156H202ZM206 157V158H207ZM221 157V156H220ZM222 157V158H223ZM235 157H236V154H235ZM251 158L250 159H252V156H250ZM69 158V159H68ZM139 159H140V156L138 157ZM146 158V157H145ZM150 158V157H149ZM154 158V157H153ZM157 158V157H156ZM159 158V157H158ZM176 157L174 156V159H175ZM185 158V157H184ZM219 158V157H218ZM237 158H239L238 157V155H237V157L235 158V159H237ZM1 159V158H0ZM114 159V161L116 162V160H118V159H116L115 160V158H113ZM122 159L123 160H125V158H119V160H121V162H122ZM127 159H131V157H127ZM132 159V160H133ZM183 159V158H182ZM201 159V158H200ZM208 159V158H207ZM212 159H210V160H212ZM226 159V158H225ZM230 159H233V158H229V161H230ZM2 160H3V158H2ZM16 160V162H18ZM118 160V161H119ZM128 160V161H129ZM131 160V161H132ZM136 160V159H135ZM142 160V159H141ZM146 160V159H145ZM147 160L149 161V159H148V157H147ZM153 160V159H152ZM156 160V159H155ZM158 160V159H157ZM156 160V161H157ZM172 160V159H171ZM180 160V159H179ZM178 160V161H179ZM205 160V159H204ZM203 160V162H207V161H204ZM227 160H228V158H227ZM240 160V159H239ZM244 160L242 161V164H244ZM1 161V160H0ZM126 162H127V160H125ZM137 161H138V159H137ZM182 161V160H181ZM181 161H179V162H181ZM184 161H188V160H184ZM194 161H195V158H194ZM200 161V160H199ZM199 161H195L196 163L197 162H199ZM215 161V160H214ZM218 161H219V159H218ZM4 160H3V164H4ZM8 162H10V161H8ZM13 162H14V159H13ZM113 162V161H112ZM125 162V164H127V163H129V162H127L126 163ZM134 162V161H133ZM151 162V161H150ZM176 162H177V160H176ZM175 162V163H176ZM195 162H193V163H195ZM211 162H213V161H211ZM220 163H222L221 161H219ZM231 162H233V161H231ZM7 163V162H6ZM11 163V162H10ZM15 163V162H14ZM24 163V162H23ZM118 163V162H117ZM132 163V162H131ZM130 163V164H131ZM139 163H141L140 161L137 163V164H139ZM144 163V162H143ZM142 163V164H143ZM152 163H155V162H152ZM158 164H157V166L158 165H161L162 163H161V161H160V163L161 164H159V162H157ZM174 163V162H173ZM200 163V162H199ZM210 163V162H209ZM25 164V163H24ZM113 164H116V163H114L113 162ZM122 164V163H121ZM134 164H135V162H134ZM141 164V165H142ZM145 164V163H144ZM169 164V163H168ZM176 164H180V163H176ZM216 165V163H213V164H211V165ZM225 164V163H224ZM226 164H228L229 165V163H226ZM231 164V163H230ZM240 164V163H239ZM253 164H252V166H253ZM10 165V164H9ZM117 165H119V163L117 164ZM116 165V166H117ZM146 165V164H145ZM156 165V164H155ZM183 165V164H182ZM189 165V164H188ZM199 166L201 165V164H198ZM202 165H203V163H202ZM201 165V169L204 171V168H203V166ZM208 165V164H207ZM207 165H206V167H207ZM210 165V164H209ZM210 165V166H211ZM214 165V166H215ZM220 165H222L223 166V163L222 164H220ZM247 165V164H246ZM250 165V164H249ZM2 166V165H1ZM6 166V165H5ZM13 166H14V164H13ZM16 166H18V165H16ZM22 166V165H21ZM111 166V165H110ZM112 166H114V165H112ZM122 166V165H121ZM156 166V167H157ZM162 166V165H161ZM165 166H167V169H168V167H169V165H165ZM176 166V165H175ZM175 166L173 167V168H175ZM180 166V165H179ZM178 166V167H179ZM184 166H187V165H184ZM236 166V165H235ZM242 166V165H241ZM9 167V166H8ZM7 166H6V168H8ZM115 167V166H114ZM114 167H112L113 169H114ZM123 167H124V165H123ZM131 167V166H130ZM140 167V166H139ZM143 167H144V165H143ZM143 167H141L142 168V172H143ZM153 167V166H152ZM155 167V166H154ZM155 167V169H157ZM159 167V166H158ZM163 167V166H162ZM171 167H172V165H171ZM171 167H169L170 169H171ZM177 166H176V168H178ZM197 167V166H196ZM232 167V166H231ZM230 167V168H231ZM9 168H11V167H9ZM8 168V169H9ZM21 169L23 168V167H20ZM116 168V167H115ZM122 168V167H121ZM126 168H128V166L126 167ZM141 168H140V170H141ZM145 168H146V166H145ZM166 168V167H165ZM165 168H164V170H165ZM172 168V169H173ZM200 168V167H199ZM209 168L211 169V168H213L212 166L211 167H208V168H206V169H208L207 171L209 172ZM226 168V167H225ZM1 169V168H0ZM5 169V168H4ZM18 169V168H17ZM113 169H112V171H113ZM123 169V168H122ZM124 169H125V167H124ZM123 169V170H124ZM129 169V168H128ZM135 169V168H134ZM137 169V168H136ZM148 169V168H147ZM153 169V168H152ZM162 169V168H161ZM166 169V170H167ZM182 169H184V168H182ZM189 169V168H188ZM201 169H199V171L201 170ZM215 169V168H214ZM229 169V168H228ZM248 169H249V167H248ZM2 170V169H1ZM14 170H15V168H14ZM14 170H13V172H14ZM20 170V169H19ZM130 170V169H129ZM163 169H162V171H164ZM174 170V169H173ZM212 170V169H211ZM216 170V169H215ZM222 171H223V168L221 169ZM232 170V169H231ZM251 170V169H250ZM20 171H23V170H20ZM131 171V170H130ZM133 171V170H132ZM148 171H150V168H149V170ZM153 171H155V170H153ZM159 171H160V169H159ZM174 171H177L176 169L174 170ZM184 171V170H183ZM183 171H182V173H183ZM188 171V170H187ZM192 171H196L195 169H193ZM203 171H200V172H203ZM213 171V170H212ZM245 171V170H244ZM13 172H12V175H14L13 174ZM18 172V171H17ZM24 172V171H23ZM116 172V171H115ZM123 172V171H122ZM121 172V173H122ZM127 172V171H126ZM134 172V171H133ZM145 172H146V170H145ZM144 172V173H145ZM158 171L156 170V173H157ZM170 172V171H169ZM179 172H180V170H179ZM190 172V171H189ZM215 172V171H214ZM228 172V171H227ZM235 172V171H234ZM241 172H242V170H241ZM5 173V172H4ZM16 173V172H15ZM25 173V172H24ZM119 173V172H118ZM125 173V172H124ZM144 173H143V175H144ZM170 173H172V172H170ZM176 173V172H175ZM186 174H187V172H185ZM196 173H197V171H196ZM213 173V172H212ZM216 173V172H215ZM215 173H213L214 175H215V177H216V174ZM222 173V172H221ZM230 172H228V174H229ZM0 174H1V172H0ZM28 174V173H27ZM120 174V173H119ZM126 174V173H125ZM153 174H154V172H153ZM161 174H163V172L161 173ZM168 174V173H167ZM179 174H181V173H179ZM190 174V173H189ZM188 174V175H189ZM202 173H200V175H201ZM206 174V173H205ZM217 174H219V173H217ZM234 174H236V172L234 173ZM249 174H251V173H249ZM253 174V173H252ZM5 175L7 176V174L5 173ZM4 174L2 175V176H5ZM15 175H17V174H15ZM20 175V174H19ZM140 175V174H139ZM142 175V176H143ZM148 175V174H147ZM183 175H185V174H183ZM193 175V174H192ZM210 175H212L211 173H210ZM213 175V176H214ZM221 175H223V174H221ZM11 176V175H10ZM21 176V175H20ZM117 176H119L118 174H117ZM149 176H150V173H149ZM163 176H166V175H162V176H160L161 178H164ZM171 176H172V179H173V174H171ZM205 176V175H204ZM27 177V176H26ZM25 177V178H26ZM156 177H159L158 176V174H157V176ZM167 177V176H166ZM176 177H178L177 175H176ZM225 177V176H224ZM251 177H252V175H251ZM7 178V177H6ZM145 178V177H144ZM169 178H170V176L168 177V179L167 180H169ZM183 179H185L184 177H182ZM182 178L180 179V180H182ZM211 178H212V176H211ZM227 178V177H226ZM233 178V177H232ZM232 178L231 179H229V180H232ZM234 178H235V176H234ZM2 179H4V178H2ZM9 179V178H8ZM7 179V180H8ZM10 179H11V177H10ZM24 179V178H23ZM22 179V180H23ZM195 179H197V178H195ZM201 179H202V177H201ZM204 179L205 178H203V184H205L204 183ZM218 179V178H217ZM220 179H221V177H220ZM228 179V178H227ZM6 180V181H7ZM22 180H20V181H22ZM27 180V179H26ZM34 182L36 181V180H34V179H32ZM161 180V179H160ZM162 180H165V178L164 179H162ZM175 180H176V178H175ZM223 180V179H222ZM226 180V179H225ZM1 181V180H0ZM3 181H5V180H3ZM14 181V180H13ZM40 181V182H41ZM166 181V180H165ZM186 181V180H185ZM206 181V180H205ZM208 181H210V180H208ZM207 181V183L206 184H208L209 182ZM228 181V180H227ZM8 182H10V181H8ZM42 182V183H43ZM161 182V181H160ZM167 182V184L169 183L168 181H166ZM181 182V181H180ZM219 182V181H218ZM217 182V183H218ZM221 182V181H220ZM235 182V181H234ZM14 183H16V182H14ZM17 183H19V182H17ZM22 183V182H21ZM31 183V182H30ZM130 183V184H129ZM172 183V182H171ZM183 183V182H182ZM187 183V182H186ZM211 183V182H210ZM236 183V182H235ZM1 184H3V183H1ZM39 184H41V183H39ZM164 184V183H163ZM162 183H161V185H163ZM170 184V183H169ZM184 185H185V183H183ZM197 184V183H196ZM213 184V183H212ZM224 184V183H223ZM227 184V183H226ZM237 184H239V183H237ZM248 184V183H247ZM23 185V184H22ZM27 185H29V184H27ZM156 185H158V184H156ZM155 185V186H156ZM190 185H191V183H190ZM200 185V184H199ZM228 185H230V186H232L231 185V182H230V184H228ZM227 185V186H228ZM239 185H241V184H239ZM238 185V186H239ZM19 186H21V185H19ZM164 186H166V184L164 185ZM171 186H173V185H171ZM171 186H170V189H171ZM177 186V185H176ZM175 186V188H177ZM178 186H180V185H178ZM188 186V185H187ZM192 186V185H191ZM194 186V185H193ZM209 186V185H208ZM226 186V187H227ZM246 186V185H245ZM9 187V186H8ZM28 187V186H27ZM128 187L130 188H132V189H134V192L136 193L135 194V197H132V198H128L127 196H126V189L129 191V189H128ZM160 187V186H159ZM183 187V186H182ZM210 187V186H209ZM241 187V186H240ZM0 188H2V187H0ZM6 188V187H5ZM18 188V187H17ZM16 188V189H17ZM26 188V187H25ZM24 188V189H25ZM130 188V189H131ZM174 188V189H175ZM179 188L180 187H178L177 189H178V191H179ZM186 188V187H185ZM184 188V189H185ZM208 188V187H207ZM233 188V186L231 187V189ZM21 189V188H20ZM19 189V191H21ZM29 189V188H28ZM28 189H26V190H28ZM34 189L32 190V191H34ZM158 189V188H157ZM160 189H161V187H160ZM159 189V190H160ZM183 189V188H182ZM189 189H190V186H189ZM194 189H197V188H194ZM198 189H200V188H198ZM230 189V190H231ZM240 189V188H239ZM5 190V189H4ZM9 190V189H8ZM162 190V189H161ZM201 190V189H200ZM211 191H212V188L210 189ZM23 191V190H22ZM126 193H125V192ZM151 191H152V189H151ZM155 190H153V192H154ZM163 191V190H162ZM169 191V190H168ZM192 191H193V189H192ZM197 192H198V190H196ZM220 190L218 189V192H219ZM227 191V190H226ZM233 191V190H232ZM234 191H236V190H234ZM233 191V192H234ZM244 191V190H243ZM251 191V190H250ZM2 192V191H1ZM6 192H7V190H6ZM17 192V191H16ZM24 192H27V191H24ZM38 192H40V191H38ZM147 192V193H146ZM152 192V193H153ZM157 192V191H156ZM184 192V191H183ZM182 192V193H183ZM229 192V191H228ZM241 192H242V188H241ZM240 192V193H241ZM3 193V192H2ZM129 193V192H128ZM150 193V192H149ZM148 193V194H149ZM155 193V192H154ZM189 193V192H188ZM191 193H193V192H191ZM200 193V192H199ZM238 193V192H237ZM248 193V192H247ZM256 193V194H255ZM16 195H18L17 193H15ZM28 194H29V192L27 193V196H28ZM31 194V193H30ZM29 194V195H30ZM35 194V193H34ZM130 194V193H129ZM156 194H158V193H156ZM163 194H164V192H163ZM166 194V193H165ZM197 194V193H196ZM201 194H203V193H201ZM224 194H225V192H224ZM153 195V194H152ZM151 194H150V196H152ZM168 195L170 196V194L168 193ZM177 195V194H176ZM183 196H184V194H182ZM187 195V194H186ZM193 195V194H192ZM238 195V194H237ZM36 196H37V193H36ZM149 196V195H148ZM160 196H161V194H160ZM164 196V195H163ZM173 196H174V194H173ZM198 196V195H197ZM204 196V195H203ZM225 197H226V195H224ZM246 195H244V197H245ZM1 197V196H0ZM8 197H9V195H8ZM13 197V196H12ZM15 197V196H14ZM20 196H18V198H19ZM32 197H34V196H32ZM131 197V196H130ZM159 197V196H158ZM165 197V196H164ZM167 197V196H166ZM186 197H188V196H186ZM185 197V198H186ZM194 197V196H193ZM236 197V196H235ZM237 197H239V196H237ZM243 197V196H242ZM242 197H240V198H242ZM17 197H15V199H16ZM29 198V197H28ZM160 198V197H159ZM158 198V199H159ZM163 197L161 196V200H163L162 199ZM178 198V197H177ZM184 198V199H185ZM189 198H190V196H189ZM224 198V197H223ZM222 198V199H223ZM230 198L232 199V197L230 196ZM229 198V199H230ZM4 199V198H3ZM24 199V198H23ZM166 199H168V197L166 198ZM173 199V198H172ZM171 199V200H172ZM179 199V198H178ZM193 199V198H192ZM194 199H195V197H194ZM193 199V200H194ZM200 199H201V196H200ZM219 199V198H218ZM237 199V198H236ZM8 200H10V199H8ZM170 200V199H169ZM174 200V199H173ZM189 199L187 198V200L185 199V201L187 202ZM190 200H191V198H190ZM204 200V199H203ZM208 200V199H207ZM233 200H235V199H232V201ZM238 200V199H237ZM244 200V199H243ZM242 200V201H243ZM6 201H7V199H6ZM19 202H22L21 201V198H20V200H18ZM28 201V200H27ZM31 201V200H30ZM33 202H34V198H33V200H32ZM124 201H126V202H124ZM130 201V202H129ZM155 201V200H154ZM164 202H165V200H163ZM163 201H162V203H163ZM179 201H180V199H179ZM196 201H197V199H196ZM202 201V200H201ZM228 201H230V200H228ZM231 201V202H232ZM245 201H247V200H245ZM1 202V201H0ZM12 202H13V200H12ZM18 202V203H19ZM24 202V204H22L23 206L26 204L25 203V201H23ZM122 202H123V204H122ZM157 202H159L158 200H157ZM174 202V201H173ZM197 202H199V199H198V201ZM209 202V201H208ZM224 202H226V201H224ZM230 202V203H231ZM2 203V202H1ZM1 203H0V205H1ZM14 203V202H13ZM119 203H121V204H119ZM160 203V202H159ZM194 203V202H193ZM204 203H205V201H204ZM215 203V202H214ZM239 203V202H238ZM238 203H236V204H238ZM243 203V202H242ZM248 203V202H247ZM10 206L9 207H11L12 206V203L10 202ZM14 204H16V203H14ZM20 204V203H19ZM28 204H30L31 205V203L30 202H28ZM33 204V203H32ZM164 204V203H163ZM165 204H167V203H165ZM173 204V203H172ZM183 204H185V203H183ZM197 205H198V203H196ZM199 204H200V202H199ZM207 204V203H206ZM205 204V206H204V208H206V205ZM240 204H241V201H240ZM3 205H4V203H3ZM124 205V206H125ZM218 205V204H217ZM230 205V204H229ZM242 205V204H241ZM17 206V205H16ZM19 206V205H18ZM29 206V205H28ZM28 206H26V207H28ZM33 206V207H34ZM132 206H130V207H132ZM169 206V205H168ZM173 206H177V205H175V204H173ZM178 206H181V205H178ZM185 206V205H184ZM199 206V205H198ZM220 206H221V204L219 205V208H220ZM231 206V205H230ZM245 206V205H244ZM8 207V206H7ZM8 207V208H9ZM15 207V206H14ZM13 207V208H14ZM129 207V208H130ZM157 207V206H156ZM191 207V206H190ZM223 207V206H222ZM21 208H22V206H21ZM25 208V207H24ZM126 208V207H125ZM128 208V209H129ZM171 208V207H170ZM181 208H182V206H181ZM185 208H186V206H185ZM188 208V207H187ZM193 208H194V206H193ZM232 208H234V207H232ZM6 209V208H5ZM127 209V208H126ZM126 209H124L125 211H126ZM163 209V208H162ZM169 209V208H168ZM167 209V210H168ZM179 209V208H178ZM203 209V208H202ZM202 209H201V207H197L195 210L198 212V213H201L202 212ZM238 209H242V206H241V208H238ZM2 210H4V209H2ZM9 210V209H8ZM11 210V209H10ZM29 210H30V212L32 211V209H30V206H29ZM28 210V211H29ZM35 210V209H34ZM132 210V209H131ZM130 210V211H131ZM180 210H183V209H180ZM185 210V209H184ZM194 210V211H195ZM207 209H205V211H206ZM221 210V209H220ZM232 209H229V212L228 213H230V211H231ZM255 210H253V211H255ZM0 211H1V208H0ZM6 211V210H5ZM17 211V210H16ZM21 211H22V209H21ZM25 211H26V209H25ZM28 211H26V212H28ZM129 211V212H130ZM164 212H166L165 210H163ZM173 211H175V210H173ZM179 211V210H178ZM193 211V212H194ZM234 210H232V212H233ZM236 212H237V210H235ZM4 212V211H3ZM12 212H14V214L15 215H18V214H16L15 213V210H13V211H11V214H9V215H12ZM20 212V211H19ZM224 212H226V211H224ZM246 212V211H245ZM247 212H250L249 210L247 211ZM5 213V212H4ZM31 213H33V211L31 212ZM168 213V212H167ZM170 213V212H169ZM172 213V212H171ZM195 213V212H194ZM204 213V212H203ZM213 213V212H212ZM227 213V214H228ZM238 213V212H237ZM120 214V213H119ZM132 215H133V213H131ZM190 214V213H189ZM196 214V213H195ZM220 214H222V213H220ZM226 214V213H225ZM253 214V213H252ZM4 216L5 215H7V214H3ZM23 215H25V214H23ZM177 214H175V216H176ZM188 215V214H187ZM186 215V216H187ZM204 215H205V213H204ZM213 215V214H212ZM218 215V214H217ZM235 215V214H234ZM8 216V215H7ZM26 216V215H25ZM113 216V221L112 220H110V221H112L113 222V224H114V226H113V224L112 225H110L109 227H104V223L105 222H107L108 220H107V218L108 217H112ZM120 216V215H119ZM128 216H129V213H128ZM127 216V217H128ZM134 216V215H133ZM171 216V215H170ZM178 216V215H177ZM185 216V215H184ZM185 216V217H186ZM189 216V215H188ZM226 216V215H225ZM244 216H245V213H244ZM243 215L242 216H240V219H241V217H244ZM20 217V216H19ZM21 217H23L22 215H21ZM124 217V216H123ZM131 218H129V219H132L133 217L132 216H130ZM172 217H174L173 215H172ZM180 217V216H179ZM191 218H192V216H190ZM13 218L15 219V216H13ZM24 218V217H23ZM29 218V217H28ZM27 218V219H28ZM34 218H35V215H34ZM127 218V219H128ZM135 218V217H134ZM187 218V217H186ZM185 218V219H186ZM191 218H189L188 220H190ZM206 218H209L208 216L206 217ZM211 218V217H210ZM218 218V217H217ZM246 218V217H245ZM258 218V219H259ZM5 218L3 217L2 218V216L0 215V264H70V260H69V255H67L68 253H67V251L62 255L61 253H59L58 251L59 250H56V248H54L53 247V245H52V248H45V246H44V243H41L38 239H37V237L35 238V239H37V241H35V239H34V241H33V243H34V246H33V248H32V250H33V252H32V250L30 251V250H25L23 247H21L20 245H18L16 242H15V238H16V234H18V233H16L18 230L16 229V228H14V230H13V227L11 228L9 225H7V223H5V221L6 220H4ZM17 219V218H16ZM21 219V218H20ZM33 219V218H32ZM109 219V218H108ZM122 219V218H121ZM126 219V218H125ZM181 219H182V217H181ZM213 219V218H212ZM228 219V218H227ZM235 219H236V217H235ZM243 219V218H242ZM7 220H8V218H7ZM18 220V219H17ZM29 220H31V219H29ZM124 220V219H123ZM134 220V219H133ZM162 220V219H161ZM165 220H167V219H165ZM164 220V221H165ZM176 220V219H175ZM183 220V219H182ZM187 220V221H188ZM195 220V219H194ZM202 220V219H201ZM222 219H220V221H221ZM224 220H226V219H224ZM233 220V219H232ZM244 220V219H243ZM248 220V219H247ZM10 221V220H9ZM12 221V220H11ZM14 221H16V220H14ZM18 221H21V220H18ZM22 221L24 222V219H22ZM22 221H21V223H22ZM25 221H27V220H25ZM110 221H108V222H110ZM130 221H132V220H130ZM137 221V220H136ZM198 221V220H197ZM210 221V220H209ZM217 221V220H216ZM234 221V220H233ZM250 221H252V222H254L253 220H250ZM255 221L257 222V220L255 219ZM259 221V220H258ZM28 222H30V221H28ZM38 222V221H37ZM176 222V221H175ZM185 221L183 220V223H184ZM200 222H202V221H200ZM199 222V223H200ZM228 222V221H227ZM230 222V221H229ZM238 222V221H237ZM236 222V223H237ZM240 222H242V220L240 221ZM239 222V223H240ZM248 222H249V220H248ZM256 222H255V224H256ZM11 223V222H10ZM13 223H15V222H13ZM13 223H12V225H13ZM35 223V222H34ZM40 223H39V225H40ZM68 223V224H67ZM130 223V222H129ZM133 223L134 222H132V225H133ZM161 223H163V222H161ZM171 223H173V220H172V222ZM198 223V222H197ZM204 223V222H203ZM217 223H218V221H217ZM221 223H222V221H221ZM19 224V223H18ZM32 224V223H31ZM30 224V225H31ZM70 224V225H71ZM72 224V225H73ZM126 224V223H125ZM127 224H128V220H127ZM126 224V225H127ZM135 224V223H134ZM196 224V223H195ZM208 224V223H207ZM244 224V223H243ZM249 224H251V223H249ZM248 224V225H249ZM259 224H260V222H259ZM17 225V224H16ZM22 225H23V223H22ZM33 225H35V224H33ZM121 225H122V223H121ZM126 225H124V226H126ZM129 225V224H128ZM169 225V224H168ZM173 225V224H172ZM186 225V224H185ZM192 225V224H191ZM199 225H202L201 223L200 224H198V228H200V226ZM215 225H217L216 223H215ZM234 224H232V226H233ZM236 225V224H235ZM235 225H234V227H235ZM238 225V224H237ZM263 225V224H262ZM80 226V225H79ZM78 226V227H79ZM105 226H106V224H105ZM123 225H122V227L123 228H125ZM161 226V225H160ZM204 226V225H203ZM202 226V227H203ZM210 226V225H209ZM225 226V225H224ZM244 226H245V224H244ZM247 226V225H246ZM245 226V227H246ZM257 227H258V224L256 225ZM17 227V226H16ZM20 227V226H19ZM25 227H26V225H25ZM33 227V226H32ZM120 227V226H119ZM118 227V228H119ZM129 227V226H128ZM132 227H134V225L132 226ZM136 227V226H135ZM164 227H166V226H164ZM173 227L175 228L176 226L175 225H173ZM189 227V226H188ZM191 227V226H190ZM194 227H195V225H194ZM226 227V226H225ZM245 227H238V229L240 230V231H243L244 229L243 228H245ZM250 227V226H249ZM35 228V227H34ZM33 228V229H34ZM64 228V229H63ZM72 228H74L73 226H72ZM121 228V227H120ZM130 228H131V225H130ZM137 228V227H136ZM184 228V227H183ZM218 228V227H217ZM221 228V227H220ZM220 228H219V230H220ZM228 228V227H227ZM230 228V227H229ZM233 228V227H232ZM248 228V227H247ZM251 228H253V227H251ZM251 228L249 229H247V230H251ZM28 229V228H27ZM31 229V228H30ZM29 229V230H30ZM33 229H31V230H33ZM75 229V228H74ZM80 229H81V227H80ZM79 229V230H80ZM168 229H169V227H168ZM168 229H167V231H168ZM178 229H180L179 227H178ZM192 229V228H191ZM201 229V228H200ZM222 229V228H221ZM262 229H263V227H262ZM15 230H16V232H15ZM36 230H39V229H36L35 228V231ZM77 230H78V228H77ZM76 230V231H77ZM165 230V229H164ZM192 230H195L194 228L192 229ZM192 230H191V233H192ZM206 229H204V231H205ZM209 230H211L210 228H209ZM226 230H228V229H226ZM231 230V229H230ZM246 230V232H248ZM20 232H22L21 230H19ZM25 231V230H24ZM40 232H41V230H39ZM76 231H74V232H76ZM83 231H85V230H82L81 232L83 233ZM126 231H128V230H126ZM132 231H133V229H132ZM135 231V230H134ZM133 231V232H134ZM200 231V230H199ZM213 231V230H212ZM222 231V230H221ZM224 231V230H223ZM260 231V230H259ZM258 231V232H259ZM264 231V230H263ZM26 232H29L28 230H26ZM26 232L24 233V234H26ZM38 232V231H37ZM37 232L35 233L36 235H37ZM73 232V233H74ZM125 232V231H124ZM185 232V231H184ZM227 232V231H226ZM23 233V232H22ZM33 233H34V231H33ZM77 233V232H76ZM144 233V232H143ZM148 233V232H147ZM197 233V232H196ZM200 233V232H199ZM198 233V234H199ZM220 233V232H219ZM218 233V234H219ZM235 233V232H234ZM253 233H255V232H253ZM21 234V233H20ZM30 232H29V236H30ZM40 234V233H39ZM43 234V233H42ZM83 234H86V233H83ZM122 234H123V229H122ZM129 234H131L130 236H129ZM182 234H184V235H186L185 233H182ZM181 234V235H182ZM193 234V233H192ZM212 234V233H211ZM229 234H231V233H229ZM236 234V233H235ZM244 234V233H243ZM34 235V234H33ZM41 235V234H40ZM39 235V236H40ZM66 235H69V238L66 236ZM77 235V234H76ZM79 235H81V233H79L77 236H78V238H79ZM119 235V234H118ZM124 235V234H123ZM140 235V234H139ZM138 234H137V236H139ZM143 235V234H142ZM221 235V234H220ZM25 236V235H24ZM43 236H44V234H43ZM74 236H75V234H74ZM122 236V235H121ZM169 236V235H168ZM193 236V235H192ZM195 236H196V234H195ZM198 236H200V235H198ZM209 236V235H208ZM224 236V235H223ZM235 236V235H234ZM244 236V235H243ZM19 237V236H18ZM17 237V239H19ZM41 237V236H40ZM124 237V236H123ZM122 237V238H123ZM176 237H177V235H176ZM186 238H187V236H185ZM201 237V236H200ZM226 237V236H225ZM225 237H224V239H225ZM237 237H238V235H237ZM253 237V236H252ZM25 238H27V237H25ZM30 238V237H29ZM73 238H75V237H73ZM125 238V237H124ZM184 238V237H183ZM194 238V237H193ZM213 238V237H212ZM231 238V237H230ZM236 238V237H235ZM255 238V237H254ZM28 239V238H27ZM40 239V238H39ZM76 239V238H75ZM115 239V240H114ZM138 239V238H137ZM143 239V238H142ZM259 239H261V238H259ZM23 240V239H22ZM30 240H32V239H30ZM82 240V239H81ZM173 240H175V239H173ZM191 240V239H190ZM211 240V239H210ZM233 240V239H232ZM235 240V239H234ZM262 240V239H261ZM71 241V240H70ZM73 241V240H72ZM79 240H77V242H78ZM125 241V240H124ZM125 241V242H126ZM129 242L128 243H130V240H128ZM138 241V240H137ZM185 241V240H184ZM247 238H237V243H239V244H241L242 245V250L240 251V254H239V258H240V260L242 261L241 263H244V264H263V263H260V262H258V259H259V255H257L255 252L256 251H254V254L252 253V248H251V244H248L247 242ZM257 241V240H256ZM19 242H21V241H19ZM27 242H29V241H27ZM44 242V241H43ZM74 242H76V241H73L72 243L74 244H70V247H68V250L71 248V249H75V250H77V252H78V250H83L82 248H84L85 250H87L86 252H85V256L86 255H88V254H90V251H89V249H88V246H86L85 247V245H80L79 244V242H78V244H77V242H76V245H75V243ZM178 242V241H177ZM193 242V241H192ZM194 242H197V241H194ZM205 242V241H204ZM251 242V241H250ZM254 242H255V240H254ZM263 242V241H262ZM22 243V242H21ZM26 243V242H25ZM24 243V244H25ZM32 243V244H33ZM46 243V242H45ZM50 243H48L49 245H51ZM93 243H92V245H93ZM127 243V242H126ZM126 243H124L122 246L123 247H126L127 245H126ZM188 243V242H187ZM214 243H216V240L214 241ZM224 243H225V241H224ZM226 243H228V242H226ZM234 243H235V241H234ZM236 243V244H237ZM257 243H260V241L259 242H257ZM29 244H30V242H29ZM64 244V243H63ZM184 244H185V242H184ZM195 244V243H194ZM229 244H231V243H229ZM228 244V245H229ZM261 244V243H260ZM45 245H47V244H45ZM58 245V244H57ZM65 245H67V244H65ZM72 245V246H71ZM91 244H89V246H90ZM96 245V244H95ZM119 245V244H118ZM118 245H116V249H117V246ZM126 245V246H125ZM129 245H131V244H129ZM128 245V246H129ZM188 245V244H187ZM221 245V244H220ZM238 245V244H237ZM27 246H29L28 244H27ZM32 246V245H31ZM198 246V245H197ZM214 247V245H211V247ZM225 246V245H224ZM224 246H223V248H224ZM232 246V245H231ZM259 246V245H258ZM258 246H257V248H258ZM264 246V245H263ZM57 247V246H56ZM62 247V246H61ZM67 247H64V248H67ZM193 247V246H192ZM220 247V246H219ZM253 247V246H252ZM25 248H27V247H25ZM92 248V247H91ZM118 248H120L121 249V251H122V249L123 248H121V247H119L118 246ZM132 248V249H131ZM231 248V247H230ZM264 248V247H263ZM92 249H94V247L92 248ZM199 249V248H198ZM228 249V248H227ZM254 249V248H253ZM262 249V248H261ZM62 250H63V247H62ZM65 250H67V249H65ZM91 250V249H90ZM211 250V249H210ZM215 250V249H214ZM230 250V249H229ZM256 250V249H255ZM260 250V249H259ZM84 251V250H83ZM94 251H95V249H94ZM95 251V252H96ZM103 251V252H102ZM112 251H113V253H112ZM120 251V250H119ZM119 251H117V252H119ZM120 251V252H121ZM199 251V250H198ZM237 251H239V250H237ZM258 251V250H257ZM120 252H119V256L121 255L120 254ZM225 252V251H224ZM71 253H75V251H71ZM82 253V252H81ZM93 253V252H92ZM122 253L124 254L125 252H124V250L122 251ZM212 253V252H211ZM68 257H67V256ZM84 255V254H83ZM102 255H104V254H102ZM104 255V256H105ZM113 255V256H114ZM127 255V254H126ZM214 255V254H213ZM264 255V254H263ZM73 256V255H72ZM71 256V257H72ZM75 256V255H74ZM73 256V257H74ZM93 256H95V253H94V255ZM96 256H98V255H96ZM95 256V257H96ZM105 256V257H106ZM205 256V255H204ZM70 257V258H71ZM87 257V256H86ZM88 257H90V256H88ZM92 257V256H91ZM102 257V256H101ZM108 257H110V256H108ZM108 257H107V259H108ZM122 257V255L120 256V259H122L121 258ZM123 257H125V255L123 256ZM75 258H76V256H75ZM79 259H81L80 257H78ZM92 258H94V257H92ZM97 258V257H96ZM96 258H94L93 260H94V262H96L95 261V259ZM126 258V257H125ZM261 258V257H260ZM83 259H84V257H83ZM91 259V258H90ZM102 259V258H101ZM103 259H104V257H103ZM110 259V258H109ZM120 259H113V260H115V262H117L118 264H122L121 263V261H120ZM128 259V258H127ZM162 259H164V262H162ZM214 259V258H213ZM225 259V258H224ZM77 260V259H76ZM105 260V259H104ZM111 260V259H110ZM124 261L126 260V259H123ZM175 260V259H174ZM101 261H103V260H101ZM210 261V260H209ZM226 261H229V259L227 260V258H226ZM230 261H232V260H230ZM79 262V261H78ZM83 262V261H82ZM86 262V261H85ZM87 262H88V259H87ZM93 262V261H92ZM94 262H93V264H94ZM99 262V261H98ZM211 262V261H210ZM222 262V261H221ZM237 262H238V260H237ZM88 263H90V262H88ZM87 263V264H88ZM125 263H127V260L125 261ZM207 263V262H206ZM223 263V262H222ZM239 263V262H238ZM237 263V264H238ZM240 263V264H241ZM81 264V263H80ZM107 264H111V263H108L107 262ZM124 264V263H123ZM128 264V263H127ZM129 264H130V262H129ZM203 264H204V262H203ZM219 264V263H218ZM227 264H232V263H230V262H227Z\"/></svg>",
  "mask_w": 264,
  "mask_h": 264
}]
</instances>
